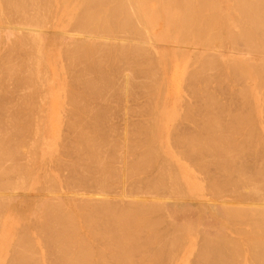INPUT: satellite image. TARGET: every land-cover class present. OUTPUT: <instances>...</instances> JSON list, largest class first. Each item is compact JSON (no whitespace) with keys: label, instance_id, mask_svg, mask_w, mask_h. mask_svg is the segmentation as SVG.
I'll list each match as a JSON object with an SVG mask.
<instances>
[{"label":"rangeland","instance_id":"1","mask_svg":"<svg viewBox=\"0 0 264 264\" xmlns=\"http://www.w3.org/2000/svg\"><path fill=\"white\" fill-rule=\"evenodd\" d=\"M8 1V0H7ZM6 0H5V2H7ZM73 0H67L66 1V3H67V5L71 8V7H73L72 5L74 4V2L75 1H77V2H75V9H73L74 10V12H75V10H76V12H75V14H74V17L77 15V18L75 17H73L72 16V20H74V22H76L77 20H79V21H77L78 22V24H85V25H88V26H90V27H92L93 25H94V23H95V26H93L92 28H90V30H91V33L90 34H92V32H93V34L92 35H97V34H94V31L92 30V29H94V27H96L95 28V30L96 31H99V33L100 34H98V35H102V36H104V35H109V37L111 38V39H115V41L114 40H110V38L109 39H107V41L106 40H104L103 42H105V44H103V42L102 41H99L100 43H101V47H100V45H99V42L98 41H96V42H98L97 44L99 45H97L96 46V42H93V43H88L87 44V42H86V44H83V43H85L84 41L83 42H76V43H74V42H72L71 44L74 46L73 48L72 47H70V46H68V47H61V46H63L65 43H63V45L62 44H60V45H58V46H53L52 48H51V50H50V53H47L48 51H45L46 53V55H47V57H48V59H47V57H46V55L44 54L43 55V53L40 51V48H38L37 50H36V46L34 47V45H35V43H31L30 44V42L28 43V45L29 46H25V44H20L19 42H14V44H16V45H14V46H16V48L18 47V45L20 44V45H22V49H24L25 50V52H24V50H22V49H20L19 50V47H18V51H17V49L15 48L14 49V47H12L13 45H11L12 44V42L11 43H8L9 42V40L7 39V37L6 38H2L1 40H0V42L2 43V47H1V50H0V53H1V55H0V62L1 61H3V62H1V65H0V132H1V134L2 135H0L1 137L3 136L4 138H1L0 140V143L2 144V142H3V144H2V148H1V151L3 152H0V153H2V156H0V164H2L4 167H3V169L6 167V169H4L3 170V172H5V170H7L8 172H11V174L13 175V170H17V171H19V172H21V176L23 177L22 178V180H25V185H26V187H24V190H18V192H17V195H14V196H10V197H13L14 199H15V201L17 202H23V203H25V202H33L34 201V198H30V197H27V192H28V190H29V187L27 186L28 184H29V181H31L32 182V180L33 179H31L30 180V178L28 179V177H34L35 176V174H36V177H37V179L39 180H37L36 182V184H40V186L41 187H43L42 185H43V183H44V189H45V191H43V192H45V194L47 193V195H45V194H43V196H42V198H45L46 197V199H47V201L48 200H50V203H52L51 205L49 204V210L48 209H46V210H44L43 212H41L39 209L37 210V208H38V206L37 207H35L36 206V204H32L31 205V207L25 212V213H22L21 214V216L17 219V222L16 223H14V225H16V227L15 226H13V228H12V222L10 223V224H12V225H10L8 222V220L6 221V214H3V215H1V216H4V217H1L0 218V226H1V224H2V222H4V226H3V224H2V226L3 227H5V228H3L4 230H5V232H3V233H1L2 232V230H0V240H3L2 242H0V244L2 245L1 247H0V256H1V252L4 250V248H5V250H4V253L9 249V251H7V256H5V254H2V261H0L1 263L2 262H4L3 264H5V261H6V264L7 263H9V261H8V259H14V257L16 256V254H18L16 257H15V259L14 260H11L10 261V263L11 264H21V261H22V264H35V262H37L38 264H56V262H57V264H59L58 263V260H60L61 258V260L59 261L61 264L63 263V264H71L70 262H72V259H73V262L75 261L77 264H87V262L89 261V263L88 264H91V261L93 260V264H100V263H102V264H107L108 262H106V263H103V260L104 261H109V258L111 259V257H113V259H111V261H113V262H117V264H118V262H119V264H131V262H134V264H141V262L143 263V262H146L147 261V257H146V255H148V259H149V261L148 262H146L145 264H148L149 262V264H160L161 262H162V264H171L172 262V264H174V263H176V262H179V264H184L185 262H186V259L185 258H187V263L186 264H190V262L191 263H193L194 262V264H196L197 262V264H205V261L207 262L206 264H208L209 262H211L210 264H212L213 262H212V258H213V260H215V262L213 263V264H215V263H219V264H226V262H228L227 264H237V262H238V264L240 263V264H242L244 261H246L245 259L247 258V261H246V264L247 263H249V261H250V264H251V262H252V264H259V263H261V260H262V263L264 264V257L263 258H261L260 256H264V252H263V247H264V239H261V238H264V235H262V234H264V228H261V227H263L264 226V221H263V219H264V214H260L259 215V213H258V210L257 209H255V206L256 205H259V204H255L256 202L257 203H260L261 202V204L259 205V206H256V207H258L259 208V210L261 209L262 210V208H261V206L262 207H264V201L263 200H261V199H264L263 198V196H264V191H263V189H264V185H263V183L264 182H262V181H264V176L262 177V171H264V149H263V147H264V135L262 134V136H260L261 134H259V137L260 138H263V139H260L258 136H256V134H257V132H259V130L256 132V129H260V133L261 132H263L264 133V125L262 124V123H264V118H261V114L263 115L262 117H264V110H262V108L264 109V104H262V105H258L259 104V102H260V104L261 103H264V90L263 91H260V90H262V89H264V82H263V84H262V80L264 81V76H263V73H264V70H262V69H264V37L263 38H261L263 35H264V26H263V20H261V19H263L264 17H263V15H264V11H263V13L261 12V10H263L264 8H263V5H264V0H260L259 1V3H258V0H254V1H257V2H255V4H253L254 3V1L252 0L251 2H249V0H247L248 2H246V0H245V2H244V0H243V2H244V4H241V6H239L240 5V3H242V0H233L234 1V3H233V1L231 2V1H229V0H226L225 1V3H224V0L222 1V0H220L218 3H219V6L222 8V9H220L221 10V12H220V10H219V12H220V17H219V15H216V14H219V12H218V3L216 2V0H211V2H209V0L207 1V0H205V1H203V0H186V2H187V4H185V0H180L179 2H178V0H172V4H173V6H172V4H171V0H163L162 2H161V0H160V2H159V0H124L125 2H123L124 4H125V6L123 5V7L121 8V6H122V1L123 0H113V1H108V0H105L104 1V3L105 2H107V3H105V5H103V0L100 2L99 0H85L86 2H85V5L84 4H82V6L84 5V7L86 6L88 9H91L92 11H93V13H92V11H91V14H93V15H91L90 14V11H89V14L87 13L86 14V12H85V10L87 9L86 7V9L84 10V7H82V6H79V4H81V2L80 1H83V0H74V2H72ZM90 1H92L93 3H91ZM95 1V2H94ZM100 3H99V2ZM114 1H115V4H117V2L120 4L121 3V5L119 6H117V7H115V4H114ZM128 1H129V3H128ZM136 1V2H135ZM141 1H142V4H140L141 3ZM155 1V2H154ZM178 2V4H177V2ZM184 1V2H183ZM193 1H195V3H197L196 5L194 4V2ZM197 1V2H196ZM202 1V2H201ZM213 1H215V2H213ZM237 1H239V2H237ZM3 0H1V2H0V7L1 8H3L1 5H3L5 2H3ZM9 3H6V7L4 6V8H3V10L5 9V8H8V7H10V9L8 10V9H6V10H4V11H6V13L7 14H9L10 13V11H11V13L9 14V15H12L13 13H12V11L14 10V8L12 7L13 5H14V7L16 6L15 5V3H17L18 2V0H16V2H15V0H12V5L10 4V2H11V0L10 1H8ZM15 2V3H14ZM71 2H72V5L70 6L69 5V3L71 4ZM87 2H88V6H87ZM111 4H110V3ZM150 2V3H149ZM158 2V4H154V3H157ZM164 2H166V3H164ZM191 4H190V3ZM200 2V3H199ZM204 2V3H203ZM206 2L208 3V4H206ZM263 2V3H262ZM14 3V4H13ZM79 3V4H78ZM91 3V4H90ZM131 3H133V4H131ZM176 5H175V4ZM185 5H184V4ZM209 3H211V4H215V6H213L214 8L216 7V5H217V8H215V9H213V7H212V5L210 4V6H208L209 5ZM231 3H232V7H231ZM236 3V5H234ZM239 3V5L237 6V4ZM245 3L247 4V6L245 7ZM250 3V4H249ZM252 3V4H251ZM95 4V5H94ZM98 4H99V7H98ZM108 4V5H107ZM129 4L131 5V6H129ZM135 4V6H133ZM136 4H137V7H136ZM147 4V5H146ZM148 4H150V6L148 5ZM193 4L195 5V7H193ZM199 4V5H198ZM200 4H202L203 6H201ZM257 4V5H256ZM261 4V6H259ZM263 4V5H262ZM8 5V6H7ZM77 5V6H76ZM92 5V6H91ZM102 5H103V7H106V9H103L102 10ZM107 5V6H106ZM112 5V6H111ZM128 5V6H127ZM141 5V6H140ZM143 5H144V9H143ZM153 5V6H152ZM157 5V6H156ZM161 5H163L164 6V8L161 6ZM181 5V6H180ZM198 5V8H196V6ZM208 7H207V6ZM229 5H230V7H229ZM244 5V6H243ZM255 5V6H254ZM95 6V7H94ZM108 6L110 7L109 9H108ZM114 6V7H113ZM132 6L133 7H136V9H132ZM145 6H146V8H148V9H146L145 8ZM167 8H166V7ZM192 6V7H191ZM227 6L230 8V9H228L227 8ZM234 6V7H233ZM243 6V8H241ZM253 6V7H252ZM258 6H259V8H258ZM79 7H80V9L81 10H79ZM119 7V8H118ZM124 7H125V10H124ZM126 7H129V9L128 8H126ZM130 7H131V11H130ZM154 7H155V9H154ZM160 7H161V9H160ZM171 7V8H170ZM185 8L184 10L183 9H181V8ZM202 7H204V8H202ZM209 7H212L211 9H209ZM240 7V8H239ZM255 7H257V8H255ZM0 8V12L1 13H5V12H2L3 10ZM77 8V9H76ZM93 8H95V9H93ZM97 8H99V9H97ZM113 8V9H112ZM114 8H115V11H117L116 13H115V11H114ZM117 8V9H116ZM150 8H151V10H150ZM163 8V9H162ZM169 8V10H167ZM179 8L181 9V10H179ZM206 8V9H205ZM224 8H225V10H224ZM234 10H233V9ZM248 8H250V9H248ZM253 10H252V9ZM262 8V9H261ZM11 9H13V10H11ZM107 9H108V11H107ZM127 9L129 10V12L130 13H128L127 12ZM145 9H146V12H145ZM157 9V10H156ZM165 9L168 11V13H167V11H165ZM174 9V10H173ZM188 11H187V10ZM199 10V12H198V10ZM212 11L211 13H210V11ZM216 9H217V12H215L216 11ZM244 9H246L245 11H243ZM258 9V10H257ZM2 10V11H1ZM7 10H8V12H7ZM84 10V11H83ZM99 10V11H98ZM100 10H102V12H100ZM104 10H106V12L104 11ZM114 11V12H112V11ZM119 10V11H118ZM121 10H122V13H120L121 12ZM140 10V11H139ZM148 10V11H147ZM154 10V11H153ZM175 10H177V12H174ZM192 12H191V11ZM200 10H202L203 11V14H200V13H202V11L200 12ZM213 10H214V12H213ZM235 10H239V11H241L242 13L240 14V12L238 11V13L236 14L235 13ZM249 10H251V11H249ZM254 10H256V11H254ZM15 11V10H14ZM13 11V12H14ZM80 11V12H79ZM81 11H83V12H81ZM96 11H98L97 13H96ZM124 11V12H123ZM134 11V15H133V12ZM136 11V12H135ZM142 11V12H141ZM144 11V12H143ZM162 11H164V13H167L166 14V16H167V18H165L166 16L162 13ZM172 11V12H171ZM182 14V15H185L184 17L181 15V14H179V12ZM183 11V12H182ZM194 11V12H193ZM205 11V12H204ZM229 11V15L227 14V12ZM231 11H233L234 12V14H236L235 16H234V14H232V12ZM247 11V12H246ZM249 11V12H248ZM259 11V12H258ZM103 12H105V13H103ZM139 12V13H138ZM171 14H170V13ZM189 12V13H188ZM209 12V13H208ZM224 12H226V14H224L223 15V17L225 16V15H227L228 17V19H226V16H225V18H224V21H225V25H224V21L223 20H218V18L220 19H223L221 16H222V14L221 13H224ZM256 12H258L257 14H258V16L260 17L261 15L260 14H263L261 17H263V18H258L259 19V21H261V24L259 23V21H257V15H256ZM5 13V14H6ZM66 12H63L62 14H65ZM68 13V12H67ZM66 13V14H67ZM76 13H78V14H76ZM82 15H81V14ZM101 15H100V14ZM108 13V15H106ZM111 13V14H110ZM114 13V15H112ZM118 13H120V15H122L123 17H125L126 18V20H125V18L124 19H122L123 17L122 16H120ZM123 13H126L127 15L125 16V14L123 15ZM142 13V14H141ZM147 14L148 15V13H149V17L147 16V15H144V14ZM184 13V14H183ZM194 13H195V15H194ZM207 14V16L209 15V17H210V19H208L207 18V16L205 15V14ZM212 13H214V14H212ZM246 13H248V15L246 14ZM250 13H255L254 15L253 14H250ZM260 13V14H259ZM58 14H61V13H58ZM79 14H80V16H79ZM83 14H85L84 16H83ZM95 14V15H94ZM116 14V15H115ZM140 14V15H139ZM179 14V15H178ZM196 14H198V15H200V16H198V15H196ZM87 15V17H85ZM96 15H97V17H96ZM100 15V16H99ZM106 17H105V16ZM117 15H119L118 17H117ZM131 15H133V16H131ZM135 15H137V16H135ZM163 15V16H162ZM169 15V16H168ZM172 15H174L173 17H171ZM191 15V16H190ZM194 15V16H193ZM202 15H204L203 17L204 18H202ZM213 17H212V16ZM217 17H216V16ZM239 15H240V17L241 18H237V17H239ZM59 16V15H58ZM63 16V17H62ZM83 16V17H82ZM88 16H90V17H88ZM91 16H93V17H95L94 19H93V17H91ZM105 17V18H107V20H105V18H102V17ZM108 16V17H107ZM113 16H114V20H112L113 19ZM131 16V18H128V17H130ZM152 16V17H151ZM179 16V17H178ZM192 16H193V18H192ZM205 16H206V18H205ZM250 16V18H252V16H253V20L252 19H248V17ZM60 17H62V21H66V19L67 18H65L66 16L65 15H61ZM79 17V18H78ZM135 17L137 18V19H135ZM139 17H140V19H139ZM154 17V18H153ZM163 17V18H162ZM175 17H177V18H184V19H182L181 18V21L179 20V19H176ZM187 17L190 19H187ZM191 17V18H190ZM196 17H197V19H196ZM229 17L231 18V19H229ZM243 17V18H242ZM59 18V17H58ZM63 18H65V19H63ZM74 18V19H73ZM82 18H83V20H82ZM97 18V19H96ZM99 18V19H98ZM101 18H102V20H104L103 21V23L105 24V22H106V25L104 26V24L103 23H101L102 22V20H101ZM134 18V19H133ZM144 18V19H143ZM170 18V19H169ZM174 18V19H173ZM211 18L213 19V21H215L214 23H216V25L218 24V26H217V29L219 28V23H221V22H223L222 24H223V26L224 27H222V25L220 24V27H222V28H220V32H221V35L223 34V38L220 36V32H219V30H218V33L216 32V30H215V28H216V26H215V24L213 23V21L211 20ZM234 18V19H233ZM236 18V19H235ZM70 18L67 20V21H69V22H66V23H63V22H60V25H61V23H63L61 26L60 25H58L59 27L58 28H62V26H63V28H65V24L66 25H68L67 23H69V24H71V26H72V24L73 25H75V24H77V22L76 23H74L72 20H71ZM90 19H92V20H90ZM117 19V20H116ZM130 19H131V21H130ZM147 19H149V21H146ZM166 19V20H165ZM173 19V20H172ZM176 19V20H175ZM199 19H201L202 20V22H201V20H199ZM205 19H207V20H205ZM243 19H244V21H248L247 23L246 22H243ZM59 20H60V18H59ZM71 20V21H70ZM86 20V21H85ZM99 20V21H98ZM124 20V21H123ZM133 20H135V21H133ZM165 22H164V21ZM168 20H170V22L168 21ZM183 20H184V22H183ZM193 20V21H192ZM226 20H229V22L227 21L226 22ZM231 20H234V24H233V26H231V28H230V25L228 26V24L230 23L231 25H232V23H233V21H231ZM242 20V21H241ZM255 20V21H254ZM80 21H83V23L82 22H80ZM85 21V22H84ZM89 21H91V22H89ZM99 22L100 23V25L97 23V22ZM119 21V22H118ZM121 21H122V23H121ZM137 21V22H136ZM139 21V22H138ZM175 23H174V22ZM178 21V22H177ZM186 21H188V22H186ZM204 21H206V22H204ZM207 21H209V23L207 22ZM217 21H219V23L217 22ZM236 21V22H235ZM237 21H238V23H237ZM252 21H254V22H252ZM73 22V23H72ZM126 22V23H125ZM130 22V23H129ZM132 22H133V24L134 23H136V24H134V26H135V28H132ZM148 22V23H147ZM167 22V23H166ZM182 22V23H181ZM190 22V23H189ZM212 22V23H211ZM253 24H252V23ZM257 22V23H256ZM112 23H114V24H118V25H121V26H116V25H112ZM137 23H140V24H137ZM142 23V24H141ZM165 23V24H164ZM177 23L179 24H182V26H180V24L177 26ZM184 23V24H183ZM185 23H186V25H187V27H189V26H191V27H189V28H187L186 27V25H185ZM189 23V24H188ZM200 23V24H199ZM211 23V24H210ZM243 23V24H242ZM245 23V24H244ZM250 24V25H247V24ZM96 24H98V25H96ZM103 26H102V25ZM128 24V25H127ZM131 24V25H130ZM145 24V25H144ZM174 24V25H173ZM201 24L202 25H205V24H207V26L205 25V26H202L203 27V29H202V27H201ZM209 24V25H208ZM236 24V25H235ZM257 24H260L259 26H261L262 25V27L260 28V27H258V25L256 26ZM161 25V26H160ZM169 25V26H168ZM238 25V26H237ZM241 27H240V26ZM245 25V26H244ZM69 27H71L70 25H68ZM68 26H66V28H69ZM98 26H100V30L98 29L99 27ZM108 26L110 27L109 29H108ZM111 26H112V29H111ZM128 26V27H127ZM138 26V27H137ZM177 26V27H176ZM183 27V29L181 28V30H180V27ZM197 26H199L200 28H198ZM210 26V27H209ZM211 26H214V27H212L211 28ZM228 26V28H226ZM237 26V27H236ZM250 26H252V27H250ZM56 27V29H55V33H57V34H59L61 31H60V29H59V31H58V28H57V26H55ZM55 27H53V28H49V30L51 31L52 30V32H53V29L55 28ZM73 28H74V26H72ZM98 27V28H97ZM103 27H105V30H103L104 28ZM114 27H116L115 29H118L117 30V34H115V32H116V30L115 29H113ZM120 27V28H119ZM131 27V29H133V30H131V29H129ZM208 27H209V30L211 29V33H210V31L208 30ZM243 27H245L244 29H242ZM246 27H250V28H246ZM253 27H258V28H260V29H258V28H255V30L256 31H253ZM65 28V29H66ZM102 28V29H101ZM128 28V29H127ZM175 28V29H174ZM185 28V29H184ZM197 28V29H196ZM207 28V29H206ZM231 29V30H227V29ZM237 29L238 31H236V29L234 30V33L232 34V32H233V29ZM241 28V29H240ZM140 31H139V30ZM156 29V30H155ZM191 29V30H190ZM192 29H195V33L196 34H198V36H199V29H202V31L200 30V32L201 33H203V31H204V29H206L205 30V33H208V37H209V39H210V41H208L209 39L207 38V36H206V34L204 35V34H201L200 36V38L195 34H193V31L194 30H192ZM225 29V30H224ZM248 29V31H247V33L245 32L246 30ZM262 29V30H261ZM102 30V31H101ZM110 31L111 32V34H113V35H115V37L113 36V35H111L110 34V32L108 31V33H106L105 31ZM115 30V31H114ZM120 30H121V32H120ZM135 30H137V33H136V31ZM179 30H180V32H179ZM213 30H215V31H213ZM243 30V31H242ZM251 30V31H250ZM259 30H260V32H259ZM102 33H101V32ZM114 31V32H113ZM135 31V33L136 34H134L133 32ZM169 31V32H168ZM182 31H184V32H182ZM185 31L187 32V34H184L185 33ZM208 31V32H207ZM213 31V32H212ZM232 31V32H231ZM235 31H236V33H235ZM253 31V33L251 34V32ZM261 31L263 32L262 34H260L261 33ZM130 32V33H133V34H130V35H136L137 37H135L136 39H139V38H141V37H143V38H141L139 41L140 42H143V43H139V41L137 42H135L134 43V47H135V45H137L136 46V49L133 47V49H132V47L131 46H133V44L132 45H129V47H128V55H129V58H131V59H129L127 56H126V54L127 53H125L126 51H125V49H127V48H125V46L127 47V43H125V42H128V40L126 39V38H123V37H127L128 35V33ZM225 32H226V34H225ZM249 32V33H248ZM255 32V33H254ZM259 33V35L257 34V33ZM103 33H106V34H103ZM118 33H119V35H118ZM123 33H126V34H123ZM178 33V34H177ZM209 33H210V35H209ZM214 33H216V34H219V36L217 35L216 36V34H215V36H214ZM241 35H240V34ZM121 34V35H120ZM138 34H141L140 36L138 35ZM176 34H177V36H176ZM211 34H213V36L215 37V38H213L212 37V35ZM231 34V36H229ZM236 34V35H235ZM239 34V35H238ZM246 34H249V35H247L248 37H250V39L247 41V37L245 36ZM254 34H255V36H254ZM111 35V36H110ZM126 35V36H125ZM182 35H184V36H182ZM240 36V37H237V39H236V36ZM261 35V36H260ZM118 36V38H120V39H116V37ZM176 38H175V37ZM180 36V37H179ZM235 36V37H234ZM241 36H242V39H241ZM247 38L246 40H244V38L245 37ZM258 36H260V38L258 37ZM190 37H191V40H190ZM193 37V38H192ZM244 37V38H243ZM252 37H254V39H252ZM259 38V41H258V38ZM13 38V37H12ZM145 38V39H144ZM165 38V39H164ZM167 38V39H166ZM180 40H179V39ZM182 38V39H181ZM187 40H186V39ZM204 38V39H203ZM205 38H207V39H205ZM216 38H220V39H218V41H222V42H220L219 43V45H218V41H216L217 43H215V45H214V43H213V45H214V47H216L217 45V47L216 48H214L215 49V51L217 52V53H215V51H214V49H213V51H214V53H212V47H211V49H209V47H210V45H212V42H215V41H213V39H216ZM223 40H222V39ZM230 38V39H229ZM256 38V39H255ZM4 39V40H3ZM123 39V40H122ZM125 39V40H124ZM158 39H159V41H158ZM162 39V40H161ZM164 39V40H163ZM197 39V40H196ZM228 39V40H227ZM233 39V40H232ZM235 39V40H234ZM239 39V40H238ZM252 39V43H251V40ZM263 41H262V40ZM117 40V41H116ZM122 40V41H121ZM145 40V41H144ZM156 40V41H155ZM162 42H161V41ZM167 40V43L165 42ZM178 40V41H177ZM212 40V41H211ZM217 40V39H216ZM232 40V41H231ZM238 40V41H237ZM108 41L110 42L111 41V43H110V45H112L111 47H110V45H108ZM118 42L119 41V43H117V44H120L121 42L122 43H124L125 44V46L123 45V50L121 51L120 49H122V46H119L120 48L119 49H115V46H116V48H118V46L114 43V42ZM148 41V42H147ZM151 41V42H150ZM164 41V42H163ZM175 41H176V43H175ZM184 41V42H183ZM190 41H192V42H196L195 44L196 45H194L192 42H190ZM199 41H202L201 43L199 42ZM225 41V43H224V48L227 46V41H228V51H229V48L231 49V45L233 44V47H232V49H233V52H232V49H231V53L229 52L228 53V51L226 50V49H224L223 48V46H222V43ZM237 42V44L236 43H234V42ZM240 41H241V43H243L244 41H245V43L246 42H248V43H244V44H241L240 43ZM243 41V42H242ZM261 41V42H260ZM4 42V43H3ZM150 42V43H149ZM153 42V43H152ZM156 42H158V43H156ZM210 42V43H209ZM257 42H260V44H263V45H259V43H257ZM74 43V44H73ZM114 43V44H113ZM145 43V45L143 46V44ZM151 44V46L149 45V44ZM203 43H206V44H203ZM209 43V44H208ZM230 43H231V45H230ZM240 43V45H238ZM255 43H257V44H255ZM34 44V45H33ZM66 44H67V42H66ZM69 45H71L70 43H68ZM75 44H77V46L75 45ZM85 45V46H87V47H85V46H83V47H85L86 49L89 47V46H91L92 48L93 47H95L94 49L95 50H93V49H91V51L92 52H90L89 50H90V47L88 48V50L86 51V49L84 48V50L86 51L85 53L83 52V48L81 49V46L80 45ZM90 44V45H89ZM167 44H170V45H167ZM193 44V45H192ZM199 46H198V45ZM203 44V45H202ZM250 45L251 47L252 46H254V45H256V47L254 48V47H247L248 45ZM251 44H253V45H251ZM7 45H11L10 46V48H11V50H9V49H6V46ZM23 45H24V47L27 49H25L24 47H23ZM71 45V46H72ZM79 45V46H78ZM106 47H105V46ZM115 45V46H114ZM149 45V46H148ZM209 45V46H208ZM237 47H236V46ZM245 45H247V46H245ZM65 46H67V45H65ZM173 47L172 48V50H170V54H169V51H167V50H169V48H167L166 49V47ZM207 46V47H206ZM245 48H248V49H244V47ZM258 46V47H257ZM7 47H9V46H7ZM61 47V48H60ZM76 47V48H75ZM78 47H80V48H78ZM96 47H99V48H96ZM131 47V48H130ZM152 49H151V48ZM164 47V48H163ZM179 49H178V48ZM197 47H199V48H197ZM203 47V48H202ZM241 47H243V49L244 50H242V48ZM63 48V49H62ZM66 48H69L68 50H69V52H67L68 50L66 49ZM112 48L114 49V50H112ZM140 50H139V49ZM148 48V49H147ZM155 48V49H154ZM204 48H206V50L204 49ZM207 48L209 49V50H207ZM223 48V49H222ZM252 50H251V49ZM5 49V50H4ZM30 49H32L31 51H30ZM75 49V50H74ZM76 49H77V51H76ZM79 49V50H78ZM97 49H99L97 52L98 53H100V54H97L96 52L94 53V51H96ZM105 49V50H104ZM108 49V50H107ZM158 49V50H157ZM161 49H163L162 51H159V50H161ZM165 49V50H164ZM175 49V50H174ZM218 49H220V50H218ZM236 49V50H235ZM257 49V51L259 52H257L258 54H260V56L259 55H257L256 54V52H255V50ZM262 49V50H261ZM8 50V51H7ZM64 50H66V53L67 54H63L64 52H62V51H64ZM81 50V51H80ZM117 50V51H116ZM132 50V51H131ZM137 51L136 52V54H135V52H133V51ZM141 50H144V51H141ZM151 50H153V52L151 51ZM157 50V52L159 53V58H161V59H166V61H165V63H164V61L162 60V63H164V64H162V65H165V68L164 67H160L159 66V69H158V65H161V60L159 61L158 59H157V56H158V53H156L155 51ZM194 50V51H193ZM211 50V51H210ZM222 50H223V52H222ZM225 50V51H224ZM250 51L249 53H251V51H252V53H251V57L248 59V57H249V54H246V53H244L246 56H244V55H241V54H243V53H238V52H246V51ZM5 51L7 52V53H5ZM11 51V52H10ZM12 51H14L15 53H17V55H14L13 53H12ZM17 51V52H16ZM21 51V52H20ZM36 51H39V52H41V53H39V52H36ZM54 51H56V52H58V55L57 54H55V52ZM100 51V52H99ZM107 51H108V54H106L107 53ZM111 51V53H109ZM112 51H114L116 54H117V52H119L118 53V55L117 56H119V58L116 56V54L114 53V52H112ZM123 52V53H121V52ZM140 51H141V53H143L142 55H141V53H140ZM148 51V52H147ZM150 51H151V56L149 55V53H150ZM167 51V52H166ZM174 52V53H172V52ZM209 51V52H208ZM220 51H221V53H220ZM236 51H237V53H236ZM263 53H262V52ZM23 52V53H22ZM30 52V53H29ZM36 54H35V53ZM88 52V53H87ZM91 54H90V53ZM105 54H104V53ZM145 52L147 53V54H145ZM165 52L166 53H168V57H170L171 56V60L167 57V55L165 56ZM201 52H203V53H206L205 55L203 54V53H201ZM226 52L228 53V55L226 54ZM234 52H235V57H232V55L234 56ZM255 52V53H254ZM13 55H12V54ZM21 53V54H20ZM29 53V54H28ZM33 53V54H32ZM51 53L53 54V56L55 57H53L52 55H51ZM79 53H82V55L81 54H79ZM87 53V55L85 56V54ZM104 55H108V56H104ZM161 53V54H160ZM163 53H164V55H163ZM188 53H190V54H188ZM219 53V54H218ZM6 54H7V56H6ZM9 54V55H8ZM18 54H20L21 56H24L23 58H21V56L20 55H18ZM34 54H35V57L37 58V56H38V58L39 59H37L38 61H39V64H38V61L35 63L34 62V60H36L35 59V57L33 58V56H34ZM38 54V55H37ZM42 54V55H41ZM49 54H50V56H49ZM79 54V55H78ZM83 54H84V56H83ZM89 54L93 57H91V56H89ZM130 54H132L131 56H130ZM135 54V55H134ZM139 54V55H138ZM145 54V55H144ZM156 56H155V55ZM173 54V55H172ZM174 54H175V56H174ZM201 54H203V55H201ZM210 54H212V56H210ZM215 54V55H214ZM221 54V55H220ZM231 56H230V55ZM3 55H4V57H5V59H3ZM27 55H28V57H27ZM29 55H31V57L29 56ZM39 55H40V57H39ZM100 55H102V56H100ZM114 55H115V57H114ZM147 55V56H146ZM153 55V56H152ZM189 55V56H188ZM206 55H208V56H206ZM217 55V56H216ZM227 55V56H226ZM238 55H240V57L241 56H244V57H241V59L243 60L242 62H241V66H240V64H239V62L240 61H236L237 59L238 60H241V59H239L238 57ZM262 55H263V57H262ZM11 56H16V57H14L13 59H12V57ZM43 56H45V58H43ZM97 58H96V57ZM98 56H100V57H98ZM125 56V57H124ZM142 56H144V57H142ZM147 58H146V57ZM149 56H150V61H149ZM163 56V57H162ZM166 58H165V57ZM172 56L174 57V58H172ZM223 56V57H222ZM228 56H230V57H232V58H234V59H232V58H230V57H228ZM238 56V57H237ZM259 56V58H256V57H258ZM7 57H8V59H7ZM10 57H11V60H10ZM26 57H27V59H28V62H30V63H28L27 61L26 62H24L23 63V61H25V60H27L26 59ZM31 59H34V60H31ZM113 57H114V59H113ZM135 57V58H134ZM139 57V58H138ZM154 57V58H153ZM179 57V58H178ZM184 57V58H183ZM186 57H188L187 58V60L185 61V59H186ZM204 57V59L202 60V58ZM209 57H210V59H209ZM225 57H227V58H225ZM245 57H246V59H245ZM20 58V59H19ZM84 58V59H83ZM87 58V59H86ZM100 58V59H99ZM116 58H117V60H116ZM128 58V59H127ZM137 58V59H136ZM144 58V59H143ZM147 60H146V59ZM155 58H156V64H155ZM167 58H168V60H167ZM191 58H193V59H191ZM206 58H208V59H206ZM213 58V59H212ZM222 58V59H221ZM229 58V59H228ZM244 58V59H243ZM2 59V60H1ZM21 59H23V61L21 60ZM30 59V60H29ZM45 59L47 60V62L45 61ZM91 59H92V61H91ZM136 59V60H135ZM141 59H143V60H145V61H143V60H141ZM153 59V60H152ZM173 59V60H172ZM178 59V60H177ZM216 59V60H215ZM224 59V60H223ZM230 59H232V61H230ZM252 59V60H251ZM256 59V60H255ZM259 59V60H258ZM260 59H262V60H260ZM6 60H8L7 62H9V63H6ZM13 60V61H12ZM21 60V61H20ZM42 60V61H41ZM51 60H53V61H51ZM96 60V62L94 63V61ZM133 60V61H132ZM134 60H135V62H134ZM140 60H141V62L145 65V66H142L143 64L140 62ZM152 60V61H151ZM189 60V61H188ZM198 60V61H197ZM202 60V61H201ZM208 60H210V61H208ZM220 60V63L218 62V61ZM222 60V61H221ZM228 60V61H227ZM236 61V62H234V64H236L237 62V64L236 65H234L233 63H231L230 64V62H233V61ZM251 60V61H250ZM12 63H11V62ZM17 62V63H14V62ZM51 61V62H50ZM101 61V62H100ZM128 62V65H129V63H130V67L131 66H135V68H130L128 65H126L127 64V62ZM132 61V62H131ZM136 61H138L139 62V64L137 63L136 64ZM157 61H158V63H157ZM172 61H173V63H172ZM179 61H181L179 64L177 63V62ZM182 61H184V62H182ZM200 61V62H199ZM206 61V62H205ZM211 61H213V62H215V63H213V62H211ZM225 61V62H224ZM246 61V62H245ZM256 61H259V62H257V63H259L260 65H257L256 66ZM261 61V62H260ZM20 62V63H19ZM22 62V63H21ZM34 63L35 65H38L39 66V69L43 72L44 71V74H42V72H39V69L38 68H36V67H38V66H35L34 64H32V63ZM40 62H41V65H40ZM149 62H151V63H154V65L152 64L151 65V63L150 64H147V63H149ZM166 62H168L167 64H166ZM194 62V63H193ZM197 62V63H196ZM207 62H208V64H207ZM209 62H211V63H209ZM221 62H223V65H222V63ZM227 62V63H226ZM243 62H245V63H243ZM253 62L254 63H256V64H253ZM14 63V65L15 64H17L16 66H18V67H16V66H13V65H10V64H13ZM48 63V64H47ZM135 63V65H131V64H134ZM141 63V64H140ZM172 63V64H171ZM175 63V64H174ZM177 63V64H176ZM182 63V64H181ZM191 63V64H190ZM193 63V64H192ZM199 63V64H198ZM202 63V64H201ZM204 63V64H203ZM243 63V64H242ZM7 64V65H6ZM8 64H9V66H8ZM19 64V65H18ZM27 64V65H26ZM49 64H51V65H49ZM86 64V65H85ZM97 64H98V67H97ZM147 64V65H146ZM158 64V65H157ZM170 64V65H169ZM174 64V65H173ZM182 66H181V65ZM184 64V65H183ZM185 64H186V66H185ZM188 64V65H187ZM224 64H225V66H224ZM226 64L228 65V67H226ZM230 64V65H229ZM239 64V65H238ZM26 65V66H25ZM46 65H47V68H45L47 71H45L44 70V67H46ZM61 66L62 68L61 69H59L60 67L59 66ZM139 67L140 66V68H137V66ZM155 65H157V67H155ZM161 65V66H162ZM166 65H168V66H166ZM173 66V68H171L172 66ZM179 65V66H178ZM191 65V66H190ZM196 65V66H195ZM209 65V66H208ZM222 65V66H221ZM234 65V66H233ZM242 65H243V67H242ZM249 65L250 66H252V68H250L249 69ZM262 65V67H259V66H261ZM7 66V67H6ZM32 66L33 67H35L34 69L32 68ZM43 68H42V67ZM53 66H54V68H53ZM56 66V67H55ZM58 66V67H57ZM149 66H151L150 68H149ZM154 66V67H153ZM219 66V67H218ZM231 66V67H230ZM240 66V68H238ZM245 66H248L246 69H245ZM2 67H3V69H2ZM6 67V68H5ZM16 67V69H18V68H21L22 67V69H21V71H23V74H22V72L20 71V69H18V71H20V72H18L16 69H14ZM82 67V68H81ZM96 67V68H95ZM146 67V68H145ZM168 67V69H166ZM174 67H176V69H174ZM180 67V68H179ZM185 67V68H184ZM187 67V68H186ZM195 67H198V68H196L195 69ZM204 67V68H203ZM206 67H207V69H206ZM215 67V68H214ZM224 67V68H223ZM226 67V68H225ZM233 67V68H232ZM253 67H255V68H253ZM27 69V71H25V69ZM53 68V69H52ZM59 69V70H57V69ZM81 68V69H80ZM128 68H130L131 70H128ZM154 68V69H153ZM155 68H157V69H155ZM183 68V69H182ZM217 68V69H216ZM237 68V69H236ZM257 68H259V69H257ZM6 69V70H5ZM14 69V70H13ZM38 69V72L36 73V71L34 72V70H37ZM50 69V70H49ZM63 69V70H62ZM79 69V70H78ZM134 69V70H133ZM135 69H137V70H135ZM145 69H148L147 71L145 70ZM152 69V70H151ZM162 69V70H161ZM166 69V73H165V71L163 72V73H161L160 72V74L158 73H156V72H159V71H163V70H165ZM173 69H174V71H173ZM195 71H194V70ZM200 69V70H199ZM203 69V70H202ZM205 69V70H204ZM209 69H210V71H209ZM212 69V70H211ZM241 69H243V70H241ZM245 69V70H244ZM247 69H248V71H247ZM253 69V70H252ZM8 70H10L9 72H8ZM17 71V73H16V71ZM31 72H30V71ZM61 70V72H58V71H60ZM76 70H78V71H76ZM139 70H140V72H139ZM144 70V71H143ZM154 70V71H153ZM183 70H185V71H183ZM187 70V71H186ZM220 70H221V72H220ZM222 70H224V71H222ZM235 70V71H234ZM250 70V71H249ZM257 70V71H256ZM260 70V71H259ZM15 71V72H14ZM29 71V73H27ZM33 71V72H32ZM63 71H64V73H63ZM75 71H76V73H75ZM142 71H143V73L144 74H142ZM168 71V72H167ZM172 71V72H171ZM189 71H191V72H189ZM214 71V72H213ZM227 71L229 72V73H227ZM237 71V72H236ZM241 71V72H240ZM243 71V72H242ZM251 72V73H249L248 75H246V72ZM2 72H5V75H4V73L2 74ZM13 72V73H12ZM24 72H26V73H24ZM49 72V74H47ZM51 72V73H50ZM52 72H54V74L52 73ZM149 73V74H147V73ZM150 72L152 73V75H154V74H156V78L155 77H152V75L150 74ZM197 74H196V73ZM204 72V73H203ZM210 73V75H208L209 73ZM213 72V73H212ZM218 72V73H217ZM238 72H239V74H238ZM256 72V73H255ZM259 72V73H258ZM261 72H263V73H261ZM9 73V74H8ZM21 75H20V74ZM31 73V75H28V74H30ZM56 73V74H55ZM57 73H59V74H57ZM60 73H63V74H61L60 75ZM74 73H75V78H74ZM85 73V74H84ZM86 73H88L89 75H87ZM132 73V74H131ZM165 73V74H164ZM181 73V74H180ZM203 73V74H202ZM216 73V74H215ZM224 73V74H223ZM225 73H226V76H225ZM236 73H237V75H236ZM241 73V74H240ZM252 73H254V75L256 74V76H254V77H258L257 79H259V81L258 80H256V78H254L253 76V80L249 77L248 78V76L250 75H252ZM10 74H11V76H10ZM14 74H18L17 76L16 75H14ZM41 74V75H40ZM83 74H84V77H83ZM146 74V75H145ZM162 74H164L163 76H164V78H163V76H162ZM192 74H194V75H192ZM200 74V75H199ZM204 74H207V75H204ZM221 74V75H220ZM7 75H8V77H7ZM23 75V76H22ZM26 76V79H25V76ZM38 75H40L39 77H38ZM45 75V76H44ZM47 75V76H46ZM50 75V76H49ZM54 76V77H52V76ZM81 75V76H80ZM141 75H143V76H141ZM151 75V76H150ZM184 76V77H182V76ZM190 77H189V76ZM206 76V77H203V76ZM227 75L229 76V77H227ZM232 75V77H230ZM243 75H244V77H243ZM20 76H22V78H20ZM27 76H28V78H27ZM32 77V79H30V77ZM36 78H35V77ZM49 76V77H48ZM57 76H59V77H57ZM88 76V77H87ZM89 76H90V78H89ZM145 76H146V78H145ZM151 78V80H150V78ZM158 76H160V77H162L161 79H160V77H158ZM171 76V77H170ZM194 76V77H193ZM201 76V77H200ZM214 76V77H213ZM222 76H225V77H222ZM236 76V77H235ZM13 77V78H12ZM15 77V78H14ZM46 78V80H47V78H49L47 81H48V84L50 83L51 84V82L53 83V85L51 84L49 87V89H51V90H49L48 89V86H47V81L44 79V78ZM51 77V78H50ZM60 77H62V78H60ZM79 77H81L80 79H79ZM148 77V78H147ZM176 79H174V78ZM197 77V78H196ZM248 78V80H246L247 78ZM19 80V78H20V80H21V82L24 80V81H26V83H30L29 85H30V87H28V84H24V83H21L20 82V80L18 81L17 79ZM39 78V79H38ZM52 78H53V80H52ZM54 78H55V80H54ZM60 78V79H59ZM74 78V79H73ZM77 78L81 81H79V80H77ZM88 78V79H87ZM93 79V81H92V79ZM94 78H96V81H95V79ZM99 80H98V79ZM102 78V79H101ZM104 78V79H103ZM145 78V80H143ZM166 78H167V82L168 83H165L166 82ZM194 78V79H193ZM200 78V79H199ZM202 78H203V80H202ZM244 78V79H243ZM262 80H261V79ZM2 79H4V80H2ZM7 79V80H6ZM11 79V80H10ZM23 79V80H22ZM30 79V80H29ZM37 79L38 80H41L42 79V84L43 85H41L39 82L40 81H37ZM101 79V80H100ZM158 79H160L161 80V82H163V81H165V82H163V83H161L160 81H158ZM164 79V80H163ZM170 79V80H169ZM196 79V80H195ZM210 79L212 80V81H210ZM223 79V80H222ZM252 81H251V80ZM256 80V82H255V84H252L255 80ZM1 80H2V82H1ZM13 80V81H12ZM29 80V81H28ZM43 80H45L46 82L44 83V81ZM74 80V81H73ZM84 80V81H83ZM90 80V81H89ZM105 80V81H104ZM147 80V81H146ZM150 80V81H149ZM157 81V83H159L160 82V84L161 85H158L157 83H156V81ZM163 80V81H162ZM169 80V81H168ZM179 80V83L177 82ZM192 80V81H191ZM198 80V81H197ZM199 80H200V82H199ZM242 80H243V82H242ZM245 80L246 81H248V82H246L245 83ZM261 80V81H260ZM10 81L12 82V83H10ZM15 81H17V82H15ZM31 81H34V82H31ZM79 81V82H78ZM86 81H88L87 83H84V82H86ZM102 81V82H101ZM144 81H145V83H144ZM151 81H154V84L151 82ZM173 81V84L171 83ZM181 81V82H180ZM184 81V82H183ZM191 81V82H190ZM204 81V82H203ZM206 81V82H205ZM221 81V82H220ZM226 81H228V82H226ZM3 82H4V84H3ZM15 82V83H14ZM20 84H19V83ZM61 82V83H60ZM78 82V83H77ZM146 82H147V86H145V84H146ZM175 82V83H174ZM196 82V83H195ZM224 82V83H223ZM226 82V83H225ZM236 82V83H235ZM240 82H242V83H240ZM252 82V83H251ZM7 83V84H6ZM35 83H37V84H35ZM64 83V84H63ZM83 83V84H82ZM152 83V85L153 86H150V84ZM156 83V84H155ZM177 83H178V85H177ZM184 83V84H183ZM192 83V84H191ZM220 85H219V84ZM231 85H230V84ZM235 83V84H234ZM259 83H260V85L262 86H260L259 85ZM6 84V86H4ZM35 86H34V85ZM55 84V85H54ZM56 84H57V86H56ZM66 84V85H65ZM83 86H82V85ZM85 84H87V85H85ZM92 84V85H91ZM94 84H95V86H94ZM98 84V85H97ZM186 84V85H185ZM190 84V85H189ZM195 84H196V86H195ZM238 84V85H237ZM244 84V85H243ZM2 85V86H1ZM20 85L22 86V87H20ZM24 85V86H23ZM32 85H33V87H32ZM58 85H59V87H58ZM64 87H63V86ZM86 87H85V86ZM89 85V87H87ZM90 85L91 86H93V87H90ZM100 85V86H99ZM102 85V86H101ZM154 85L155 86H158L159 88H160V90H159V88L158 87H156V88H158V91H155L156 90V88H154ZM165 85V86H164ZM170 85V86H169ZM184 85V86H183ZM241 85H243L242 86V88L240 87ZM15 87V88H13L14 90H15V92H14V90H12V88L11 87ZM38 86V87H37ZM41 86V87H40ZM43 86H45V87H43ZM55 88H54V87ZM96 86H98V87H96ZM130 88H129V87ZM142 86H143V88H142ZM145 86V87H144ZM150 86V87H149ZM200 86V87H199ZM249 86V87H248ZM255 86H256V88H258V86H259V89L260 90H258L257 89V92H262V94L261 93H257V92H255ZM26 87V88H25ZM28 87V88H27ZM32 87V88H31ZM147 87V88H146ZM169 87V88H168ZM186 87V88H185ZM188 87V88H187ZM195 89H194V88ZM199 89H198V88ZM209 87V88H208ZM212 87V88H211ZM214 87H215V89H214ZM217 87V88H216ZM220 87H222V89L220 88ZM237 87H239V89L237 88ZM7 88V89H6ZM18 88V89H17ZM43 88V89H42ZM54 88V89H53ZM61 88H63V89H61ZM96 88V89H95ZM146 90H145V89ZM149 88V89H148ZM152 88V89H151ZM154 88V89H153ZM166 88V89H165ZM191 88V89H190ZM224 88V89H223ZM226 88V89H225ZM240 88H241V90H240ZM245 88H247L246 89V91L247 92H249V93H247L246 91H244V90H242V89H245ZM32 89H33V91L35 92V93H37V94H34V92L32 91ZM38 91H37V90ZM56 89V90H55ZM143 89V90H142ZM193 89V90H192ZM197 89V90H196ZM217 89V90H216ZM228 89V90H227ZM254 89V90H253ZM10 90H12V91H10ZM17 90V91H16ZM20 90H22V91H20ZM36 90V91H35ZM43 90H46V91H43ZM87 90V91H86ZM88 90H89V92H88ZM132 90V91H131ZM148 90H150V91H148ZM167 92H166V91ZM188 92H187V91ZM209 90V91H208ZM210 90H213V91H210ZM215 90V91H214ZM226 92H225V91ZM239 90V91H238ZM9 91V92H8ZM24 91V92H23ZM27 93H29V94H27ZM96 91V92H95ZM146 91H148V93L146 92ZM160 91V94L162 93V95H163V97H162V95L160 96V94L158 93ZM162 91H164V93H165V96H164V94H163V92ZM170 91V92H169ZM191 92V94H189L190 92ZM196 91V92H195ZM230 91H231V93H230ZM241 91V92H240ZM242 91H243V93H242ZM5 92V93H4ZM11 92V93H10ZM14 92V93H13ZM91 92V93H90ZM96 94H95V93ZM99 92V93H98ZM144 92H146L145 93V95L143 94ZM150 92V93H149ZM153 92H154V94H153ZM156 92H157V94H158V98H160V97H162V98H160V99H158L156 96L157 95H155L156 94ZM207 92V93H206ZM209 92V93H208ZM216 92H218V93H216ZM239 92V93H238ZM244 92L246 93L245 95H243L244 94ZM9 93V94H8ZM20 93V94H19ZM23 93V94H22ZM24 93H25V95L27 96H25L24 95ZM30 93H31V97H33L34 99H30ZM41 93V94H40ZM52 93V94H51ZM58 93V94H57ZM88 93H90V94H87ZM167 93V94H166ZM214 93V95H210V94H213ZM228 93V94H227ZM240 93H241V95H240ZM18 94V95H17ZM32 94H34V95H32ZM46 94V95H45ZM60 94V95H59ZM61 94H62V96H61ZM172 94V95H171ZM188 94V95H187ZM199 96V98H198V96ZM217 96H216V95ZM220 94V95H219ZM249 94V97L250 98H248L247 97V95ZM20 95V96H19ZM24 95V96H23ZM41 95H43V97L41 96ZM51 95V96H50ZM56 95V96H55ZM145 97H144V96ZM153 95V96H152ZM170 95V96H169ZM178 95H180V96H178ZM187 95V96H186ZM194 95V96H193ZM205 95V96H204ZM223 97H222V96ZM238 95H240V96H238ZM255 95V96H254ZM256 95H258V96H256ZM23 98H22V97ZM59 96V97H58ZM95 96V97H94ZM173 98H172V97ZM178 96V97H177ZM183 96V97H182ZM191 96V97H190ZM201 96V97H200ZM226 98H225V97ZM230 96H232V97H230ZM238 96V97H237ZM244 96H246V97H244ZM3 97V98H2ZM21 97V99H23V101L22 100H20L19 101V98ZM39 97V98H38ZM49 97V98H48ZM50 97H51V99H50ZM83 97H85V98H83ZM144 97V98H143ZM210 97V98H209ZM213 97V98H212ZM220 97H221V99H220ZM243 97V98H242ZM257 97V98H256ZM27 99V101H26V99ZM37 98V99H36ZM41 98V99H40ZM45 99V100H43V99ZM151 98V99H150ZM153 98V99H152ZM156 98H157V100H156ZM164 98V99H163ZM192 98V99H191ZM204 98H205V100H204ZM207 98V99H206ZM234 98V99H233ZM236 98H237V101H236ZM16 99H17V102H16ZM30 99V100H29ZM39 99H40V101H39ZM48 99H49V101H50V103L48 104ZM60 99V100H59ZM71 99H72V101H71ZM88 99V100H87ZM90 99V100H89ZM92 99V100H91ZM99 99H101V100H99ZM150 99V100H149ZM163 99V100H162ZM177 99V100H176ZM186 101H185V100ZM196 99V100H195ZM203 101H202V100ZM214 99V104L211 102V100H213ZM225 99V100H224ZM233 100V102H232V100ZM248 100L249 102L246 104V103H243V101L242 100ZM15 100V101H14ZM24 100H25V102H24ZM31 101V102H29V101ZM32 100H38V105H36L37 104V101H36V103H35V101L34 102H32ZM42 100V101H41ZM61 100L63 101V103L61 102ZM84 100V101H83ZM152 100V101H151ZM154 100H155V102H154ZM164 100H165V102H164ZM174 100V101H173ZM179 100V101H178ZM250 100H252L251 102H250ZM4 101V102H3ZM21 101L22 102H24V103H21ZM46 101V102H45ZM53 101V102H52ZM70 101L73 103V104H70ZM87 101V102H86ZM98 101V102H97ZM145 101H147V102H145ZM160 101V102H159ZM163 103H168V104H166V106H165V104H162V102ZM169 101V102H168ZM177 101V102H176ZM240 101V102H239ZM263 101V102H262ZM26 102H29V103H26ZM43 102H44V104L45 103H47V104H45V106H44V104H43ZM52 102V103H51ZM152 102V103H151ZM176 102V103H175ZM181 102V103H180ZM183 102V103H182ZM201 102V103H200ZM210 102V103H209ZM227 102V103H226ZM232 102V103H231ZM236 102V103H235ZM245 102V101H244ZM247 102V101H246ZM253 102V103H252ZM20 105H19V104ZM86 103V105H84ZM90 103V104H89ZM146 103V104H145ZM157 103V104H156ZM160 103V104H159ZM189 103V104H188ZM196 103V104H195ZM208 103V104H207ZM222 103L225 105V106H223L222 105ZM228 103H229V107H228ZM250 103V104H249ZM251 103H252V105H251ZM256 103H257V105H256ZM2 104V105H1ZM17 104L19 105V106H21L22 104V106L21 107H17ZM25 104V105H24ZM35 104V105H34ZM53 104V105H52ZM65 104V105H64ZM82 104H83V106H82ZM153 104V105H152ZM156 104V105H155ZM172 104V105H171ZM176 105V107H177V105H179V107H174L173 108V106H175ZM182 104V105H181ZM206 104V105H205ZM236 104H238V106L236 105ZM30 106L31 108H29L28 106ZM42 105H43V107H42ZM50 105V106H49ZM81 105V106H80ZM154 105H155V108H156V110L158 111V117H161V114H162V117H163V115L165 114V115H167V113H168V111H169V113H170V116H171V113L173 112V113H175V116L173 115V113H172V116H174V117H170V116H168L169 117V120H170V118H171V120L169 121L168 120V117L166 118L165 116V118L163 117V120H162V122H161V119L162 118H159L158 119V123L159 124H161V125H159V126H162V127H160V128H164V129H160V128H158V129H160L161 130V132L163 131L164 132V130L165 131H167V134H166V132H159L160 130H157V129H155L154 128V132H155V134L156 135H154L153 133L154 132H152V129H153V127H159L157 124L155 125V124H153L152 122H153V120L155 121L154 123H157V114H156V110L155 109H153L154 108ZM159 105H161V106H159ZM162 105H164V107L162 106ZM203 107H202V106ZM207 105H208V107H207ZM214 105V107H212ZM215 105H217V106H215ZM221 107H220V106ZM240 105H241V108H239L240 107ZM243 105V106H242ZM1 106H3V107H1ZM14 106V107H13ZM40 106V109L38 108ZM52 106V108H50ZM55 108H54V107ZM62 106V107H61ZM88 106V107H87ZM94 106H96V107H94ZM168 106H169V108H168ZM197 107L196 109H194L195 107ZM206 106V107H205ZM257 106H260L259 108L257 107ZM26 107H28V109H26ZM37 107V108H36ZM41 107H42V109H41ZM45 107V108H44ZM49 107V108H48ZM93 107V108H92ZM158 107H159V109H158ZM160 107H162L161 108V110L162 111H164L165 113L163 114L162 113V111H159L160 110ZM182 107V108H181ZM189 107V108H188ZM191 107V108H190ZM212 107V108H211ZM219 107V108H218ZM224 107V108H223ZM228 107V108H227ZM233 107V108H232ZM237 107V108H236ZM244 107H246V108H244ZM250 107V108H249ZM20 108V110H18ZM92 108V109H91ZM164 108V109H163ZM167 108V109H166ZM209 108V109H208ZM217 108V109H216ZM248 108V109H247ZM261 108V111L260 110H258V109H260ZM168 109H170V110H168ZM171 109H173L172 110V112H171ZM185 109V110H184ZM187 109L189 110V111H187ZM215 109V110H214ZM245 109V110H244ZM165 110H167V111H165ZM195 111V112H193L192 113V111ZM208 110V111H207ZM241 110V112L244 114H242L243 116H245L246 117V115H248L247 117H250V115L249 114H253V115H251L252 117H253V119L252 120H254V121H252L251 119L250 120H248L247 119V117H246V119H245V117L244 118H242V115H237L235 112H239ZM244 110V111H243ZM246 110H250L251 111V113H250V111L248 112V111H246ZM253 110V111H252ZM155 111V112H154ZM175 111V112H174ZM184 111L186 112L187 111V113H184ZM213 111V112H212ZM248 112V114L246 113V112ZM154 112V113H153ZM161 112V113H160ZM211 112V114H209ZM241 112H239L238 114H241ZM253 112V113H252ZM263 112V113H262ZM90 113V114H89ZM168 113V114H169ZM214 113H219V115L217 116L216 114H214ZM229 113H233V114H236V115H234V117H233V114H232V117L230 116V114ZM151 114L152 115H154V119L151 117ZM194 114H195V117H194ZM197 114V115H196ZM215 116H214V115ZM220 114H222V117H221V115ZM229 114V115H228ZM246 114V115H245ZM28 115H30V116H28ZM89 115V116H88ZM150 115V116H149ZM182 115V116H181ZM187 115V116H186ZM192 115V116H191ZM206 115V116H205ZM208 115L210 116V115H213L214 116V118L216 119V117H217V119L215 120V119H213L212 120V117L213 116H210V118L208 117ZM26 116H28L29 118H30V120H29V118L28 117H26ZM202 116V117H201ZM203 116H205V118L203 117ZM236 116H237V118H236ZM240 116H241V118H240ZM10 117V118H9ZM16 117V118H15ZM89 117V118H88ZM149 117V118H148ZM155 117H156V119H155ZM189 117H191V119H189ZM193 117V118H192ZM208 117V118H207ZM252 117H250V118H252ZM175 118V119H174ZM188 118V119H187ZM235 118V119H234ZM238 118H240V119H242V120H240V119H238ZM256 120H255V119ZM263 120L262 122H261V119ZM206 119L208 120V122L210 121L211 122V124H210V122H209V124H207V121H206ZM236 121H234V120ZM13 120V121H12ZM29 120V121H28ZM150 120V121H149ZM167 120V122H165ZM212 120V121H211ZM233 120V121H232ZM243 120H244V122L246 123V122H248L247 124H249V125H247V124H245L244 122H243ZM248 120V121H247ZM161 123H160V122ZM237 121H239L238 122V126H240L239 127V129H238V126L236 125L237 124ZM242 121V123L243 124H245V126H243V131H241V134H239L240 133V130H242V124H240V122ZM251 121H252V123H251ZM37 123V125H38V127H35V126H33V125H35L36 123ZM214 122V123H213ZM217 122H219V124L217 123ZM151 123V124H150ZM165 123H167L166 125H165ZM212 123H213V125H212ZM234 123H236L235 124V126H236V129H237V131H234L233 129V127L232 126H234ZM251 123V124H250ZM256 124H257V127H256ZM152 125H154L153 127H150V126H152ZM208 127H207V126ZM215 125V126H214ZM220 125L221 126H223V128L222 127H220ZM225 125H229L228 127H226V128H228V129H226L224 126ZM232 125V126H231ZM247 125V126H246ZM262 125H263V127H262ZM220 127V128H218V127ZM231 126V127H230ZM234 126V127H235ZM249 126H250V128H249ZM254 126H255V128H254ZM30 127H32V128H30ZM211 127H213V128H211ZM215 127V128H214ZM249 129H251V131H248V128ZM31 129V130H29V129ZM36 130H35V129ZM150 128H151V130H150ZM241 128V129H240ZM254 128V129H253ZM29 130V131H25V130ZM38 129V130H37ZM147 129H148V132H150V134H152V135H150L148 132H147ZM227 130V131H225V130ZM245 129V130H244ZM247 129V130H246ZM13 130H15V132L13 131ZM32 130H34L35 131V133H34V131H32ZM146 130V131H145ZM214 132H213V131ZM230 130V132L233 130L234 132H233V134H234V136H231L232 137V139L233 140H231V138L229 139V140H227L226 138L228 137L229 138V136L232 134V132H231V134L228 132ZM239 130V131H238ZM253 130V131H252ZM3 131V132H2ZM5 131H7L6 133H5ZM11 131V132H10ZM22 132V133H20V132ZM32 131V135L30 134V132ZM36 131H38V132H36ZM143 131V132H142ZM158 131V132H157ZM211 131V132H210ZM246 131V133H247V131H248V133L247 134H249V133H251L252 132V134H250V135H252L251 136V138H253L254 137V135H253V133H255V137H256V139L257 140H255V138L254 139H252L251 141H250V139L248 140L247 138V140H245V137H247V135H245L246 133H244ZM13 132V133H12ZM26 132H29L28 134H26L25 135V133ZM142 132V133H141ZM146 132V133H145ZM217 132H219V133H217ZM228 132V133H227ZM244 134H243V133ZM12 133V134H11ZM16 133H17V135H16ZM138 133H141V134H143L144 135V133H145V135H144V137H146V138H148L149 136V139L151 138V141L150 140H147V139H144V137H143V140H142V137L141 136H143V135H139ZM161 134L162 136L159 138V136H158V134ZM173 133L175 134V135H173ZM209 133H212V134H214V135H211L210 134V137L208 136L209 135ZM216 133V134H215ZM227 133V134H226ZM239 134V137H240V135H242L241 137L242 138H244V139H240V138H238L237 137V135H235V134ZM9 134V136H7ZM33 134H35V135H33ZM82 134H85V135H82ZM87 134V135H86ZM138 134V135H137ZM159 134V135H160ZM163 134H164V138L167 140L168 138V141H166L165 139L163 140L162 139V137H163ZM169 134V135H168ZM181 134V136H179V135ZM228 134H229V136H228ZM232 134V135H233ZM14 137H13V136ZM16 135V136H15ZM21 135V136H20ZM31 135V136H30ZM147 135H148V137H147ZM166 135H168V136H166ZM177 135H178V137H181V141L180 140H178V137H177ZM191 136V138H192V141H193V145H192V141L190 140L191 138H187V137H190ZM5 136L8 138H10V137H13L14 139H15V141H14V139L13 138H10V139H7V143H6V138H5ZM23 136V137H22ZM32 137L33 136V138H34V136H35V138L33 139L32 138V141L31 142H34V140H36L37 141V143L36 144H34L35 145V148H33V151L35 152H28V146H26V147H22V145L24 146L25 144H28V142H30V140H27V139H29V138H27V137ZM83 136V138L84 137H87V139L86 138H84V140L83 139H80V140H82V142L79 140V137L81 138ZM137 137V139H138V136H140L139 137V139H138V142H136L137 141V139H136V137ZM186 138H185V137ZM207 136V138H211V142H212V144H211V142L207 139V141L209 142V144L211 145H209L208 143H206L205 142V140L206 139H202V137L203 138H205ZM211 136H213V137H211ZM221 136H223V137H221ZM245 136V137H244ZM16 137H17V139H16ZM22 137V138H21ZM26 138V143H25V138ZM131 137H133V138H131ZM156 137H158V139L156 138ZM166 137H168V138H166ZM177 137V139L175 140V138ZM250 137V136H249ZM23 139V141L22 140H20V139ZM153 138H156V139H153ZM183 138H185V139H183ZM198 138H201V139H198ZM42 139V140H41ZM128 139H130V140H128ZM152 139H153V141H152ZM160 139H161V141H160ZM183 139V140H182ZM189 140V141H187V140ZM198 139V140H197ZM214 141H213V140ZM5 140V141H4ZM8 140H10V141H8ZM19 140V141H18ZM78 140H79V142H78ZM99 140V141H98ZM102 142H101V141ZM135 140V141H134ZM139 140H141V141H139ZM156 140V141H155ZM158 140V141H157ZM165 142L166 141V143H160V142H163V141ZM196 140V141H195ZM199 140L200 141H203L204 140V144H202L201 142H199ZM224 140H226V142L224 141ZM260 140V141H259ZM18 141V142H17ZM83 141H86V143L84 142V144H83ZM87 141H91V142H89V144H88V142ZM133 142V144H132V146H130L131 144H129V143H127V142H130V143H132ZM150 142L149 143V146L151 147V145L153 146V147H151V148H156L155 150L156 151H154V149H151V148H148V144L147 145H145L147 142ZM182 141H186L185 143H182ZM194 141H195V145H194ZM215 141L217 142V143H215ZM222 141L224 142V143H222ZM243 141H246V142H243ZM252 141H258V142H252ZM263 142V144H262V142ZM4 142H5V144H4ZM10 142V143H9ZM13 142V143H12ZM19 142H22V144L20 145V143ZM39 142V143H38ZM78 142V143H77ZM99 142V143H98ZM141 142H143V143H141ZM145 142V143H144ZM152 142V143H151ZM155 142H156V146H155ZM157 142H159L160 144H162L161 145V147L160 148H158L159 146H160V144H159V146H158V144H157ZM167 142H169L168 144H167ZM179 142H180V144H179ZM189 142H191V144H188ZM199 142V143H198ZM219 142H221V143H219ZM251 142V143H250ZM260 142V143H259ZM14 143H16V144H14ZM198 143V144H197ZM213 143L215 144V148H219V150H220V152H219V150L218 149H215L214 148V145H213ZM255 143H256V145H255ZM258 143V144H257ZM9 144V145H8ZM13 144V145H12ZM79 144H81L82 146H79ZM87 144V145H86ZM127 144H129V146L131 147H128V145ZM151 144V145H150ZM200 144H202L201 145V148H202V150H201V148L200 149H198L199 147H200ZM208 144V145H207ZM216 144H218L217 145V147H216ZM261 144V145H260ZM6 145V146H5ZM9 147H8V146ZM10 145H12V147L10 146ZM14 145H17V146H15L14 147ZM133 145L136 147H133ZM163 145H165L164 147L166 148V145H167V147L170 145L171 146V149L170 150H173L172 152L168 149H166L168 152L170 151L171 153H168L166 150H165V148L163 149ZM180 145V146H179ZM187 145H188V147H187ZM192 145V146H191ZM196 145H198V147L196 146ZM205 145V147H206V149L207 150H205V148L203 149V146ZM220 145V146H219ZM221 145H223V146H221ZM262 145H263V147H262ZM96 146V147H95ZM146 146V148H144ZM182 146H183V148H182ZM191 146V149L189 148ZM197 148H196V147ZM11 147V148H10ZM13 147H14V149H13ZM18 147H20V148H18ZM23 148V150H24V152H25V156L24 157H29L30 159L28 160V158H25L26 159V162H28L27 164H25L26 162H23V160H24V158L22 159V156L20 155V149H22ZM181 147V148H180ZM194 147V148H193ZM261 147V148H260ZM5 148H6V150H5ZM9 148V149H8ZM139 148H140V150H139ZM143 148L144 149H149V155L147 156V151L146 150H144V156L146 157H149V156H151V158H148V159H146L145 157H141V156H143V154H142V150H143ZM158 148V149H157ZM189 148V149H188ZM4 149V150H3ZM10 149H11V151H10ZM19 149V150H18ZM151 149V150H150ZM160 149L162 150H164V152L162 153V151H160ZM186 149H188V150H186ZM193 149H196V151L195 150H193ZM223 149H224V151H223ZM225 149H226V151H225ZM228 149H229V151H230V153H229V151H228ZM259 149V150H258ZM261 149V150H260ZM8 150V152H10V153H8L9 155H7L6 154V151ZM17 150V152H15ZM40 150H44L45 151V154L44 155H40ZM139 150V151H138ZM183 150H186V151H183ZM190 150V151H189ZM192 150V151H191ZM201 150L202 152H199V151ZM209 150V151H208ZM30 151V150H29ZM152 151V152H151ZM227 151H228V153H227ZM263 151V152H262ZM98 152L100 153V154H102L103 153V155H98ZM137 152H140L142 155L141 156H139L138 157V155H140L139 153H137ZM156 152H161L162 153V157H163V159L162 160H166L165 162L167 163V161L169 162V164H172V165H170V166H172V168L171 167H168V168H170V169H165V168H163V169H165V171H171L172 169L174 170L173 172H176V174L174 173V174H172L174 177L176 176L177 177V179H178V177H179V181L180 180H184V178L186 177V175L188 176L189 175V178L190 179H188L187 177L185 178V183H184V185H188L187 183H189L190 185H191V183H193L194 182V184H192V186H198V188H194V187H192L191 189H189V190H191V192H189V194H187L188 192H186V191H189V190H186V188H184V189H182L181 190V188H182V186H183V184H182V181L181 182H178V180L176 179L175 180V178L172 176V178H174V179H172L171 178V180H170V178H169V176L171 175V173H173L172 171L169 173V174H167L168 172H166V173H164V172H162L163 170H162V165H164V164H166L165 162L164 163H162L163 161L161 160V159H159V158H162L161 157V155H160V153L158 154V153H156ZM177 153V154H179V156L176 154V157L178 156V157H180V158H176V160H178L179 159V162L178 161H176L175 160V157L173 158V156H175L174 155V153ZM193 152V153H192ZM195 152V153H194ZM198 152L200 153L199 154V157H198ZM205 152H208V153H206V154H204ZM5 153V155H7V158H8V156L10 157L11 156V160H14L13 162L14 163H17V165H22V163H24L25 165L24 166H21V168L20 167H18V169L20 168L21 169V171L20 170H18L17 168L16 169H12L13 167H11V166H9V164L12 162L9 158L7 159L6 158V162H9V164H7L4 160V163H6L5 165H4V163H3V161H2V159H4V154ZM12 153H13V156L14 157H12ZM14 153H16V154H14ZM151 153H153L152 155H151ZM154 153H156L157 154V156H156V154H154ZM164 153H168L167 154V157H171V155H172V157H171V159H168L167 157H166V159H165V157L164 156H166ZM191 153H192V155H191ZM201 153H202V155H201ZM210 153V154H209ZM96 154V155H95ZM138 154V155H137ZM169 154H171V155H169ZM187 154V155H186ZM195 154H197L196 156H197V158H195L194 157V155ZM92 155V156H91ZM100 157H98V156ZM160 155V157H158ZM169 155V156H168ZM190 155V156H189ZM201 155V156H200ZM86 156V157H85ZM96 156V158H94ZM103 156V157H102ZM153 156H154V158H153ZM3 157V158H2ZM6 157V156H5ZM18 157H20V158H18ZM83 157V158H82ZM93 157V158H92ZM138 157V158H137ZM157 157H158V159H157ZM200 157H202V158H200ZM207 157V158H206ZM208 157H209V159H208ZM88 158V159H87ZM100 160H102L101 158H103V160H105V158H106V160H105V162H103V160L101 161L102 163H104V164H102L101 162H99L98 164H95V163H97L98 161H100ZM152 158L154 159V160H152ZM199 158V159H198ZM203 158H205V159H203ZM80 159H81V161H80ZM83 159V160H82ZM87 159V160H86ZM89 159H90V161H92L93 163H91L90 161H89ZM91 159H93V160H91ZM96 159V160H95ZM137 159H139V160H137ZM140 159H142V160H144L143 162H141L140 161ZM173 159L175 160V161H173ZM181 159V160H180ZM238 159V160H237ZM10 160V161H9ZM17 160H21L22 161V163H20L19 164V162L20 161H18V162H16ZM28 160V161H27ZM95 160V161H94ZM146 160V161H145ZM150 161V163L151 164H149V162L148 161ZM152 160V161H151ZM156 160V161H155ZM158 160V161H157ZM159 160H160V164L158 163L159 162ZM237 162H236V161ZM25 161V160H24ZM83 161H85L84 163H83ZM208 161V162H207ZM238 161L239 162H243V163H245L246 164V166L247 167H244L245 165L243 164L242 165V163L240 164V163H238ZM12 162V163H13ZM87 162V163H86ZM95 162V163H94ZM144 163V164H142L141 165V163ZM152 162H155V164L156 165H154L155 167H157V164H158V167L157 168H155L154 166H152ZM174 162H175V164H177V166L178 167H182V169L184 168V167H186L189 171H187L186 172V168H185V172L186 173H188V174H186L185 173V175H184V173H183V170L182 169H180V168H178L179 170H177V168H176V166H175V164H174ZM177 162V163H176ZM12 163L10 164V165H12ZM14 163H13V165H14ZM140 163V164H139ZM147 163V165H145ZM187 163V164H186ZM238 163V165H237V168L239 169V170H237V168H236V166H234V164H237ZM254 163H255V165H259L260 167H256L255 165H254ZM102 165V166H100V165ZM106 164V165H105ZM138 164V165H137ZM179 164V165H178ZM247 164H249V165H247ZM250 164H251V167H250ZM252 164L254 165V167L252 166ZM262 164V165H261ZM12 165V166H13ZM26 165H27V167H26ZM97 165V167H95ZM137 165V166H136ZM139 165H140V167L142 166V168H144L143 170L140 168V170L141 171H139L138 169H139ZM160 165V166H159ZM187 165H189V167L190 168H188V166ZM242 166V168H240L241 166ZM99 166V167H98ZM104 166V167H103ZM134 166V167H133ZM135 166L136 167H138V168H136L135 169ZM143 166H145V167H147V168H149V169H147V168H145V167H143ZM8 167H9V169H8ZM10 167H11V171H10ZM24 167H26V168H24ZM94 167V168H93ZM101 167V168H100ZM106 167V168H105ZM152 167H154L153 168V170L154 169H156L155 171H151V169H152ZM161 168V171H160V168ZM176 169H175V168ZM243 167H244V171H243ZM248 167H250L249 169H251L252 167L254 168V169H257V170H250V172H252L253 171V173H249V169H248ZM22 168H23V170H22ZM29 168H31V169H28ZM82 168V169H81ZM96 168V169H95ZM98 168V169H97ZM103 168H104V170H103ZM109 168V170H107V174H110V175H107L106 173H105V170L106 169H108ZM151 168V169H150ZM159 168V169H158ZM225 168L226 169H228L229 170V172H228V170H226L225 171ZM248 169V170H246L245 171V169ZM258 168H260L259 169V171H260V173H258L259 171H258ZM25 169V170H24ZM26 169H27V172H26ZM92 169V170H91ZM95 169V170H94ZM102 169V172H104L105 174H106V176L105 175H101V174H104V173H102L100 170ZM146 169L148 170L147 172H146ZM236 169V171H234V170ZM32 170V171H31ZM92 172H90V171ZM99 172H98V171ZM192 170H193V172H194V174H195V176H196V178H195V176H193L194 174H192L191 172H192ZM221 170H223V171H221ZM232 170L234 171V172H236L235 173V175H234V172H232ZM7 171H6V176H5V174H3V173H1L0 175V179H1V177H2V175H4L5 177H8V176H11V174H9V173H7ZM98 173H97V172ZM110 171V172H109ZM144 171V172H143ZM179 171H182V173L181 172H179ZM220 171H221V173H220ZM231 171V172H230ZM239 171H241V175L242 176H240V174H238V172ZM22 172L24 173V175L22 174ZM25 172H26V175H25ZM29 172H31L30 174H32L31 176H30V174H29ZM77 172V173H76ZM79 172H81V173H79ZM111 172H113L112 173V175H111ZM145 172H146V175H145ZM151 172V173H150ZM156 172V174H154L155 175V177H156V175L159 173V175H157V177L158 176H160L159 178H154V175L152 174V173H155ZM178 172V173H177ZM217 172H219L220 174V176L218 175V174H216ZM225 172H226V175H225ZM227 172H228V174H227ZM244 174H243V173ZM246 172H248L247 174H246ZM18 173V172H17ZM34 173V174H33ZM89 173V174H88ZM99 175H101V177H100V175L98 176L97 174ZM143 174V176H142V174ZM182 174L183 176H184V178L183 179H181L183 176L182 175H180V174ZM233 173V174H232ZM255 173V174H254ZM257 173V174H256ZM80 174H82V175H80ZM93 174V175H92ZM95 174V175H94ZM140 174H141V178L139 177L140 176ZM166 174V175H165ZM178 174H179V176H178ZM229 174H232L231 176L229 175ZM248 175V176H246V175ZM251 174H252V176H251ZM264 174V173H263ZM38 175H40L39 177H38ZM152 176V178L153 179H155V180H153L154 181V183L153 182H151L152 181V178H151V176ZM161 175H165V176H163V178H162V176ZM191 175V176H190ZM214 175H216L215 177H217V178H215L214 177ZM223 177H222V176ZM225 175V176H224ZM244 175V176H243ZM250 175V176H249ZM258 175V176H257ZM4 176L2 177V180L3 179H6V178H4ZM93 178H92V177ZM99 177V179L97 178L96 180H93L92 181V183L95 181V182H97L96 184H94L93 183V185H92V183H91V185H92V187H94V186H96V187H94V189L93 188H91L90 186H88L87 188H86V184L85 183H87L88 185H90L89 183L91 182V180L92 179H95V177ZM103 176H105V177H109L108 179L106 178L105 179V177H103ZM111 176V177H110ZM114 176H115V178H114ZM192 176H193V178H192ZM228 176V177H227ZM234 176H235V178H234ZM238 176V177H237ZM254 176H256V178L258 179H262L261 180V184L260 185H258L257 183V180H256V178L254 177ZM24 177H27V178H25L24 179ZM36 177L34 178L35 180H36ZM40 177H42L41 179H40ZM113 177V179H111ZM149 177V180H146L147 178ZM171 177V176H170ZM222 177V178H221ZM234 178L235 179V181H234V179H230V178ZM246 177V178H245ZM251 177V178H250ZM103 178H104V183H103ZM143 178H146V179H143ZM151 178V179H150ZM198 178V179H197ZM224 178H226L225 180H224ZM240 178V179H239ZM253 178V179H252ZM44 179V180H43ZM162 181L163 183H161L160 181ZM162 179V180H161ZM191 179H193V180H191ZM215 181H214V180ZM220 179V180H219ZM223 181H222V180ZM243 179L245 180H249V182L247 181L246 182V180L243 182ZM258 179V180H259ZM29 180V181H28ZM45 180H46V182H45ZM100 180H101V183H100ZM106 180V181H105ZM107 180H110L112 183L110 184L111 185V187H110V185L108 184V181ZM142 180V181H141ZM147 182V183H144V184H146L147 186H145V185H141V182H142V184H143V182H145V181ZM156 180H158V182L156 181ZM169 182H168V181ZM173 180V181H172ZM188 180H191L192 182L190 183V181H188ZM195 180V181H194ZM218 180L220 181V182H218ZM252 180V181H251ZM254 180V181H253ZM1 181V180H0ZM27 181H28V184H26L27 183ZM40 181L42 182V184L40 183ZM44 181V182H43ZM115 182V184H114V182ZM155 181H156V186H157V184H158V187H154L155 186ZM188 181V182H187ZM214 181V183H212ZM229 182V183H227V182ZM232 181L234 182V183H232ZM241 183H240V182ZM23 182V181H22ZM106 182V183H105ZM165 182H168L170 185H167L168 183H165ZM174 182V183H173ZM176 182H178V183H176ZM196 182V183H195ZM225 182V184H223ZM231 182V183H230ZM251 182H253L252 183V185H251ZM254 182H255V185H254ZM260 182V181H259ZM49 185L48 187H47V185ZM100 183V184H99ZM150 183V184H149ZM152 183L154 184V186L152 185ZM172 183V184H171ZM218 185H217V184ZM235 183H237V184H235ZM239 183H240V185H239ZM249 183V187H248V184ZM36 184H35V187H40L39 185H37L36 186ZM50 184H53V185H51L50 186ZM70 184V185H69ZM97 184H99V185H97ZM104 184H105V186L107 187V189H105L106 187L104 186ZM118 184V185H117ZM136 184V186H134V185ZM138 184L141 186V188H140V186H138ZM160 184V185H159ZM164 184H166L168 187V189L167 188H164V187H166V185H164ZM174 184H176V186H174ZM179 185V187H178V185ZM180 184L182 185V186H180ZM198 184V185H197ZM212 184V185H211ZM229 184V186H227ZM241 184H242V187L244 188L245 187V189H246V187H248V191H246V190H243L242 189V187H241ZM244 184V185H243ZM245 184H246V186H245ZM69 185V186H68ZM71 185H72V187H71ZM86 185V186H85ZM101 185H103V189L104 190H106L105 192L104 191H102V189H98V187H100ZM113 185V186H112ZM116 185V186H115ZM120 185V186H119ZM190 185H189V187H190ZM214 185V186H213ZM239 185V186H238ZM257 185L258 186H263V188H261V190L257 187ZM59 190H55L56 188ZM119 186V187H118ZM135 187L134 189L132 188V187ZM146 187V188H143V190L145 189H149L148 187H150V189H149V191L148 190H144L143 192H146V194L145 193H143L141 190H142V187ZM151 186L154 188V189H151ZM160 186H161V190H162V192H164V191H166V192H164V194L159 190L160 189ZM163 186V187H162ZM169 186H171V187H169ZM212 186V187H211ZM224 186V187H223ZM227 186V187H226ZM230 186H232V187H235V186H237V187H235L236 188V190H235V188H232V187H230ZM250 186H251V188L254 186V188H255V190H254V188H250ZM256 186V187H255ZM49 187H51V188H49ZM55 188V189H52V188ZM70 189H69V188ZM86 189H85V188ZM90 187V188H89ZM105 187V188H104ZM115 187H116V189H115ZM174 187V188H173ZM181 187V188H180ZM183 187H185V186H183ZM215 187V188H214ZM217 187H219V188H217ZM230 187V188H229ZM239 187V188H238ZM241 187V188H240ZM33 188V187H32ZM47 188H49L48 190H47ZM96 188V189H95ZM102 188V187H101ZM113 188V189H112ZM130 188V189H129ZM141 190H140V189ZM158 188V189H157ZM171 188V189H170ZM177 188H178V190H177ZM195 190H194V189ZM200 188V189H199ZM224 188V189H223ZM225 188H226V190H225ZM228 188V189H227ZM258 188V189H257ZM51 189H52V191H51ZM68 189H69V191H68ZM72 189V190H71ZM84 189V190H83ZM109 189H111L112 191H110ZM118 190V191H113V190ZM121 189H123V190H121ZM129 189V190H128ZM132 189V190H131ZM156 189V190H155ZM164 189V190H163ZM188 189V188H187ZM198 189V190H197ZM218 189V190H217ZM230 189H232V190H230ZM51 191V193H49L50 191ZM73 190H75V191H77V192H79V194H81V192L83 193V194H81V195H79L77 192H75V191H73ZM86 190V191H85ZM88 190H90L91 191V193H89L90 191H88ZM99 190H101L100 191V193L98 194V192L97 191H99ZM135 190H137L138 191V193H137V191H134ZM151 190H155V192L154 193H156V191L158 190V191H160V193L157 191V193H159V194H156V196H155V194L153 193V191H152V193H148V192H151ZM171 191L172 192V195L170 194H167V192L168 191ZM174 190H175V193H174V195L176 196H174L173 195V192H174ZM179 190H180V192H179ZM186 190V191H185ZM199 192H197V191ZM210 190H212V191H210ZM215 190V191H214ZM228 190H229V192H230V194H231V199L230 198H228V195L230 196V194H229V192H228ZM239 190V191H238ZM254 190V191H253ZM56 193H55V192ZM57 191L58 192H60V194H62L63 196H65V197H63L62 198V196H60V194L59 193H57ZM66 191V192H65ZM73 191V192H72ZM88 191V192H87ZM92 191H94L93 193L94 194H96V195H94L93 193H92ZM131 191V192H130ZM182 191V192H181ZM193 191V192H192ZM195 191V192H194ZM217 191H219V192H217ZM224 192V193H220V192ZM226 191V192H225ZM244 191V192H243ZM246 191V192H245ZM253 191V192H252ZM258 191H261L260 192V194L258 193V194H256ZM62 192H64V194L62 193ZM69 192V193H68ZM77 193V194H75V193ZM86 192V193H85ZM119 192V193H118ZM123 193L122 195H121V193ZM133 192L134 193H137V195L136 196H134V194H133ZM171 192H169V193H171ZM183 192L184 193H186V194H184V195H181V194H183ZM212 192V194H210ZM214 192V193H213ZM227 192H228V194H227ZM239 192V193H238ZM241 192H243V193H241ZM247 192H249L250 193V195L249 196H252L251 197V199L249 198V200H247V198L249 197L248 195H246L247 194ZM52 193H54V194H56V195H59V198L57 199L58 200V202H57V200H55V201H52L53 200V197H54V194H52ZM66 193V194H65ZM71 193V194H70ZM102 193H104L105 194V196H104V194H102ZM128 193V194H127ZM130 193H132V194H130ZM141 193V194H140ZM162 193V194H161ZM194 194V197H195V193H197L198 195H196V198H194L193 197V199H192V196L193 195H191V194ZM215 193H217L218 194V196L217 197H215L216 195H215ZM220 193V194H219ZM248 193V194H249ZM254 193V194H253ZM87 194V195H86ZM107 194V195H106ZM142 194H144L145 196H147V198L144 196V195H142ZM149 194L151 195V196H149ZM167 194V195H166ZM180 194V195H179ZM222 194V195H221ZM233 194H235L234 196H233ZM239 194L241 195L240 197H239ZM245 194V195H244ZM251 194H253V195H251ZM45 195V196H44ZM67 195V196H66ZM71 195H73V196H71ZM84 195V196H83ZM100 195V196H99ZM102 195V196H101ZM118 195V196H117ZM121 195V196H120ZM130 195H131V197H130ZM155 196V197H153V196ZM159 195V196H158ZM169 195V196H168ZM185 195H187V196H185ZM212 195V196H211ZM221 195V196H220ZM227 195V196H226ZM238 195V196H237ZM245 197H244V196ZM259 195V196H258ZM261 195V196H260ZM263 195V196H262ZM79 196H81V197H83V198H86V197H88V198H90L89 200H85V199H83V198H81V197H78ZM94 197V198H97V199H100V198H102L101 199V203H100V201H98V200H96L97 202H98V204L99 205H101V207H102V205H103V209H102V211H104L103 213L105 214V212L106 211H108L109 210V208H112V210L113 209H115V210H113L114 212L116 211H119L118 212V214L117 213H114L113 211H111V210H109L108 212L110 213V216H108L109 214L107 213V214H103L102 213V211L100 210L101 209V207H100V209L97 207V205H95V203H97L95 200H91V199H94V198H92V197ZM128 196V197H127ZM161 196L163 197V198H161ZM164 196H166L168 199H166V197L164 198ZM170 196H172V197H170ZM178 196V197H177ZM183 196L185 197L184 199L185 200H183ZM191 198H190V197ZM234 197V199H236V201L233 199V197ZM235 196H237V197H235ZM248 196V197H247ZM254 196V197H253ZM260 197V198H255V197ZM52 197V198H51ZM67 197V198H66ZM69 197H73V198H69ZM98 197H100V198H98ZM105 197L106 198H108V203H106L107 205H105V204H102V203H104V201H105ZM119 197V198H118ZM121 197V198H120ZM128 199H127V198ZM159 197V198H158ZM172 198V199H170V198ZM182 197V198H181ZM204 197V198H203ZM210 198V200H207V198ZM212 197V198H211ZM214 197V198H213ZM247 197V198H246ZM70 199V201H71V204H73L72 202H74L73 201V199L74 200H76L75 198H77L78 199V201H75L74 202V204L75 205H71L70 204V201H69V199L68 200H65V199ZM110 198H113V199H110ZM116 198H118V199H116ZM124 198V199H123ZM139 198H141L140 200H142V204H144V202H147V203H145V204H147V205H150V208H149V206H147V205H145L144 204V208L143 207H141L142 205H141V203L140 202H138V201H140L139 200ZM143 198H145V200H143ZM151 198H153V199H151ZM176 198V199H175ZM186 198L188 199V200H186ZM200 198V199H199ZM217 198V199H216ZM228 198V199H227ZM238 198V199H237ZM241 198V199H240ZM243 198V199H242ZM65 200V201H62V200ZM82 200V201H79V200ZM122 199V200H121ZM130 199H133V200H130ZM155 199H156V201H155ZM159 199H161V200H159ZM178 199V200H177ZM191 199V200H190ZM197 199H198V201H197ZM202 199H203V201H202ZM213 199H215V200H213ZM232 200L231 202H230V200ZM240 199V200H239ZM246 199V200H245ZM258 199V200H257ZM85 200V202H83ZM104 200V201H103ZM119 202V204L117 203V201ZM127 200H130L131 201V203L133 204V205H129V204H127V203H129V202H125L126 203V206H127V208H123L122 209V207L123 206H125V204L123 203L124 201H127ZM148 200H150V201H148ZM152 200V201H151ZM160 201L159 203H158V201ZM162 200H163V202H162ZM196 200V201H195ZM207 200V201H206ZM219 201V202H217V201ZM222 200L223 201H225L224 203L222 202ZM250 200H252L251 201V203L252 202H254V203H252V204H250ZM257 200V201H256ZM260 200V201H259ZM88 201V202H87ZM90 201H93V202H91V204H90ZM116 201V202H115ZM144 201V202H143ZM157 202V203H155V202ZM192 201V202H191ZM205 201V202H204ZM220 201H221V203H220ZM229 201V202H228ZM240 201V202H239ZM244 201H246V203H247V205H248V207H253L252 205L253 204H255L254 205V209L256 210V212L258 213V216L260 217V218H263L262 219V221H261V219H260V221L261 222H258L259 221V219L257 220V217L258 216H254L253 217V215H256V212H253V215L251 216H249V214H248V217L246 216L247 214L245 213V215H244V211L245 212H247V210H249L250 211V209H247V210H245L246 208H248L247 206H244V205H246V203L244 202ZM256 201V202H255ZM57 204H56V203ZM64 202L66 203V205L64 204ZM76 202H77V207H76ZM83 202V203H82ZM87 202V203H86ZM122 202V203H121ZM137 202H138V206H140L141 208H143V209H141L140 207H138V206H136L137 205ZM154 203L155 205V207L154 206H152V208H151V205H153L152 203ZM162 202V203H161ZM171 202V203H170ZM173 202H175V203H173ZM179 202V203H178ZM184 202V203H183ZM187 202V203H186ZM189 202V203H188ZM232 202H234V203H232ZM236 202H238L237 204H239V203H241L240 204V207H241V205L242 204H244V205H242V206H244V207H246V208H244V207H242V211L240 210L239 211V206L236 204ZM244 202V203H243ZM263 202V203H262ZM53 203H55V205L53 204ZM78 203H80V204H78ZM84 203H86V205L84 204ZM89 203V204H88ZM121 203V204H120ZM150 203V204H149ZM170 203V204H169ZM180 204L181 203V205H185L186 206V210L183 212L184 213V216H180L179 214H175V212H174V209H173V204ZM183 203V204H182ZM190 203H191V205H190ZM195 203H197V204H195ZM200 203H204V204H206V207H208L209 209H205V210H202V211H199L197 208H198V206H199V204ZM208 203V204H207ZM229 203H231V204H229ZM69 204V205H68ZM86 206H84V205ZM92 204H94V206H93V208H94V210H93V208H92ZM160 204V205H159ZM162 204V205H161ZM211 206H210V205ZM215 204V205H214ZM224 204H226V205H224ZM228 204H229V206H228ZM58 205V206H57ZM81 205V206H80ZM88 205V206H87ZM91 206V210L89 209V207ZM98 205V206H99ZM112 205H113V207H112ZM114 205H115V207H114ZM196 205V206H195ZM221 205V206H220ZM234 205H236L238 208H236V206H234ZM251 205V206H250ZM71 207V206H73L74 208H71V209H69V208H67L66 209V207ZM84 208H83V207ZM117 206V207H116ZM125 206V207H126ZM131 206H134L133 208L131 207ZM171 206V207H170ZM231 206V207H230ZM75 207H76V209H75ZM130 207H131V209H130ZM141 210H139L138 208ZM146 207H148V208H146ZM160 209H159V208ZM195 207V208H194ZM221 207L223 208V210L221 209ZM225 207H226V209L227 210H225V212H224V209H225ZM35 208V209H34ZM51 208H52V210H51ZM57 208H58V212H61V213H58L57 212ZM65 208V209H64ZM81 208V209H80ZM106 208H108V209H106ZM118 208H120V209H118ZM155 208H156V210H155ZM210 208H212V209H210ZM215 210H214V209ZM230 208V209H229ZM234 208L237 210H235L234 211ZM53 209H56L55 211H53ZM60 209H61V211H60ZM73 209V210H72ZM85 209V210H84ZM106 211H105V210ZM117 209V210H116ZM133 209V210H132ZM134 209H137L136 211H134ZM144 209H146L145 211H144ZM153 209V210H152ZM197 209V210H196ZM232 209V210H231ZM243 209H244V211H243ZM264 209V208H263ZM35 210V211H34ZM37 210V211H36ZM51 210V211H50ZM64 212H63V211ZM77 210V211H76ZM81 211V212H79V211ZM125 210V211H124ZM151 212H153V214H155V215H151V216H149L150 214L149 213H151ZM155 210V211H154ZM163 210V212H161ZM212 210V211H211ZM232 211V213H241L242 214V216H241V214H240V216L238 215V213L237 214H235V216H234V214H232V213H228V211ZM252 210H253V208H252ZM260 210V211H261ZM46 211V212H45ZM69 211V212H68ZM70 211H74V212H76V213H74V212H70ZM124 211V212H123ZM131 211V212H130ZM134 211V212H133ZM138 211H140V212H138ZM143 211V212H142ZM166 211V212H165ZM211 212V213H213V214H209L208 212ZM215 211H216V214H217V216L215 215ZM229 211V212H230ZM34 212V213H33ZM41 212V213H40ZM54 214H53V213ZM65 212H68V214L67 213H65ZM77 212H79L80 213V215L77 213ZM82 212H83V214H82ZM89 212V213H88ZM96 212V213H95ZM148 212V213H147ZM159 212H161V213H159ZM199 212H200V214H199ZM204 212H206V213H204ZM219 212V213H218ZM252 212V211H251ZM264 213V211H261V213ZM49 213V214H48ZM52 214V216H50L51 214ZM56 213L58 214V216H56ZM72 213V214H71ZM75 215H74V214ZM85 213V214H84ZM90 213H92L91 215H89ZM113 213V214H112ZM122 213H124L123 214V218L121 217V216H119L120 217V220L119 219H117L118 218V215L120 214V215H122ZM139 213V214H138ZM145 213H147V215H144ZM157 213V214H156ZM226 213H228L227 215H226ZM248 213V212H247ZM250 213V212H249ZM40 215L41 217H39V216H37V215ZM66 214V215H65ZM76 214H78L77 216H76ZM82 214V215H81ZM96 214V215H95ZM103 214V215H102ZM152 214V213H151ZM159 214V215H158ZM161 214V215H160ZM165 215V217L163 218V216ZM250 214H252V213H250ZM6 215V216H5ZM35 215L38 217H36L38 220H41V219H43L42 221H37V219L35 218ZM43 215L45 216V217H43ZM47 215V216H46ZM71 216L72 217V215H73V217L76 219V220H78V221H76L73 217V220H72V218L71 217H67V216ZM84 215H86L85 217H84ZM90 217L89 219H87L88 218V216ZM93 215H95V216H93ZM101 216V218H100V216ZM201 215V216H200ZM215 215V216H214ZM48 216H49V219H48ZM60 216H64L62 219H61V217ZM81 216H83V217H81ZM93 216V217H92ZM106 216V217H105ZM111 216L112 217H116V219H115V217L113 218V219H115V222H114V220L111 218ZM156 216V217H155ZM161 216V217H160ZM197 216V217H196ZM222 216V217H221ZM227 216V217H226ZM231 216V219L229 218ZM237 216V217H236ZM55 218V220H57L56 222H55V220L53 219V218ZM66 217V218H65ZM77 217V218H76ZM87 217V218H86ZM96 217H98V218H96ZM105 218V220H102V219H104ZM111 219H110V218ZM130 217H131V220H130ZM158 217V218H157ZM200 217H202V218H200ZM205 217V218H204ZM207 217H209V218H207ZM250 217H252L251 218V220L253 221V224H252V222H248V223H250V224H252L251 226H249V224L248 223H245L244 221H251V220H248V219H250ZM2 218H4V219H2ZM35 218V219H34ZM40 218V219H39ZM45 218H46V221H45ZM56 218H58V219H56ZM64 218L66 219V221H67V219L69 218H71L70 220H72V221H69L68 220V223L69 224H67V223H65V220H64ZM85 218H86V220H85ZM100 218V219H99ZM107 218V219H106ZM216 218V219H215ZM235 218V219H234ZM239 218V219H238ZM245 218H247L246 220H245ZM253 218H256V219H253ZM53 220V224L51 223L52 221L51 220ZM82 219V220H81ZM128 219V220H127ZM136 219V220H135ZM138 219V220H137ZM148 219H150V220H148ZM158 221H157V220ZM197 219V220H196ZM202 219V220H201ZM4 220V221H3ZM37 221V222H35V221ZM59 220H62V221H59ZM64 220V221H63ZM85 220V221H84ZM89 220V221H88ZM91 220V221H90ZM98 221V224H97V222L96 221ZM100 220V221H99ZM107 220H110V221H107ZM113 220V221H112ZM140 220V221H139ZM149 222H148V221ZM152 220H154V221H152ZM199 220V221H198ZM232 220H236V223H235V221H232ZM242 220H244V221H242ZM51 221V222H50ZM102 221V222H101ZM105 221V222H104ZM119 223H117V222ZM122 221V222H121ZM128 221H129V223H128ZM133 221H135V222H133ZM144 221H145V223H144ZM150 221H151V224H150ZM156 221V222H155ZM162 222V224H160L161 222ZM163 221H165V224H164V222ZM166 221H167V224H166ZM229 221H231L232 223H229ZM243 223H242V222ZM255 221V222H254ZM5 222H6V224H5ZM49 222V223H48ZM59 222H61V223H59ZM76 222H79V226H85L84 227V229H82L83 227L81 226V228H80V230H82V231H80L81 232V234H80V232H79V226H78V223H76ZM83 222L85 223L86 222V224L84 225L83 224ZM109 222H110V224H109ZM114 222V223H113ZM131 222H133L132 224H131ZM137 222V224H135ZM139 222V223H138ZM143 224H146V222H147V224H148V228H147V226H146V228L144 227V225H142V223ZM154 222V223H153ZM160 222V223H159ZM259 223V224H257L256 225V223ZM46 223H47V225H46ZM55 223L57 224V223H59V224H57L56 226H55ZM73 223H75V224H73ZM81 223V224H80ZM91 223V224H90ZM108 223V224H107ZM111 223H113L112 225H111ZM116 223V224H115ZM122 223V224H121ZM140 223H141V226L142 227H140ZM157 223H158V225H157ZM234 223V225H236V226H234V225H232ZM263 224V226H262V224ZM8 224V225H7ZM40 224H41V227H39L40 226ZM49 224H50V226H49ZM63 224H65V226H64V229H63V227H62V225ZM73 224V225H72ZM87 224H89L88 226H87ZM99 225L100 226V228L102 227V230L99 228V226L96 228V225ZM103 226H102V225ZM128 224V225H127ZM150 224V225H149ZM154 224V225H153ZM165 226H164V225ZM171 225V229H169L170 227H168V230H169V232H170V234H172V235H170L169 234V232H168V230H166L167 229V227L166 226H170ZM185 224V225H184ZM215 224H217V225H215ZM238 224V225H237ZM241 224V225H240ZM248 224V225H247ZM261 224V225H260ZM6 225V226H5ZM53 225H54V227H53ZM78 227H77V226ZM113 226L112 228H111V226ZM126 225V226H125ZM136 226V228L134 227V226ZM162 226V228H161V226ZM253 225H255L254 227H252ZM261 226V227H259V226ZM2 226L0 227V229L2 228ZM7 226H9V227H7ZM11 226V227H10ZM46 228V226H47V228L45 229L44 227ZM52 226V227H51ZM59 226H60V228H59ZM67 226V227H66ZM127 226H128V228H127ZM149 226H151V227H153L152 229L154 230H152L151 229V227H149ZM155 226H157V228L155 227ZM186 226L187 227H189V228H186ZM226 226V227H225ZM243 226V227H242ZM258 226V227H257ZM19 229H18V228ZM49 227L50 228H52V229H50L49 230ZM55 227H58V228H56V230H55ZM62 227V228H61ZM68 228V229H66V228ZM73 227V228H72ZM75 227H76V230H75ZM117 227H119V228H117ZM129 227H130V229H129ZM133 227H134V229H133ZM164 227H166V228H164ZM175 227H177L176 229H175ZM193 229H191V228ZM227 227H228V229H227ZM232 227V228H231ZM247 227H249V228H247ZM258 229H256V228ZM9 228V229H8ZM11 228H12V230H11ZM25 228V229H24ZM40 228V230L38 231V229ZM72 228V229H71ZM86 228V229H85ZM87 228H90V231H88L87 232ZM105 228V229H104ZM111 228V229H110ZM124 228V229H123ZM141 228V229H140ZM145 228V232H144V229ZM226 228V230H224ZM234 228H235V230H236V233H234L235 232V230H234ZM22 229V230H21ZM45 229V230H44ZM48 229V230H47ZM57 229H58V231L61 233V232H63L65 229V232H63V233H59V232H57ZM59 229H61V230H59ZM74 229V230H73ZM94 229V230H93ZM95 229H98L99 231H101V232H104L105 234H103L104 235V238H103V236H102V234H101V232L99 233V231H97V230H95ZM103 229L105 230V231H103ZM109 229L110 230H112L111 232L109 231ZM118 229V230H117ZM126 229V230H125ZM136 229H139L140 230V233H139V230H136ZM155 229H158V230H155ZM160 229V230H159ZM163 229V230H162ZM165 229V230H164ZM175 229V230H174ZM180 230L181 231V234L179 233L180 231H178V230ZM187 229V230H186ZM189 229H190V231H189ZM231 229H233V231L231 230ZM239 229V230H238ZM18 230H20L21 232H22V234H21V232H19ZM25 230V231H24ZM27 230V231H26ZM44 230V232L42 233V231ZM55 230V231H54ZM68 230V231H67ZM83 230H84V232H87V233H85V235H87V236H85L84 237V232H83ZM86 230V231H85ZM89 230V229H88ZM93 230V231H92ZM119 230H123V231H119ZM142 230V231H141ZM148 230H149V232H148ZM162 230V231H161ZM171 230V231H170ZM194 230H195V232H194ZM239 232H238V231ZM248 230V231H247ZM6 231H8L7 233H6ZM12 231V232H11ZM46 231V232H45ZM48 231H50L51 233H52V237L49 235V234H51L50 232L48 233ZM71 231V232H70ZM107 231H109V233H110V236H109V234L107 233ZM134 231H135V233H134ZM136 231L138 232V233H136ZM151 231V232H150ZM157 231H160L159 233L157 232ZM163 231H164V234H163ZM177 231H178V233H179V236H178V234L176 235V233H177ZM187 231H189V232H187ZM245 231V232H244ZM53 232H55V233H53ZM57 232V233H56ZM70 232V233H69ZM72 232H75V233H72ZM79 232V233H78ZM83 232V233H82ZM91 232H92V234H91ZM115 232V233H114ZM120 232V233H119ZM124 232H125V237H124ZM127 232H129V234H128V236H127ZM132 232V233H131ZM143 232V233H142ZM146 232H147V234H148V236H147V234H146ZM153 232V234H151ZM162 232V233H161ZM167 232V233H166ZM173 232H175V235L173 234ZM240 232H242L241 233V235L239 234ZM247 232V233H246ZM252 232V235L253 234H255V235H253V236H255L256 237V239H244L243 240V238H244V236H245V233H246V235H247V237L248 238H251L252 236L250 235V233ZM255 232V233H254ZM261 232V233H260ZM21 235H20V234ZM38 233H40L39 235H38ZM76 233H78L77 235H79L80 234V236L79 237H77L76 235H74V234H76ZM96 233V234H95ZM98 233V234H97ZM150 233V234H149ZM183 233V234H182ZM195 233V234H194ZM230 233V234H229ZM258 233H259V235H258ZM59 234V235H58ZM65 234V235H64ZM90 234V235H89ZM108 234V235H107ZM120 234V235H119ZM138 234V235H137ZM139 234H140V237H139ZM157 234L158 235H160V234H162L163 236H166V237H164L163 238V236L162 235H160L159 236V238H161V239H159L158 238V236H157ZM166 234V235H165ZM170 236H168V235ZM193 234V235H192ZM248 234L250 235V237L248 236ZM256 234L258 235V236H256ZM261 234V235H260ZM38 235V236H37ZM51 238H53L54 236L55 237H57V240H56V238L54 237V241H53V239H50V237ZM57 235V236H56ZM63 235V236H62ZM67 235H69L68 237H67ZM94 235V236H93ZM98 236V238H96L97 236ZM100 235V236H99ZM114 235V236H113ZM122 235V236H121ZM133 235V236H132ZM141 235H143V236H141ZM154 235H155V239L157 238V241L153 238L154 237ZM184 235V237L181 239V237ZM221 235H224V236H221ZM227 235V236H226ZM232 236V238L230 237V236ZM244 235V236H243ZM21 236H22V240H23V238H25L24 239V241L26 240L27 241V244L28 245H30V246H27V248L28 247H30V248H32V249H30V248H28V249H30L31 251L29 252V250H28V253H27V251L25 252V246H26V243H24V241L22 242V240L20 241V239L19 238H21ZM37 237V238H39V240L37 239V238H35V237ZM47 236H48V238H47ZM73 236V237H72ZM76 236V237H75ZM89 236H91V237H89ZM94 238H93V237ZM116 236V237H115ZM119 237V239H118V237ZM132 236V237H131ZM153 236V237H152ZM162 236V237H161ZM174 236H175V238H174ZM217 236H219L218 238H217ZM220 236H221V238H220ZM239 236H242V237H239ZM261 238H260V237ZM45 238V240H47V241H45L44 240V238ZM61 237H63V238H65L66 237V239H62L61 240V243L60 242H58V241H60V238ZM82 237H84V240L82 239ZM91 238L92 239V241H93V244L94 245H92V244H90V242L92 243V241H91V239H90V242H89V240H87V238ZM102 237V238H101ZM124 237V238H123ZM127 237V238H126ZM135 239H134V238ZM137 237H138V239L139 240H137ZM143 237V238H142ZM152 237V238H151ZM168 237V238H167ZM178 237H180V238H178ZM191 239L192 240V244H191V242H188L187 243V245H190L191 244V246L189 247V246H186V244H185V246H181V245H183V243H181L180 241L182 240V242H184V239ZM203 237H204V239H203ZM217 239H216V238ZM226 238V239H224V238ZM235 237V238H234ZM238 239H237V238ZM246 237V236H245ZM254 237V238H255ZM259 239H258V238ZM33 238H35V239H37L38 241H36L35 239H33ZM43 238V239H42ZM100 238L102 239V240H100ZM106 238V239H105ZM114 239V240H111L110 241V239ZM129 238H131V239H129ZM146 238H147V240H146ZM149 238H151V239H149ZM193 238V239H192ZM202 238V239H201ZM208 238V239H207ZM210 238V239H209ZM212 238H215V239H212ZM231 238V239H230ZM41 239V240H40ZM72 239V240H71ZM86 239V240H85ZM93 239H97V241H95L94 242V240ZM122 239H124L123 241H122ZM126 239H128V240H126ZM132 239H133V241H132ZM141 239H144V243H143V240L142 241H140ZM173 239V240H172ZM181 239V240H180ZM202 241H201V240ZM206 239V241H204ZM237 239V240H236ZM240 239V240H239ZM17 240H19V243L17 242ZM34 240V241H33ZM56 240V241H55ZM64 240H65V242H64ZM67 240H68V244H67ZM73 240H74V242H73ZM78 240V241H77ZM80 240H82V241H80ZM98 240H99V242H98ZM106 240V241H105ZM108 240V241H107ZM135 240V241H134ZM149 240V241H148ZM153 240L154 241H156L157 243H160V241H161V243L159 244V245H157V243L155 242V244L157 245L156 247H153V246H151V245H153L154 244V242H153ZM169 240V241H168ZM170 240H171V242H170ZM180 240V241H179ZM190 240V241H191ZM216 240H218V241H216ZM224 240V241H223ZM235 240H236V242H235ZM239 240V241H238ZM242 240V241H241ZM249 241V243H250V245L252 244V243H255L254 245H252V246H257V250H256V247H252V246H250L249 245V243H248V241ZM255 240V241H254ZM256 240H257V242H256ZM262 240V241H261ZM25 241V242H26ZM62 241H63V243H62ZM69 241H70V244H69ZM73 243H72V242ZM75 241H76V243L77 244H75ZM80 241V242H79ZM85 241H86V244H85ZM88 241V242H87ZM107 242L106 244H105V242ZM118 241V242H117ZM126 241V242H125ZM137 241V242H136ZM148 241V242H147ZM159 241V242H158ZM170 243L169 245H168V242ZM173 241H176V243H174ZM201 241V247H200V244H199V242ZM211 241V242H210ZM212 241L216 244V245H213V243H212ZM226 241H228L229 243H231V244H229L228 242H226ZM240 243H238V242ZM259 241L261 242L260 244H261V246H259L260 244H259ZM22 242V243H21ZM51 242H53V243H51ZM54 242H57L58 244H56V243H54ZM78 242H79V244H78ZM83 243V245H82V243ZM123 242H125L126 243V245H125V243H123ZM133 243L134 244V247H132L133 246V244L131 245V244H129L128 245V243ZM146 242V243H145ZM152 244H151V243ZM164 242H167V244L166 243H164ZM193 242H194V244H193ZM197 242V243H196ZM206 243V244H203V243ZM208 242H210L212 245H210L209 247L210 248H208V244H210V243H208ZM225 243L226 242V244H225V246H224V244L223 243ZM244 242H246L245 244H244ZM252 242V243H251ZM20 243L21 244H23L24 245V247L22 246V245H20ZM48 243H50V244H48ZM101 243H104L103 245L101 244ZM113 243V244H112ZM119 243V245H120V247H118L119 245H117L116 246V244H118ZM121 243V244H120ZM139 243V244H138ZM148 243V244H147ZM172 243V244H171ZM181 243V244H180ZM185 243H186V240H185ZM220 243H221V245H220ZM235 243H237V244H235ZM242 243V244H241ZM7 245L6 247H4V245ZM11 244H15V246H17V244H18V246L20 245V247H19V249L21 248H24V252H25V255H26V253H27V256H25L24 255V252H23V255H21V254H19V253H21V250H19L17 247H15L14 245H12L11 246ZM53 244V245H52ZM63 246H61V245ZM65 244H67V246L69 245V247H66V249H65ZM73 244H75V245H77L76 247H75V245H73ZM87 244H90V245H87ZM110 246H109V245ZM124 244V245H123ZM140 244H143V246H141ZM151 244V245H150ZM180 244V245H179ZM198 244V245H197ZM203 244V245H202ZM218 244V245H217ZM229 244V245H228ZM247 244V245H246ZM50 245V246H49ZM60 246V249L58 248V246ZM73 245V246H72ZM109 246V250H108V246ZM112 245H114V246H112ZM122 245H123V247H122ZM128 245V246H127ZM138 245V246H137ZM144 245H146V246H144ZM162 245H164V246H166V247H162ZM168 245V246H167ZM170 245H172V246H170ZM193 245H194V247H193ZM197 245V246H196ZM223 245V246H222ZM228 245V246H227ZM231 245V246H230ZM234 245H235V247L237 248L236 249V251H234L235 250V247H234ZM243 246V247H240V246ZM249 245V246H248ZM55 246L56 248H58V250H56V248H53V247ZM80 247L81 248V250L83 249H85L86 248V251L85 252H87L88 250L89 251H91V253L89 254V252L88 253H85V254H83L84 252H81V250H78V248L77 247ZM96 246H98V247H103V250L102 249H97L98 247H96ZM106 246V247H105ZM114 248L115 246H116V248L117 249H115L114 248V253H116L117 254V252H120V253H118V256H119V260L118 259H116V258H118V256L116 255V254H114L115 256H111V255H113V254H110V251H111V253H112V247ZM127 246V247H126ZM129 246H131V247H129ZM147 246H149V248L147 247ZM155 246V245H154ZM159 246V247H158ZM198 246L200 247V248H198ZM204 246V247H203ZM207 246V247H206ZM238 246L240 247V248H242L241 250L238 248ZM260 248H259V247ZM11 247H15V249L14 248H12L11 249ZM37 247H39V248H41V250H40V258H39V254L37 255V252H38V249H37ZM75 247V248H74ZM83 247V248H82ZM89 249H88V248ZM124 247H125V249H124ZM137 247H139L138 249H137ZM142 247V248H141ZM148 248V250H149V252H148V250L146 249V248ZM150 247L151 248H153V249H150ZM170 247V248H169ZM171 247H172V249H171ZM177 247V248H176ZM181 247V248H180ZM192 247L194 248L193 250H192ZM196 247V248H195ZM215 247H216V250H217V248H218V250L215 252ZM227 247H231L230 249H227ZM65 249V250H62V249ZM72 248V249H71ZM79 248V249H80ZM94 248V249H93ZM121 248V249H120ZM135 248V249H134ZM156 248V249H155ZM158 248V249H157ZM159 248H161V249H159ZM164 248V249H163ZM178 249V248H180V249H178L179 250V252H178V250H176V249ZM188 248V249H187ZM189 248H191V250H192V252H190V249ZM205 248V249H204ZM211 248H213L214 249V252L212 251V249ZM233 248V249H232ZM246 248L248 249V251L246 250ZM250 248V249H249ZM253 249V252H252V249ZM1 249H2V251H1ZM36 249V250H35ZM55 250V252H54V250ZM105 249H107V250H105ZM123 249V250H122ZM128 251H127V250ZM140 249H142V250H140ZM145 249V250H144ZM183 249H187V250H185L184 252H183ZM198 249V250H197ZM201 249V250H200ZM207 249V250H206ZM219 249H220V252H222V253H220L219 252ZM221 249H223V250H221ZM225 249H227V250H225ZM14 250H15V252H14ZM66 250H68V251H66ZM70 250V251H69ZM75 250V251H74ZM82 250V251H83ZM105 250V251H104ZM118 250V251H117ZM120 250V251H119ZM139 250V251H138ZM147 250V251H146ZM153 250V251H152ZM161 250H164V251H162L161 252ZM168 250V251H167ZM172 250V251H171ZM174 250H176V251H174ZM202 251L203 250V252H200V251ZM210 250V251H209ZM238 250L240 251V253L238 252ZM242 250H246L245 252L244 251H242ZM10 251H13V256H12V252H10ZM16 251H17V253H16ZM32 251L34 252V251H37L36 253L34 252V253H32ZM41 251H42V253H46V255L44 256V255H41ZM60 253V254H58V252ZM74 252V254H78L77 252H81L80 253V255H82V256H80L79 254V256H77V257H75V255L73 254V252ZM92 251H93V254H94V252H95V259H94V255L92 254ZM96 251H98V252H100V253H98V252H96ZM109 251V252H108ZM117 251V252H116ZM123 251H125L124 253H121V252H123ZM127 251V252H126ZM133 252V253H131V252ZM135 251V252H134ZM136 251H137V253H136ZM142 251H143V254H142ZM151 251V252H150ZM157 251V252H156ZM159 251V252H158ZM167 251V252H166ZM198 251V252H197ZM205 251H207V253H205ZM227 251L229 252V254H230V256H228L229 254L227 253ZM230 251H231V253L232 252H234L235 253V255H234V253H232L234 256L232 257L231 256V253H230ZM241 251L244 253H241ZM249 251H251V252H249ZM10 252V253H9ZM19 252V253H18ZM63 252H67L66 254H63ZM70 252H72V254H70ZM108 252V253H107ZM138 252L140 253L141 252V254H138ZM146 252V253H145ZM165 252V253H164ZM176 252V253H175ZM186 252V253H185ZM188 252V253H187ZM255 252V253H254ZM260 254H259V253ZM263 252V253H262ZM29 253H32L34 256L33 257H35V260H33L34 258L32 257V254L30 255ZM53 253V254H52ZM62 253V254H61ZM101 253H102V255H103V257H102V259H101ZM109 254L111 257H109L107 254ZM128 253H130V254H128ZM166 253H167V255H166ZM172 253H175L174 255H172L173 256V258H172V256H171V254ZM178 253V254H177ZM195 253H197L196 254V256H195ZM199 253V254H198ZM202 253V254H201ZM204 253V254H203ZM210 253H214V254H210ZM218 255H217V254ZM224 253V254H223ZM225 253H226V255L228 256H226L225 255ZM239 254V257L238 258H236L237 256L236 255H238ZM249 253H251V254H249ZM253 253V254H252ZM15 254V255H14ZM98 254H99V256H98ZM121 254V255H120ZM125 254V255H124ZM153 254H156V255H154L153 256ZM162 254L164 255L163 257H160V256H162ZM185 254V256H183V255ZM192 254H194V255H192ZM209 254V256H207ZM219 254H221V257H220V255ZM243 254V256H241ZM247 254V255H246ZM263 254V255H262ZM11 255V256H10ZM60 255V256H59ZM62 255V256H61ZM72 255V256H71ZM83 255H89L87 258L85 257V256H83ZM93 255V256H92ZM96 255H97V257H96ZM106 255V256H105ZM124 255V256H123ZM138 255V256H137ZM177 255V256H176ZM199 255V256H198ZM210 255H212L213 257L212 258H210L211 256ZM217 255V256H216ZM245 255V256H244ZM249 255H253L252 257L251 256H249ZM254 255L256 256V255H260L259 257L258 256H256L257 258H256V260H254L255 259V257H254ZM8 256H10V257H8ZM21 256V257H20ZM29 256L31 257V258H29ZM41 256H42V258L43 259H41ZM47 256V257H46ZM55 258H54V257ZM57 256H59V257H57ZM63 256H65V257H63ZM71 258H70V257ZM108 256V257H107ZM126 256H128L129 257V259H128V261L130 262H128L126 259H124L123 260V257L124 258H126ZM131 256H133V257H131ZM136 256H137V258H136ZM142 256V257H141ZM151 256V257H150ZM169 256V257H168ZM177 257V260L178 261H175L174 260V257ZM183 256V257H182ZM187 256V257H186ZM196 258H195V257ZM198 256V257H197ZM203 256V257H202ZM206 256V257H205ZM225 256V257H224ZM247 256V257H246ZM6 257H8V258H6ZM19 257V258H18ZM22 257H25V258H27L26 260L28 261V262H24V261H26V260H24V258H22ZM36 257H38L37 259H36ZM45 257L47 258L46 260H45ZM51 257V258H50ZM68 257V259L66 260V258ZM72 257H74V258H72ZM78 257H80L81 258V260L78 258ZM92 258V259H89V258ZM98 257H99V259L102 261V262H100L99 261V259H98ZM115 257V258H114ZM121 257V258H120ZM127 257V258H128ZM138 257H139V261L137 260L138 259ZM143 257H146V258H143ZM154 257H157V258H154ZM176 257H175V259H176ZM204 258L203 260H202V258ZM221 258V259H225L226 260V258H228V259H230V258H232L231 260H233V259H235L233 262L231 261V260H229V261H227L226 260V262H225V260L223 259V261L220 259L219 260V258ZM248 257L250 258V259H248ZM3 258L5 259V261H3ZM28 258H29V260H28ZM33 258V259H32ZM50 258V259H49ZM60 258V259H59ZM70 258V259H69ZM76 258V259H75ZM106 258H108V260H106ZM133 258V259H132ZM134 258H136L135 260H134ZM170 258V259H169ZM173 259V261H172V259ZM200 258H201V262H200ZM209 258V259H208ZM241 258V259H240ZM259 258V259H258ZM19 259H20V261H19ZM23 259V260H22ZM31 259H32V261H31ZM52 259V260H51ZM57 259V260H56ZM63 259H64V261L66 260V262H64L63 261ZM80 260V262L78 261V260ZM83 259H89V260H83ZM98 259V260H97ZM132 259V260H131ZM143 259V260H142ZM155 259V260H154ZM252 259V260H251ZM0 260H1V257H0ZM50 260V261H49ZM53 260H55V261H53ZM70 260V261H69ZM77 260V261H76ZM99 261V263L97 262V261ZM118 260V261H117ZM131 260V261H130ZM134 260V261H133ZM141 260V261H140ZM146 260V261H145ZM153 262H152V261ZM168 260H169V262H168ZM170 260H171V262H170ZM179 260H185V261H182L183 263H180L181 261H179ZM192 260V261H191ZM194 260H196V261H194ZM236 260H238V261H236ZM242 262H241V261ZM260 260V261H259ZM19 261V262H18ZM30 261H31V263H30ZM33 261H35V262H33ZM40 261V262H39ZM41 261H43V262H41ZM45 261V262H44ZM49 261V262H48ZM68 261H69V263H68ZM96 261V262H95ZM111 261H109V263L110 264H114V263H111ZM124 261V263H121V262H123ZM127 261V262H126ZM138 261V262H137ZM161 261V262H160ZM209 261V262H208ZM217 261V262H216ZM222 263H221V262ZM231 261V262H230ZM236 261V262H235ZM51 262V263H50ZM79 262V263H78ZM84 262V263H83ZM140 262V263H139ZM155 262H157V263H155ZM196 262V263H195ZM0 263V264H1ZM9 263V264H10ZM76 263H74V264H76ZM108 263V264H109ZM116 264V263H115ZM133 264V263H132ZM176 264H178V263H176ZM244 264H245V262H244Z\"/></svg>","mask_w":264,"mask_h":264},{"label":"bare ground","instance_id":"2","mask_svg":"<svg viewBox=\"0 0 264 264\" xmlns=\"http://www.w3.org/2000/svg\"><path fill=\"white\" fill-rule=\"evenodd\" d=\"M6 1H7V0H6ZM8 1H10V0H8ZM8 1L5 2V0H3V2H5V3H4L3 5H1V6L4 8V6L6 5V3H9ZM66 1H67V0H18V2L15 3V2H16V0H15L14 3H15L16 6H15V7H14V5L12 6V7L14 8V10H15V11H14L13 9H11V10L14 11V12L12 11V13H13L12 15H9V14L11 13V11H10V13L8 12V10L10 9V7H8L9 9H8V8H5V9H4V10L8 9L7 12H8L9 14H7L6 11H4L3 8L0 7V8L3 10V11H2V10H1V11L6 13V14H5V13L3 14V13L0 12V40H1L2 38H6V37H7V39L9 40L8 43H11V42H12L11 45H13L12 47H14V49L16 48V46H14V45H16V44H14V42H16V43H17V42H19V43L21 42L20 44L23 43V44H25V46H26V45L29 46V45H28L29 42H30V44H31V43H35V45H34V44H33V45H34V47L36 46V50H37L38 48H40V51H41V52L43 51L44 53H43V52H42V53H43V55H44V54L46 53L45 51H48L47 53H50V50H51V48H52L53 46H58V45H60V44L63 45V43H65V44H64L63 46H61V47H68V46H70V47L73 48L74 46L71 44L72 42L76 43V42H80V41L83 42V41H84L85 43H83V44H86V42H87V44H88V43L91 44V43L96 42V41H98V42H99V41H102V42H103L104 40L107 41V39L110 38L109 35H104V36H102V35H98V34H100V33H99V31H96V30H95L96 27H94V29H92V30L94 31V34H97V35H92L93 32H92V34H90V33H91L90 28H92L93 26H95V23H94V25H93L92 27H90V26L85 25V24H81V23L78 24L77 21H79V20H77V21H76L77 24H75V25L72 24V26H74V28H73V27L71 26V24H69V23H67V24L70 25L71 27H69L68 25L65 24V28H66V26H68L69 28H66V29L63 28L64 25L62 26V28H61V27L58 28V27H59L58 25H60V22H63V23L69 22V21H67V20H68L69 18L71 19L72 16L74 17V14H75V12H76V10H75V12H74L73 9H75V2H77V1L74 2V0H73V1H72V2H74L73 5H72V2H71V4L69 3L70 6H71V5L73 6V7H71V8L67 5ZM68 1H69V0H68ZM70 1H71V0H70ZM78 1H79V0H78ZM86 1H87V0H86ZM86 1H85V0L80 1L81 4L78 3L79 6H82V4L85 5V2H86ZM95 1H96V0H95ZM95 1H94V2H95ZM99 1L101 2L102 0H99ZM99 1H98V2H99ZM104 1H105V0H103V2H102L103 5H105V3H107V2L104 3ZM108 1H109V0H108ZM110 1H113V0H110ZM144 1H145V0H144ZM146 1H147V0H146ZM162 1H163V0H161V2H162ZM164 1H165V0H164ZM179 1H180V0H178V2H179ZM181 1H182V0H181ZM181 1H180V2H181ZM191 1H192V0H191ZM199 1H200V0H199ZM203 1H205V0H203ZM207 1H208V0H207ZM217 1L219 2L220 0H216V2H217ZM222 1H223V0H222ZM225 1H226V0H224V3H225ZM229 1H231V0H229ZM232 1H233V0H232ZM232 1H231V2H232ZM251 1H252V0H249V2H251ZM253 1H254V0H253ZM259 1H260V0H258V3H259ZM0 2H1V0H0ZM3 2H2V3H3ZM90 2L93 3L92 1H90ZM100 2H99V3H100ZM123 2H125V1L123 0L122 3H123ZM135 2H136V1H135ZM147 2H148V1H147ZM154 2H155V1H154ZM159 2H160V0H159ZM173 2H174V1H173ZM173 2H172V0H171V4H172ZM176 2H177V1H176ZM178 2H177V4H178ZM180 2H179V3H180ZM183 2H184V1H183ZM193 2H194L195 5L198 3L197 1H196L197 3H195V1H193ZM201 2H202V1H201ZM209 2H211V0H209ZM213 2H215V1H213ZM218 2H217V3H218ZM237 2H239V1H237ZM244 2H245V0H244ZM244 2H243V0H242V3H240V5H239V3H238L237 6H238V5L241 6V4H244ZM246 2H248V1L246 0ZM255 2H257V1H254L253 4H255ZM263 2H264V1H263ZM263 2H262V3H263ZM11 3H12V0H11L10 4H11ZM14 3H13V4H14ZM91 3H90V4H91ZM109 3H110V2H109ZM128 3H129V1H128ZM149 3H150V2H149ZM162 3H163V2H162ZM164 3H166V2H164ZM181 3H182V2H181ZM189 3H190V2H189ZM199 3H200V2H199ZM203 3H204V2H203ZM211 3H212V2H211ZM211 3H209L208 6H210ZM233 3H234V1H233ZM110 4H111V3H110ZM114 4H115V1H114ZM131 4H133V3H131ZM140 4H142V1H141ZM154 4H158V2H157V3H154ZM174 4H175V3H174ZM183 4H184V3H183ZM185 4H187L186 0H185ZM185 4H184V5H185ZM190 4H191V3H190ZM194 4H193V7H195ZM206 4H208V3L206 2ZM215 4H216V3H215ZM215 4H214V5L211 4L212 7L215 6ZM249 4H250V3H249ZM251 4H252V3H251ZM11 5H12V4H11ZM84 5H83L82 7H84ZM88 5H89V4H88V2H87V6H88ZM94 5H95V4H94ZM103 5H102V10H103V9H106V7H103ZM107 5H108V4H107ZM107 5H106V6H107ZM116 5H117V6H118V5L120 6L121 3L119 4V3L117 2V4H115V7H117ZM123 5L125 6V4L123 3L122 6H121V8L123 7ZM146 5H147V4H146ZM148 5L150 6V4H148ZM175 5H176V4H175ZM198 5H199V4H198ZM198 5L196 6V8H198ZM200 5L203 6L202 4H200ZM217 5H218V8H219V9H218V12H219V10L222 9V8L219 6V3H218ZM217 5H216L215 8H217ZM234 5H236V3H235ZM256 5H257V4H256ZM262 5H263V4H262ZM7 6H8V5H7ZM76 6H77V5H76ZM91 6H92V5H91ZM111 6H112V5H111ZM127 6H128V5H127ZM129 6H131V5L129 4ZM133 6H135V4H134ZM133 6H132V9H133V8L136 9L137 4H136V7H133ZM140 6H141V5H140ZM152 6H153V5H152ZM156 6H157V5H156ZM161 6L164 8L163 5H161ZM172 6H173V4H172ZM180 6H181V5H180ZM206 6H207V5H206ZM208 6H207V7H208ZM243 6H244V5H243ZM243 6H242L241 8H243ZM246 6H247V4L245 3V7H246ZM254 6H255V5H254ZM259 6H261V4H260ZM259 6H258V8H259ZM5 7H6V6H5ZM85 7H86V6H85ZM85 7H84V10L87 8V7H86V8H85ZM88 7H89V6H88ZM94 7H95V6H94ZM98 7H99V4H98ZM113 7H114V6H113ZM150 7H151V6H150ZM165 7H166V6H165ZM173 7H174V6H173ZM191 7H192V6H191ZM212 7H209V9H211ZM229 7H230V5H229ZM229 7L227 6L228 9H230ZM231 7H232V3H231ZM233 7H234V6H233ZM252 7H253V6H252ZM109 8H110V7L108 6V9H109ZM118 8H119V7H118ZM126 8L129 9V7H126ZM145 8H146V6H145ZM163 8H162V9H163ZM166 8H167V7H166ZM170 8H171V7H170ZM180 8H181V7H180ZM180 8H179V10L183 9V8H181V9H180ZM202 8H204V7H202ZM215 8L213 7V9H215ZM239 8H240V7H239ZM255 8H257V7H255ZM263 8H264V5H263ZM76 9H77V8H76ZM91 9H92V8H91ZM91 9H88V8H87V9L85 10V12L87 11L86 14H87V13L89 14V11H90ZM93 9H95V8H93ZM97 9H99V8H97ZM108 9H107V11H108ZM112 9H113V8H112ZM116 9H117V8H116ZM128 9H127V12L130 13ZM134 9H133V10H134ZM143 9H144V5H143ZM146 9H148V8H146ZM146 9H145V12H146ZM154 9H155V7H154ZM160 9H161V7H160ZM184 9H185V8H184ZM184 9H183V10H184ZM205 9H206V8H205ZM209 9H208V10H209ZM232 9H233V8H232ZM248 9H250V8H248ZM251 9H252V8H251ZM259 9H260V8H259ZM261 9H262V8H261ZM79 10H81L80 7H79ZM84 10H83V11H84ZM102 10H100V12H102ZM124 10H125V7H124ZM150 10H151V8H150ZM156 10H157V9H156ZM167 10H169V8H168ZM167 10L165 9V11H167ZM173 10H174V9H173ZM186 10H187V9H186ZM197 10H198V9H197ZM224 10H225V8H224ZM233 10H234V9H233ZM245 10H246V9H244L243 11H245ZM252 10H253V9H252ZM257 10H258V9H257ZM83 11H81V12H83ZM91 11H92V10H91ZM91 11H90V14H91ZM98 11H99V10H98ZM98 11H96V13H97ZM104 11L106 12V10H104ZM111 11H112V10H111ZM114 11H115V8H114ZM114 11H112V12H114ZM118 11H119V10H118ZM125 11H126V10H125ZM130 11H131V7H130ZM139 11H140V10H139ZM147 11H148V10H147ZM153 11H154V10H153ZM187 11H188V10H187ZM190 11H191V10H190ZM201 11H202V10H200V12H201ZM209 11H210V10H209ZM238 11H239V10H235V13H236V12L238 13ZM249 11H251V10H249ZM249 11H248V12H249ZM254 11H256V10H254ZM263 11H264V9L261 10L262 13H263ZM63 12H66V13L68 12V13H67V14H66V13H65V14H62ZM79 12H80V11H79ZM105 12H103V13H105ZM116 12H117V11H115V13H116ZM123 12H124V11H123ZM135 12H136V11H135ZM141 12H142V11H141ZM143 12H144V11H143ZM171 12H172V11H171ZM174 12H177V10H175ZM178 12H179V11H178ZM182 12H183V11H182ZM191 12H192V11H191ZM193 12H194V11H193ZM198 12H199V10H198ZM204 12H205V11H204ZM211 12H212V11H210V13H211ZM213 12H214V10H213ZM215 12H217V9H216ZM220 12H221V10H220ZM220 12H219V14H216V15H219V17H220ZM231 12H232V14H234L233 11H231ZM239 12H240V14L242 13L241 11H239ZM246 12H247V11H246ZM258 12H259V11H258ZM258 12H256V15H257V16H258V14H257ZM58 13H61V14H58ZM92 13H93V11H92ZM120 13H122V10H121ZM120 13H118V14L120 15ZM132 13H133V15L135 14L134 11H133ZM138 13H139V12H138ZM162 13L166 16V14L168 13V11H167V13H164V11H162ZM169 13H170V12H169ZM188 13H189V12H188ZM208 13H209V12H208ZM208 13H207V14H208ZM237 13H236V14H237ZM76 14H78V13H76ZM80 14H81V13H80ZM80 14H79V16H80ZM99 14H100V13H99ZM110 14H111V13H110ZM116 14H117V13H116ZM116 14H115V15H116ZM124 14H125V16L127 15L126 13H123V15H124ZM141 14H142V13H141ZM170 14H171V13H170ZM179 14H181V13L179 12ZM179 14H178V15H179ZM183 14H184V13H183ZM200 14H203V11H202V13H200ZM204 14H205V13H204ZM207 14H205V15L207 16ZM212 14H214V13H212ZM221 14H222L221 17H222L223 19H221V18L219 19V18H218V20H223V21H224L225 16H226V19H228V18H227V17H228L227 15H225V16L223 17V15L226 14V12L221 13ZM227 14L229 15V11L227 12ZM236 14H234V16H235ZM246 14L248 15V13H246ZM250 14H253V15H254L255 13H250ZM259 14H260V13H259ZM58 15H59V16H58ZM61 15H65V16H66L65 18H67V19H66L65 22L61 20L62 17H63V16L60 17ZM81 15H82V14H81ZM84 15H85V14H83V16H84ZM91 15H93V14H91ZM94 15H95V14H94ZM100 15H101V14H100ZM100 15H99V16H100ZM106 15H108V13H107ZM112 15H114V13H113ZM119 15H117V17H118ZM133 15H131V16H133ZM139 15H140V14H139ZM144 15H147V14L145 13ZM148 15H149V13H148ZM148 15H147V16H148ZM181 15H182V14H181ZM194 15H195V13H194ZM194 15H193V16H194ZM196 15H198V14H196ZM216 15H215V16H216ZM260 15L262 16L263 14H260ZM83 16H82V17H83ZM104 16H105V15H104ZM120 16H122V15H120ZM131 16L128 17V18H131ZM135 16H137V15H135ZM149 16H150V15H149ZM149 16H148V17H149ZM162 16H163V15H162ZM168 16H169V15H168ZM173 16H174V15H172L171 17H173ZM182 16L184 17L185 15H182ZM190 16H191V15H190ZM193 16H192V18H193ZM198 16H200V15H198ZM203 16H204V15H202V18H204ZM206 16H205V18H206ZM211 16H212V15H211ZM261 16H260V17H261ZM58 17L60 18V20H59ZM75 17L77 18V15H76ZM75 17H74V18H75ZM85 17H87V15H86ZM88 17H90V16H88ZM91 17H93V16H91ZM96 17H97V15H96ZM101 17H102V16H101ZM105 17H106V16H105ZM105 17H102V18H105ZM107 17H108V16H107ZM122 17H123V16H122ZM151 17H152V16H151ZM178 17H179V16H178ZM200 17H201V16H200ZM212 17H213V16H212ZM216 17H217V16H216ZM260 17H259V16L257 17V21H259L258 18H260ZM263 17H264V15H263ZM263 17H261V18H263ZM65 18H63V19H65ZM74 18H73V19H74ZM78 18H79V17H78ZM94 18H95V17H93V19H94ZM102 18H101V20H102ZM118 18H119V17H118ZM124 18H125V17H123L122 19H124ZM153 18H154V17H153ZM162 18H163V17H162ZM165 18H167V16H166ZM175 18H176V19H179V18H177V17H175ZM181 18H182V17H181ZM181 18L179 19L180 21H181ZM184 18H185V17H184ZM184 18H182V19H184ZM190 18H191V17H190ZM207 18L210 19L209 15L207 16ZM237 18H241L240 15H239V17H237ZM242 18H243V17H242ZM249 18H250V16L248 17V19H249ZM261 18H260V19H261ZM96 19H97V18H96ZM98 19H99V18H98ZM133 19H134V18H133ZM135 19H137V18L135 17ZM139 19H140V17H139ZM143 19H144V18H143ZM169 19H170V18H169ZM173 19H174V18H173ZM173 19H172V20H173ZM176 19H175V20H176ZM187 19H189V18L187 17ZM193 19H194V18H193ZM196 19H197V17H196ZM229 19H231V18L229 17ZM233 19H234V18H233ZM235 19H236V18H235ZM250 19L253 20V16H252V18H250ZM250 19H249V20H250ZM71 20H72V19H71ZM71 20H70V21H71ZM74 20H75V19H74ZM74 20H72V21L74 22ZM82 20H83V18H82ZM90 20H92V19H90ZM94 20H95V19H94ZM105 20H107V18H105ZM112 20H114V16H113V19H112ZM116 20H117V19H116ZM125 20H126V18H125ZM165 20H166V19H165ZM189 20H190V19H189ZM199 20H201V19H199ZM205 20H207V19H205ZM211 20L213 21L212 18H211ZM261 20H263V22H264V18L261 19ZM85 21H86V20H85ZM85 21H84V22H85ZM92 21H93V20H92ZM98 21H99V20H98ZM103 21H104V20H102L101 23H103ZM114 21H115V20H114ZM123 21H124V20H123ZM130 21H131V19H130ZM133 21H135V20H133ZM146 21H149V19H147ZM163 21H164V20H163ZM168 21L170 22V20H168ZM192 21H193V20H192ZM227 21L229 22V20H226V22H227ZM231 21H233L232 25L230 24L231 22L228 24V26L230 25V28H231V26H233V24H234V20H231ZM241 21H242V20H241ZM254 21H255V20H254ZM254 21H252V22H254ZM73 22H72V23H73ZM76 22H74V23H76ZM80 22L83 23V21H80ZM89 22H91V21H89ZM96 22H97V21H96ZM118 22H119V21H118ZM136 22H137V21H136ZM138 22H139V21H138ZM164 22H165V21H164ZM173 22H174V21H173ZM177 22H178V21H177ZM183 22H184V20H183ZM186 22H188V21H186ZM201 22H202V20H201ZM204 22H206V21H204ZM207 22L209 23V21H207ZM214 22H215V21H213V23H214ZM217 22L219 23V21H217ZM235 22H236V21H235ZM243 22H246V21H244V19H243ZM247 22H248V21H247ZM247 22H246V23H247ZM252 22H251V23H252ZM63 23H61V25H62ZM97 23L100 25L99 22H97ZM121 23H122V21H121ZM125 23H126V22H125ZM129 23H130V22H129ZM147 23H148V22H147ZM166 23H167V22H166ZM174 23H175V22H174ZM181 23H182V22H181ZM189 23H190V22H189ZM189 23H188V24H189ZM211 23H212V22H211ZM211 23H210V24H211ZM222 23H223V22L219 23V28H218V29H217L218 24L216 25V23H214L215 26H216L215 30L217 29V30H216L217 33H218V30H219V32L221 31L220 28L224 27ZM237 23H238V21H237ZM254 23H255V22H254ZM256 23H257V22H256ZM259 23L261 24V21H259ZM98 24H96V25H98ZM103 24H104V23H103ZM132 24H133V22H132ZM134 24H136V23H134ZM134 24L132 25V28H135ZM137 24H140V23H137ZM141 24H142V23H141ZM164 24H165V23H164ZM179 24H180V23H179ZM179 24L177 23V26H178ZM183 24H184V23H183ZM199 24H200V23H199ZM220 24L222 25V27H220ZM242 24H243V23H242ZM244 24H245V23H244ZM252 24H253V23H252ZM260 24H257V25H258V27L261 28L262 25L259 26ZM61 25H60V26H61ZM101 25H102V24H101ZM105 25H106V22H105L104 26H105ZM112 25H113V26H114V25L117 26L118 24H117V23H116V24L112 23ZM127 25H128V24H127ZM130 25H131V24H130ZM144 25H145V24H144ZM173 25H174V24H173ZM185 25H186V23H185ZM205 25L207 26V24H205ZM205 25H202V24H201V27H202V26H205ZM208 25H209V24H208ZM224 25H225V21H224ZM226 25H227V24H226ZM226 25H225V26H226ZM235 25H236V24H235ZM247 25H250V24L248 23ZM255 25H256V24H255ZM257 25H256V26H257ZM55 26H57L58 31H59V29H60L61 32H60L59 34L55 33V32H56V31H55V29H56ZM102 26H103V25H102ZM118 26H121V25H118ZM118 26H117V27H118ZM160 26H161V25H160ZM168 26H169V25H168ZM177 26H176V27H177ZM180 26H182V24H180ZM180 26H179V27H180ZM191 26H192V25H191ZM191 26H189V27H191ZM228 26H227L226 28H228ZM237 26H238V25H237ZM237 26H236V27H237ZM239 26H240V25H239ZM244 26H245V25H244ZM263 26H264V23H263ZM53 27H55V28L53 29V32H52V30L50 31L49 28H53ZM98 27H99V28H98ZM98 27H97V28L100 30V26H98ZM121 27H122V26H121ZM127 27H128V26H127ZM137 27H138V26H137ZM186 27H187V25H186ZM189 27H187V28H189ZM197 27L200 28L199 26H197ZM209 27H210V26H209ZM209 27H208V30H209ZM212 27H214V26H211V28H212ZM240 27H241V26H240ZM250 27H252V26H250ZM250 27H246V28H250ZM258 27H253V28H254L253 31H256L255 28H258ZM103 28H104L103 30H105V27H103ZM109 28H110V27L108 26V29H109ZM115 28H116V27H114L113 29H115ZM119 28H120V27H119ZM181 28L183 29V27H180V30H181ZM230 28L227 29V30H228V31L231 30ZM244 28H245V27H243L242 29H244ZM260 28H258V29H260ZM101 29H102V28H101ZM111 29H112V26H111ZM127 29H128V28H127ZM129 29H131V27H130ZM174 29H175V28H174ZM184 29H185V28H184ZM196 29H197V28H196ZM202 29H203V27H202ZM202 29H199V36H198V34L195 33V29H192V30H194V31H193V34H194V35L196 34L199 38L201 37V36H200L201 34H204V35L206 34L207 38L209 39V37H208V33H205V30H206L207 28L204 29L203 33H201L200 30L202 31ZM232 29H233V28H232ZM235 29H236V28H235ZM235 29H233V32L231 31L232 34L234 33V30H235ZM237 29H238V28H237ZM237 29H236V31H238ZM240 29H241V28H240ZM250 29H251V28H250ZM263 29H264V28H263ZM115 30H116L115 34H117V30H118V29H115ZM115 30H114V31H115ZM131 30H133V29H131ZM138 30H139V29H138ZM155 30H156V29H155ZM180 30H179V32H180ZM190 30H191V29H190ZM215 30H213V31H215ZM224 30H225V29H224ZM261 30H262V29H261ZM54 31H55V32H54ZM101 31H102V30H101ZM101 31H100V32H101ZM108 31H109V30H108ZM108 31L106 30L105 32L108 33ZM110 31H111V30H110ZM110 31H109V32H110ZM114 31H113V32H114ZM118 31H119V30H118ZM135 31H136V33H137V30H135ZM135 31L133 32L134 34H136ZM139 31H140V30H139ZM209 31H210V33H211V29H210ZM213 31H212V32H213ZM236 31H235V33H236ZM242 31H243V30H242ZM247 31H248V29H247L245 32L247 33ZM250 31H251V30H250ZM253 31L251 32V34L253 33ZM263 31H264V30H263ZM111 32H112V31H111ZM111 32H110V34H111ZM120 32H121V30H120ZM168 32H169V31H168ZM182 32H184V31H182ZM207 32H208V31H207ZM229 32H230V31H229ZM259 32H260V30H259ZM101 33H102V32H101ZM106 33H103V34H106ZM121 33H122V32H121ZM127 33H128V32H127ZM129 33H130V32H129ZM129 33L127 34V35H128L127 37H123V38H126V39L128 40V42H125V43H127V47L125 46L124 43L121 42L120 44H117V43H119V41H118V42H114L115 39H114V38L111 39L112 37L110 38L111 41L114 40L113 42H114L117 46H118V45H119V46H122V49H120L121 51L123 50V45H124L125 48H127V49H125V51L127 50L125 53L128 52V47H129V45H132V44H133V46H131L132 49H133V47H134V43H135L137 40L139 41L141 38H143V37H141V38H139V39H136V38H135V37H137L136 35H130V34H133V33H130V34H129ZM200 33H201V34H200ZM210 33H209V35H210ZM248 33H249V32H248ZM254 33H255V32H254ZM256 33H257V32H256ZM262 33H263V32L261 31L260 34H262ZM113 34H114V33H113ZM113 34H111V35H113ZM123 34H126V33H123ZM177 34H178V33H177ZM177 34H176V36H177ZM184 34H187V32L185 31ZM215 34H216V33H214V36H215ZM219 34H220L221 37L223 36V34L221 35V32H220ZM219 34H216V36H217V35L219 36ZM225 34H226V32H225ZM239 34H240V33H239ZM239 34H238V35H239ZM257 34L259 35V33H257ZM111 35H110V36H111ZM118 35H119V33H118ZM120 35H121V34H120ZM138 35L140 36L141 34H138ZM187 35H188V34H187ZM211 35H212L213 38H215V37L213 36V34H211ZM235 35H236V34H235ZM238 35L236 36V39H237V37H240V36H238ZM240 35H241V34H240ZM247 35H249V34H246V35H245L248 39H247L245 36H244L245 38H244V37H243V38H244V40L247 39V41H248V40L250 39L251 36L248 37ZM113 36L115 37V35H113ZM125 36H126V35H125ZM182 36H184V35H182ZM229 36H231V34H230ZM254 36H255V34H254ZM260 36H261V35H260ZM260 36H258V37L260 38ZM12 37H13V38H12ZM174 37H175V36H174ZM179 37H180V36H179ZM184 37H185V36H184ZM225 37H226V36H225ZM225 37H224V38H225ZM234 37H235V36H234ZM258 37H257V38H258ZM263 37H264V35H263L261 38H263ZM117 38H118V36L116 37V39H117ZM137 38H138V37H137ZM175 38H176V37H175ZM192 38H193V37H192ZM207 38H205V39H207ZM222 38H223V37H222ZM222 38H221V39H222ZM224 38H223V39H224ZM259 38H258V41H259ZM118 39H120V38H118ZM144 39H145V38H144ZM164 39H165V38H164ZM164 39H163V40H164ZM166 39H167V38H166ZM178 39H179V38H178ZM181 39H182V38H181ZM185 39H186V38H185ZM200 39H201V38H200ZM203 39H204V38H203ZM216 39H217V40H216ZM216 39H213V41H215V42H212V45H210V47H209V49H211V47H212V53H214V51H215L214 48H216V47L219 45V43L222 42V41H218V39H220V38H216ZM223 39H222V40H223ZM229 39H230V38H229ZM241 39H242V36H241ZM252 39H254V37H252ZM252 39L250 40L251 43H252ZM255 39H256V38H255ZM3 40H4V39H3ZM122 40H123V39H122ZM122 40H121V41H122ZM124 40H125V39H124ZM141 40H142V39H141ZM161 40H162V39H161ZM161 40H160V41H161ZM179 40H180V39H179ZM186 40H187V39H186ZM190 40H191V37H190ZM196 40H197V39H196ZM227 40H228V39H227ZM232 40H233V39H232ZM232 40H231V41H232ZM234 40H235V39H234ZM238 40H239V39H238ZM238 40H237V41H238ZM261 40H262V39H261ZM111 41H110V42L108 41V45H110ZM116 41H117V40H116ZM138 41H137V42H138ZM144 41H145V40H144ZM155 41H156V40H155ZM158 41H159V39H158ZM177 41H178V40H177ZM208 41H210V39H209ZM211 41H212V40H211ZM216 41H218V45H217L216 47H214L215 43H217ZM262 41H263V40H262ZM66 42H67V44H66ZM98 42H96V46L98 45V44H97ZM147 42H148V41H147ZM150 42H151V41H150ZM150 42H149V43H150ZM161 42H162V41H161ZM163 42H164V41H163ZM165 42L167 43V40H166ZM183 42H184V41H183ZM190 42H192V41H190ZM199 42L201 43L202 41H199ZM233 42H234V41H233ZM242 42H243V41H242ZM248 42H249V41H248ZM248 42H246V43H248ZM260 42H261V41H260ZM260 42H257V43H259V45H263V44H260ZM3 43H4V42H3ZM68 43H70L72 46L69 45ZM74 43H73V44H74ZM114 43H113V44H114ZM139 43H143V42H140V41H139ZM149 43H148V44H149ZM152 43H153V42H152ZM156 43H158V42H156ZM175 43H176V41H175ZM192 43H193L194 45H196V44H195L196 42H195V43L192 42ZM209 43H210V42H209ZM209 43H208V44H209ZM213 43H214V45H213ZM224 43H225V41L222 43L223 48H224V46H225ZM234 43L237 44V42H234ZM240 43H241V41H240ZM240 43H239L238 45H240ZM244 43H245V41H244L243 43H241V44H244ZM246 43H245V44H246ZM257 43H255V44H257ZM263 43H264V42H263ZM20 44L18 45V47L20 46V47H19V50L22 49V48H21L22 45H20ZM83 44L80 45V46H81V49L83 48V52H84V53L88 50L89 47H90V50H89L90 52H92L91 49L95 50V49H94L95 47L92 48L91 46H89V47L86 49L85 47H87V46H85V45H83ZM90 44H89V45H90ZM93 44H94V43H93ZM103 44H105V42H103ZM193 44H192V45H193ZM203 44H206V43H203ZM203 44H202V45H203ZM228 44H229V43H228V41H227V46H226L224 49H226V48L228 47ZM11 45H7V46H9V47L6 46V49L11 50V48H10ZM65 45H67V46H65ZM75 45L77 46V44H75ZM99 45H100V47H101V43H100V42H99ZM99 45H98V46H99ZM144 45H145V43L143 44V46H144ZM149 45L151 46V44H149ZM149 45H148V46H149ZM167 45H170V44H167ZM197 45H198V44H197ZM230 45H231V43H230ZM247 45H248V44H247ZM247 45H245V46H247ZM251 45H253V44H251ZM78 46H79V45H78ZM83 46H85V47H83ZM104 46H105V45H104ZM111 46H112V45H110V47H111ZM114 46H115V45H114ZM119 46H118V48H116V46H115V49H119V48H120ZM136 46H137V45H135V47H134L135 49H136ZM145 46H146V45H145ZM198 46H199V45H198ZM208 46H209V45H208ZM231 46L233 47V44H232ZM235 46H236V45H235ZM249 46H250V45H248L247 47H249ZM1 47H2V43L0 42V50H1ZM18 47L16 48L17 51H18ZM23 47H24V45H23ZM61 47H60V48H61ZM105 47H106V46H105ZM112 47H113V46H112ZM131 47H130V48H131ZM206 47H207V46H206ZM213 47H214V48H213ZM232 47H231V49H232ZM236 47H237V46H236ZM243 47H244V46H243ZM243 47H241L242 50H244V49H248V48H245V47H244V49H243ZM250 47H251V46H250ZM252 47L255 48L256 45H254V46H252ZM252 47H251V48H252ZM257 47H258V46H257ZM24 48H25V47H24ZM26 48H27V47H26ZM26 48H25V49H26ZM75 48H76V47H75ZM78 48H80V47H78ZM84 48L86 49V51L84 50ZM96 48H99V47H96ZM150 48H151V47H150ZM152 48H153V47H152ZM152 48H151V49H152ZM163 48H164V47H163ZM167 48H169V47L167 46L166 49H167ZM172 48H173V47H172ZM172 48L170 47L169 50H167V51H169V54H170V50H172ZM177 48H178V47H177ZM197 48H199V47H197ZM202 48H203V47H202ZM217 48H218V47H217ZM223 48H222V49H223ZM251 48H250V49H251ZM62 49H63V48H62ZM66 49L68 50L69 48H66ZM138 49H139V48H138ZM147 49H148V48H147ZM154 49H155V48H154ZM178 49H179V48H178ZM204 49L206 50V48H204ZM209 49L207 48V50H209ZM213 49H214V51H213ZM227 49H228V48H227ZM227 49H226V50H227ZM231 49L229 48V51L227 50L228 53L231 51ZM4 50H5V49H4ZM22 50H24V49H22ZM26 50H27V49H26ZM31 50H32V49H30V51H31ZM74 50H75V49H74ZM78 50H79V49H78ZM98 50H99V49H97L96 51H94V53L96 52L97 54H100L101 52L99 51L100 53H98V52H97ZM104 50H105V49H104ZM107 50H108V49H107ZM112 50H114V49L112 48ZM139 50H140V49H139ZM157 50H158V49H157ZM157 50L155 51L156 53H158L159 51H162L163 49L159 50L158 52H157ZM164 50H165V49H164ZM174 50H175V49H174ZM218 50H220V49H218ZM235 50H236V49H235ZM248 50H249V49H248ZM251 50H252V49H251ZM261 50H262V49H261ZM7 51H8V50H7ZM17 51H16V52H17ZM76 51H77V49H76ZM80 51H81V50H80ZM116 51H117V50H116ZM121 51H120V52H121ZM131 51H132V50H131ZM141 51H144V50H141ZM141 51H140V53H141ZM151 51L153 52V50H151ZM151 51H150L149 55L151 54ZM167 51H166V52H167ZM193 51H194V50H193ZM210 51H211V50H210ZM224 51H225V50H224ZM245 51H246V50H245ZM10 52H11V51H10ZM20 52H21V51H20ZM24 52H25V50H24ZM36 52H39V51H36ZM41 52H39V53H41ZM54 52H55V54L58 55V52H56V51H54ZM62 52H64L63 54H67V53H66V50H64V51H62ZM67 52H69V50H68ZM90 52H89V53H90ZM112 52H114V51H112ZM123 52H124V51H123ZM123 52H121V53H123ZM133 52H135V54H136L137 51L134 50ZM147 52H148V51H147ZM166 52H165V56L167 55V57H168L169 55H168V53H166ZM171 52H172V51H171ZM174 52H175V51H174ZM174 52H172V53H174ZM208 52H209V51H208ZM222 52H223V50H222ZM232 52H233V49H232ZM249 52H250V51H249ZM249 52H248V51H246V52H243V51H242V52H238V53H240V54L243 53V54H241V55H244V56H246L244 53L249 54V57H248V59H249V58L251 57V53H252V51H251V53H249ZM255 52H256L257 55L260 56V54H258L259 52L257 51V49L255 50ZM255 52H254V53H255ZM257 52H258V53H257ZM261 52H262V51H261ZM263 52H264V51H263ZM263 52H262V53H263ZM5 53H7V52L5 51ZM12 53H13L14 55H17V53H15L14 51H12ZM12 53H11V54H12ZM22 53H23V52H22ZM29 53H30V52H29ZM29 53H28V54H29ZM34 53H35V52H34ZM87 53H88V52H87ZM87 53L85 54V56L87 55ZM103 53H104V52H103ZM103 53H102V54H103ZM109 53H111V51H110ZM114 53H115V52H114ZM118 53H119V52H117V54L115 53L116 56L118 55ZM128 53H129V52H128ZM128 53L126 54V56L128 55ZM201 53H203V52H201ZM215 53H217V52L215 51ZM220 53H221V51H220ZM223 53H224V52H223ZM228 53L226 52L227 55H228ZM230 53H231V52H230ZM236 53H237V51H236ZM13 54H12V55H13ZM20 54H21V53H20ZM20 54H18V55H20ZM32 54H33V53H32ZM35 54H36V53H35ZM35 54H34L33 58L35 57ZM79 54L82 55V53H79ZM79 54H78V55H79ZM90 54H91V53H90ZM90 54H89V56H91ZM104 54H105V53H104ZM104 54H103V55H104ZM106 54H108V51H107ZM123 54H124V53H123ZM135 54H134V55H135ZM142 54H143V53H141V55H142ZM145 54H147V53L145 52ZM145 54H144V55H145ZM160 54H161V53H160ZM188 54H190V53H188ZM203 54L205 55L206 53H203ZM203 54H201V55H203ZM218 54H219V53H218ZM252 54H253V53H252ZM0 55H1V53H0ZM8 55H9V54H8ZM37 55H38V54H37ZM41 55H42V54H41ZM45 55H46V54H45ZM51 55L53 56L52 53H51ZM131 55H132V54H130V56H131ZM138 55H139V54H138ZM154 55H155V54H154ZM163 55H164V53H163ZM172 55H173V54H172ZM204 55H203V56H204ZM214 55H215V54H214ZM220 55H221V54H220ZM227 55H226V56H227ZM229 55H230V54H229ZM236 55H237V54H236ZM236 55H235V52H234V56L232 55V57H235ZM6 56H7V54H6ZM6 56H5V57H6ZM20 56H21V55H20ZM24 56H25V55H24ZM24 56H21V58H23ZM29 56L31 57V55H29ZM49 56H50V54H49ZM83 56H84V54H83ZM100 56H102V55H100ZM100 56H98V57H100ZM104 56H108V55H104ZM146 56H147V55H146ZM146 56H145V57H146ZM150 56H151V55H150ZM150 56H149V61H150V59H151ZM152 56H153V55H152ZM155 56H156V55H155ZM165 56H164V57H165ZM174 56H175V54H174ZM188 56H189V55H188ZM206 56H208V55H206ZM210 56H212V54H210ZM216 56H217V55H216ZM230 56H231V55H230ZM230 56H228V57H230ZM238 56H239V57H238ZM238 56H237V57H238L239 59H241V57H244V56H241V57H240V55H238ZM259 56L256 57V58H259ZM5 57H4V55H3V59H5ZM11 57H12V59H13V58L16 57V56H14V57L11 56ZM11 57H10V60H11ZM27 57H28V55H27ZM27 57H26V59H27ZM30 57H29V58H30ZM39 57H40V55H39ZM46 57H47V55H46ZM50 57H51V56H50ZM53 57H54V56H53ZM91 57H92V56H91ZM95 57H96V56H95ZM114 57H115V55H114ZM114 57H113V59H114ZM117 57L119 58V56H117ZM124 57H125V56H124ZM127 57L129 58V55H128ZM142 57H144V56H142ZM159 57H160V56H159V53H158L157 59H158ZM162 57H163V56H162ZM204 57H205V56H204ZM204 57L202 58V60L204 59ZM212 57H213V56H212ZM222 57H223V56H222ZM232 57H230V58H232ZM262 57H263V55H262ZM16 58H17V57H16ZM31 58H32V57H31ZM31 58H30V59H31ZM43 58H45V56H43ZM54 58H55V57H54ZM92 58H93V57H92ZM96 58H97V57H96ZM100 58H101V57H100ZM100 58H99V59H100ZM128 58H127V59H128ZM131 58H132V57H131ZM131 58H129V59H131ZM134 58H135V57H134ZM138 58H139V57H138ZM146 58H147V57H146ZM146 58H145V59H146ZM153 58H154V57H153ZM165 58H166V57H165ZM168 58L170 59L171 56L168 57ZM168 58H167V60H168ZM172 58H174V57L172 56ZM178 58H179V57H178ZM183 58H184V57H183ZM187 58H188V57H186L185 61L187 60ZM225 58H227V57H225ZM7 59H8V57H7ZM19 59H20V58H19ZM30 59H29V60H30ZM35 59H36V60H34V59H31V60H34V62H35V61L37 62V61H38L37 59H39L38 56H37V58L35 57ZM47 59H48V57H47ZM83 59H84V58H83ZM86 59H87V58H86ZM136 59H137V58H136ZM136 59H135V60H136ZM143 59H144V58H143ZM143 59H141V60H143ZM188 59H189V58H188ZM191 59H193V58H191ZM206 59H208V58H206ZM209 59H210V57H209ZM212 59H213V58H212ZM221 59H222V58H221ZM228 59H229V58H228ZM232 59H234V58H232ZM232 59H230V61H232ZM243 59H244V58H243ZM245 59H246V57H245ZM1 60H2V59H1ZM21 60L23 61V59H21ZM21 60H20V61H21ZM48 60H49V59H48ZM114 60H115V59H114ZM116 60H117V58H116ZM135 60H134V62H135ZM141 60H140V62H141ZM146 60H147V59H146ZM152 60H153V59H152ZM152 60H151V61H152ZM158 60H159V61L161 60V65L164 64L165 61H166V59L163 60V59H161V58H159ZM162 60L164 61V63H162ZM170 60H171V59H170ZM172 60H173V59H172ZM177 60H178V59H177ZM202 60H201V61H202ZM215 60H216V59H215ZM223 60H224V59H223ZM251 60H252V59H251ZM251 60H250V61H251ZM255 60H256V59H255ZM258 60H259V59H258ZM260 60H262V59H260ZM7 61H8V60H6V63H9V62H7ZM12 61H13V60H12ZM26 61L28 62V59L25 60V61H23V63L26 62ZM41 61H42V60H41ZM45 61L47 62L46 59H45ZM51 61H53V60H51ZM51 61H50V62H51ZM91 61H92V59H91ZM132 61H133V60H132ZM132 61H131V62H132ZM143 61H145V60H143ZM143 61H142V62H143ZM168 61H169V60H168ZM188 61H189V60H188ZM197 61H198V60H197ZM208 61H210V60H208ZM217 61H218V60H217ZM221 61H222V60H221ZM227 61H228V60H227ZM236 61H240L239 64H240V66H241V62H242L243 60H242V59H241V60H238V59H237ZM236 61L234 60L233 62H230V64H231V63L234 64V62H236ZM1 62H3V61H1ZM1 62H0V65H1ZM10 62H11V61H10ZM36 62H35V63H36ZM95 62H96V60L94 61V63H95ZM100 62H101V61H100ZM126 62H127V61H126ZM142 62H141V63H142ZM176 62H177V61H176ZM178 62H179V61H178ZM178 62H177V63H178ZM180 62H181V61H180ZM180 62H179V63H180ZM182 62H184V61H182ZM199 62H200V61H199ZM205 62H206V61H205ZM211 62H213V61H211ZM211 62H209V63H211ZM218 62L220 63V60H219ZM224 62H225V61H224ZM245 62H246V61H245ZM245 62H243V63H245ZM257 62H259V61H256V63H257ZM260 62H261V61H260ZM3 63H4V62H3ZM11 63H12V62H11ZM14 63H17V62L15 61ZM14 63H13V64H10V65L16 66L17 64L14 65ZM19 63H20V62H19ZM21 63H22V62H21ZM28 63H30V62H28ZM31 63H32V62H31ZM137 63L139 64L138 61H136V64H137ZM141 63H140V64H141ZM150 63H151V62H149V63H147V64H150ZM157 63H158V61H157ZM167 63H168V62H166V64H167ZM172 63H173V61H172ZM172 63H171V64H172ZM177 63H176V64H177ZM179 63H178V64H179ZM193 63H194V62H193ZM193 63H192V64H193ZM196 63H197V62H196ZM213 63H215V62H213ZM221 63H222V65H223V62H221ZM226 63H227V62H226ZM237 63H238V62H237ZM237 63H236V64H237ZM243 63H242V64H243ZM256 63L253 62V64H256ZM4 64H5V63H4ZM24 64H25V63H24ZM32 64H34V63H32ZM38 64H39V61H38ZM47 64H48V63H47ZM142 64H143V63H142ZM147 64H146V65H147ZM152 64L154 65V63H151V65H152ZM155 64H156V58H155ZM158 64H159V63H158ZM158 64H157V65H158ZM174 64H175V63H174ZM174 64H173V65H174ZM181 64H182V63H181ZM181 64H180V65H181ZM190 64H191V63H190ZM198 64H199V63H198ZM201 64H202V63H201ZM203 64H204V63H203ZM207 64H208V62H207ZM211 64H212V63H211ZM230 64H229V65H230ZM236 64H234V65H236ZM239 64H238V65H239ZM245 64H246V63H245ZM6 65H7V64H6ZM18 65H19V64H18ZM26 65H27V64H26ZM26 65H25V66H26ZM34 65H35V64H34ZM40 65H41V62H40ZM49 65H51V64H49ZM85 65H86V64H85ZM126 65H128V62H127ZM131 65H135V63H134V64H131ZM157 65H155V67H157ZM161 65H158V69H159V66L165 68V65H162V66H161ZM169 65H170V64H169ZM183 65H184V64H183ZM187 65H188V64H187ZM222 65H221V66H222ZM231 65H232V64H231ZM234 65H233V66H234ZM246 65H247V64H246ZM257 65H260V64L257 63L256 66H257ZM263 65H264V64H263ZM8 66H9V64H8ZM35 66H38V65H35ZM58 66H59V65H58ZM58 66H57V67H58ZM128 66L130 67V63H129ZM136 66H137V65H136ZM142 66H145V65L143 64ZM166 66H168V65H166ZM171 66H172V65H171ZM178 66H179V65H178ZM181 66H182V65H181ZM185 66H186V64H185ZM190 66H191V65H190ZM195 66H196V65H195ZM208 66H209V65H208ZM224 66H225V64H224ZM240 66H239L238 68H240ZM6 67H7V66H6ZM6 67H5V68H6ZM16 67H18V66H16ZM16 67H15L14 69H16ZM41 67H42V66H41ZM43 67H44V66H43ZM43 67H42V68H43ZM55 67H56V66H55ZM59 67H60L59 69L62 68L61 66H59ZM97 67H98V64H97ZM132 67H133V66H131L130 68H132ZM150 67H151V66H149V68H150ZM153 67H154V66H153ZM218 67H219V66H218ZM226 67H228L227 64H226ZM226 67H225V68H226ZM230 67H231V66H230ZM242 67H243V65H242ZM247 67H248V66H245V69H246ZM257 67H258V66H257ZM259 67H262V65L259 66ZM32 68L34 69L35 67L32 66ZM36 68L39 69V66L36 67ZM36 68H35V69H36ZM45 68H47V65H46V67H44V70L47 71ZM53 68H54V66H53ZM53 68H52V69H53ZM81 68H82V67H81ZM81 68H80V69H81ZM95 68H96V67H95ZM130 68H128V70H131ZM133 68H135V66H134ZM137 68H140V66H139V67L137 66ZM141 68H142V67H141ZM141 68H140V69H141ZM145 68H146V67H145ZM171 68H173V66H172ZM179 68H180V67H179ZM184 68H185V67H184ZM186 68H187V67H186ZM196 68H198V67H195V69H196ZM203 68H204V67H203ZM214 68H215V67H214ZM223 68H224V67H223ZM228 68H229V67H228ZM232 68H233V67H232ZM250 68H252V66L249 65V69H250ZM253 68H255V67H253ZM262 68H263V67H262ZM0 69H1V68H0ZM2 69H3V67H2ZM14 69H13V70H14ZM18 69H20V71H21L22 67H21V68H18ZM18 69H16V70L18 71ZM24 69H25V68H24ZM27 69H28V68H27ZM27 69H25V71H27ZM38 69H37V70H34V72L36 71V73H37V72H38ZM40 69H41V68H40ZM40 69H39V72H42ZM56 69H57V68H56ZM59 69H57V70H59ZM153 69H154V68H153ZM155 69H157V68H155ZM166 69H168V67H167ZM166 69L163 70V71L156 72V73H157V74H158V73L160 74V72L163 73L164 71H165V73H166ZM174 69H176V67H174ZM174 69H173V71H174ZM182 69H183V68H182ZM206 69H207V67H206ZM216 69H217V68H216ZM236 69H237V68H236ZM245 69H244V70H245ZM257 69H259V68H257ZM3 70H4V69H3ZM5 70H6V69H5ZM16 70H15V71H16ZM49 70H50V69H49ZM62 70H63V69H62ZM78 70H79V69H78ZM78 70H76V71H78ZM133 70H134V69H133ZM135 70H137V69H135ZM145 70L147 71L148 69H145ZM151 70H152V69H151ZM159 70H160V69H159ZM161 70H162V69H161ZM193 70H194V69H193ZM199 70H200V69H199ZM202 70H203V69H202ZM204 70H205V69H204ZM211 70H212V69H211ZM241 70H243V69H241ZM252 70H253V69H252ZM262 70H264V69H262ZM9 71H10V70H8V72H9ZM15 71H14V72H15ZM17 71H16V73H17ZM20 71H18V72H20ZM23 71H24V70H23ZM23 71H21L22 74H23ZM29 71H30V70H29ZM29 71H28L27 73H29ZM76 71H75V73H76ZM137 71H138V70H137ZM143 71H144V70H143ZM143 71H142V74H144ZM153 71H154V70H153ZM183 71H185V70H183ZM186 71H187V70H186ZM194 71H195V70H194ZM209 71H210V69H209ZM222 71H224V70H222ZM234 71H235V70H234ZM247 71H248V69H247ZM249 71H250V70H249ZM256 71H257V70H256ZM259 71H260V70H259ZM21 72H20V73H21ZM30 72H31V71H30ZM32 72H33V71H32ZM39 72H38V73H39ZM58 72H61V70L58 71ZM139 72H140V70H139ZM167 72H168V71H167ZM171 72H172V71H171ZM189 72H191V71H189ZM213 72H214V71H213ZM213 72H212V73H213ZM220 72H221V70H220ZM236 72H237V71H236ZM240 72H241V71H240ZM242 72H243V71H242ZM245 72H246V71H245ZM3 73H4V75H5V72H2V74H3ZM9 73H10V72H9ZM9 73H8V74H9ZM12 73H13V72H12ZM20 73H19V74H20ZM24 73H26V72H24ZM27 73H26V74H27ZM50 73H51V72H50ZM52 73L54 74V72H52ZM63 73H64V71H63ZM63 73H60V75L63 74ZM75 73H74V78L77 76V75L75 76ZM140 73H141V72H140ZM146 73H147V72H146ZM165 73H164V74H165ZM195 73H196V72H195ZM203 73H204V72H203ZM203 73H202V74H203ZM208 73H209V72H208ZM217 73H218V72H217ZM227 73H229V72L227 71ZM249 73H251V72H249ZM249 73L246 72V75H248ZM255 73H256V72H255ZM258 73H259V72H258ZM261 73H263V72H261ZM42 74H44V71L42 72ZM47 74H49V72H48ZM55 74H56V73H55ZM57 74H59V73H57ZM84 74H85V73H84ZM84 74H83V77H84ZM86 74L89 75L88 73H86ZM131 74H132V73H131ZM147 74H149V73H147ZM150 74L152 75L151 72H150ZM164 74H162V76H163ZM166 74H167V73H166ZM180 74H181V73H180ZM196 74H197V73H196ZM215 74H216V73H215ZM223 74H224V73H223ZM238 74H239V72H238ZM240 74H241V73H240ZM14 75L17 76L18 74H14ZM20 75H21V74H20ZM28 75H31V73L28 74ZM40 75H41V74H40ZM40 75H38V77H39ZM145 75H146V74H145ZM151 75H150V76H151ZM192 75H194V74H192ZM199 75H200V74H199ZM204 75H207V74H204ZM208 75H210V73H209ZM220 75H221V74H220ZM236 75H237V73H236ZM253 75H254V73H252L251 76L249 75L248 78H249V77L251 78ZM10 76H11V74H10ZM22 76H23V75H22ZM22 76H20V78H22ZM24 76H25V75H24ZM44 76H45V75H44ZM46 76H47V75H46ZM49 76H50V75H49ZM49 76H48V77H49ZM51 76H52V75H51ZM80 76H81V75H80ZM141 76H143V75H141ZM164 76H165V75H164ZM164 76H163V78H164ZM181 76H182V75H181ZM188 76H189V75H188ZM202 76H203V75H202ZM225 76H226V73H225ZM225 76H222V77H225ZM254 76H256V74H255ZM254 76H253V77H254ZM263 76H264V73H263ZM0 77H1V76H0ZM7 77H8V75H7ZM29 77H30V76H29ZM34 77H35V76H34ZM52 77H54V76H52ZM57 77H59V76H57ZM87 77H88V76H87ZM143 77H144V76H143ZM148 77H149V76H148ZM148 77H147V78H148ZM152 77H155V78H156V74L152 75ZM152 77H151V78H152ZM158 77H160V76H158ZM170 77H171V76H170ZM182 77H184V76H182ZM189 77H190V76H189ZM193 77H194V76H193ZM200 77H201V76H200ZM203 77H206V76H203ZM213 77H214V76H213ZM227 77H229V76L227 75ZM230 77H232V75H231ZM235 77H236V76H235ZM243 77H244V75H243ZM253 77L251 78L252 80H253ZM12 78H13V77H12ZM14 78H15V77H14ZM20 78H19V80H20ZM27 78H28V76H27ZM35 78H36V77H35ZM43 78H44V77H43ZM50 78H51V77H50ZM60 78H62V77H60ZM60 78H59V79H60ZM74 78H73V79H74ZM80 78H81V77H79V79H80ZM89 78H90V76H89ZM145 78H146V76H145ZM145 78H144L143 80H145ZM149 78H150V77H149ZM151 78H150V80H151ZM161 78H162V77H160V79H161ZM173 78H174V77H173ZM196 78H197V77H196ZM246 78H247V77H246ZM248 78H247L246 80H248ZM254 78H256V77H254ZM257 78H258V77H257ZM257 78H256V80L259 81V79H257ZM16 79H17V78H16ZM25 79H26V76H25ZM25 79H24V80H25ZM30 79H32V77H30ZM30 79H29V80H30ZM33 79H34V78H33ZM33 79H32V80H33ZM38 79H39V78H38ZM38 79H37V81H40L39 83H40L41 85H43V84H42V83H43V82H42V79H41V80H38ZM44 79L46 80V78H44ZM48 79H49V78H47V80H48ZM79 79L77 78V80H79ZM87 79H88V78H87ZM91 79H92V78H91ZM94 79H95V81H96V78H94ZM97 79H98V78H97ZM101 79H102V78H101ZM101 79H100V80H101ZM103 79H104V78H103ZM160 79H158V81L161 82ZM164 79H165V78H164ZM164 79H163V80H164ZM174 79H175V78H174ZM176 79H177V78H176ZM176 79H175V80H176ZM193 79H194V78H193ZM199 79H200V78H199ZM243 79H244V78H243ZM251 79H250V80H251ZM260 79H261V78H260ZM262 79H263V78H262ZM262 79H261V80H262ZM2 80H4V79H2ZM2 80H1V82H2ZM6 80H7V79H6ZM10 80H11V79H10ZM17 80H18V79H17ZM19 80H18V81H19ZM22 80H23V79H22ZM24 80H23L22 82H21V80H20V82L25 84L26 81H24ZM26 80H27V79H26ZM29 80H28V81H29ZM45 80H43L44 83L47 81V80H46V81H45ZM52 80H53V78H52ZM54 80H55V78H54ZM98 80H99V79H98ZM150 80H149V81H150ZM163 80H162V81H163ZM169 80H170V79H169ZM169 80H168V81H169ZM195 80H196V79H195ZM202 80H203V78H202ZM222 80H223V79H222ZM246 80H245V83L248 82V81H246ZM252 80H251V81H252ZM254 80H255V79H254ZM256 80H255L253 83H252V82H251V83H252V84H255ZM261 80H260V81H261ZM12 81H13V80H12ZM73 81H74V80H73ZM79 81H80V80H79ZM79 81H78V82H79ZM83 81H84V80H83ZM89 81H90V80H89ZM92 81H93V79H92ZM104 81H105V80H104ZM146 81H147V80H146ZM155 81H156V80H155ZM191 81H192V80H191ZM191 81H190V82H191ZM197 81H198V80H197ZM210 81H212V80L210 79ZM15 82H17V81H15ZM15 82H14V83H15ZM31 82H34V81H31ZM41 82H42V83H41ZM52 82H53V81H52ZM52 82H51V84L53 85ZM78 82H77V83H78ZM80 82H81V81H80ZM87 82H88V81H86V82H84V83H87ZM93 82H94V81H93ZM101 82H102V81H101ZM151 82L154 84V81H151ZM160 82L157 83V81H156V83H157L158 85H161ZM163 82H165V81H163ZM163 82H161V83H163ZM177 82L179 83V80H178ZM180 82H181V81H180ZM183 82H184V81H183ZM199 82H200V80H199ZM203 82H204V81H203ZM205 82H206V81H205ZM220 82H221V81H220ZM226 82H228V81H226ZM226 82H225V83H226ZM242 82H243V80H242ZM242 82H240V83H242ZM263 82H264V81L262 80V84H263ZM10 83H12V82L10 81ZM18 83H19V82H18ZM60 83H61V82H60ZM144 83H145V81H144ZM152 83L150 84V86H153ZM156 83H155V84H156ZM165 83H168V82H167V78H166V82H165ZM171 83L173 84V81H172ZM174 83H175V82H174ZM178 83H177V85H178ZM195 83H196V82H195ZM223 83H224V82H223ZM235 83H236V82H235ZM235 83H234V84H235ZM243 83H244V82H243ZM3 84H4V82H3ZM6 84H7V83H6ZM6 84H5L4 86H6ZM19 84H20V83H19ZM26 84H28V83H26ZM29 84H30V83H29ZM29 84H28V87H30ZM35 84H37V83H35ZM51 84H50V83L48 84V81H47L48 89L50 88L49 86H50ZM63 84H64V83H63ZM82 84H83V83H82ZM82 84H81V85H82ZM183 84H184V83H183ZM191 84H192V83H191ZM218 84H219V83H218ZM229 84H230V83H229ZM33 85H34V84H33ZM33 85H32V87H33ZM54 85H55V84H54ZM65 85H66V84H65ZM85 85H87V84H85ZM85 85H84V86H85ZM91 85H92V84H91ZM91 85H90V87H93V86H91ZM97 85H98V84H97ZM185 85H186V84H185ZM189 85H190V84H189ZM219 85H220V84H219ZM230 85H231V84H230ZM237 85H238V84H237ZM243 85H244V84H243ZM243 85H241V86L239 85V86L242 88ZM259 85H260V83H259ZM1 86H2V85H1ZM23 86H24V85H23ZM34 86H35V85H34ZM56 86H57V84H56ZM62 86H63V85H62ZM82 86H83V85H82ZM94 86H95V84H94ZM99 86H100V85H99ZM101 86H102V85H101ZM145 86H147V82H146ZM145 86H144V87H145ZM150 86H149V87H150ZM164 86H165V85H164ZM169 86H170V85H169ZM183 86H184V85H183ZM195 86H196V84H195ZM260 86H261V85H260ZM262 86H263V85H262ZM262 86H261V87H262ZM20 87H22V86L20 85ZM28 87H27V88H28ZM32 87H31V88H32ZM37 87H38V86H37ZM40 87H41V86H40ZM43 87H45V86H43ZM53 87H54V86H53ZM58 87H59V85H58ZM63 87H64V86H63ZM85 87H86V86H85ZM87 87H89V85H88ZM96 87H98V86H96ZM128 87H129V86H128ZM130 87H131V86H130ZM130 87H129V88H130ZM156 87H158V86H155V85H154V88H156ZM199 87H200V86H199ZM248 87H249V86H248ZM263 87H264V86H263ZM11 88H12V90H14L13 88H15V87L12 86ZM25 88H26V87H25ZM54 88H55V87H54ZM54 88H53V89H54ZM131 88H132V87H131ZM142 88H143V86H142ZM146 88H147V87H146ZM154 88H153V89H154ZM158 88H159V87H158ZM158 88H156L155 91H158ZM168 88H169V87H168ZM185 88H186V87H185ZM187 88H188V87H187ZM193 88H194V87H193ZM197 88H198V87H197ZM208 88H209V87H208ZM211 88H212V87H211ZM216 88H217V87H216ZM220 88L222 89V87H220ZM237 88L239 89V87H237ZM241 88H240V90H241ZM255 88H256V86H255ZM6 89H7V88H6ZM17 89H18V88H17ZM42 89H43V88H42ZM61 89H63V88H61ZM95 89H96V88H95ZM144 89H145V88H144ZM148 89H149V88H148ZM151 89H152V88H151ZM165 89H166V88H165ZM190 89H191V88H190ZM194 89H195V88H194ZM198 89H199V88H198ZM214 89H215V87H214ZM223 89H224V88H223ZM225 89H226V88H225ZM246 89H247V88L242 89V90L246 91ZM257 89L260 90L261 88L259 89V86H258V88L255 89V92H257ZM12 90H10V91H12ZM36 90H37V89H36ZM36 90H35V91H36ZM38 90H39V89H38ZM38 90H37V91H38ZM49 90H51V89H49ZM55 90H56V89H55ZM142 90H143V89H142ZM145 90H146V89H145ZM159 90H160V88H159ZM192 90H193V89H192ZM196 90H197V89H196ZM216 90H217V89H216ZM227 90H228V89H227ZM247 90H248V89H247ZM253 90H254V89H253ZM263 90H264V89H262V90H260V91H263ZM16 91H17V90H16ZM20 91H22V90H20ZM32 91H33V89H32ZM43 91H46V90H43ZM86 91H87V90H86ZM131 91H132V90H131ZM148 91H150V90H148ZM148 91H146V92L148 93ZM165 91H166V90H165ZM186 91H187V90H186ZM208 91H209V90H208ZM210 91H213V90H210ZM214 91H215V90H214ZM224 91H225V90H224ZM238 91H239V90H238ZM248 91H249V90H248ZM8 92H9V91H8ZM14 92H15V90H14ZM14 92H13V93H14ZM23 92H24V91H23ZM25 92H26V91H25ZM27 92H28V91H27ZM27 92H26V93H27ZM33 92H34V91H33ZM88 92H89V90H88ZM95 92H96V91H95ZM95 92H94V93H95ZM146 92H144L143 94L145 95ZM162 92H163V94H164V96H165L164 91H162ZM166 92H167V91H166ZM169 92H170V91H169ZM187 92H188V91H187ZM189 92H190V91H189ZM195 92H196V91H195ZM225 92H226V91H225ZM240 92H241V91H240ZM246 92H247V91H246ZM4 93H5V92H4ZM10 93H11V92H10ZM90 93H91V92H90ZM90 93H88V94H90ZM98 93H99V92H98ZM149 93H150V92H149ZM158 93L160 94V91H159ZM206 93H207V92H206ZM208 93H209V92H208ZM216 93H218V92H216ZM230 93H231V91H230ZM238 93H239V92H238ZM242 93H243V91H242ZM247 93H249V92H247ZM257 93H261V94H262V92H257ZM8 94H9V93H8ZM19 94H20V93H19ZM22 94H23V93H22ZM27 94H29V93H27ZM34 94H37V93L34 92ZM34 94H32V95H34ZM40 94H41V93H40ZM51 94H52V93H51ZM57 94H58V93H57ZM86 94H87V93H86ZM88 94H87V95H88ZM95 94H96V93H95ZM153 94H154V92H153ZM166 94H167V93H166ZM189 94H191V92H190ZM227 94H228V93H227ZM231 94H232V93H231ZM245 94H246V93L244 92L243 95H245ZM17 95H18V94H17ZM24 95H25V93H24ZM24 95H23V96H24ZM45 95H46V94H45ZM59 95H60V94H59ZM144 95H143V96H144ZM155 95H157V96H156L157 98L159 97L158 94H157V92H156ZM161 95H162V93L160 94V96H161ZM171 95H172V94H171ZM187 95H188V94H187ZM187 95H186V96H187ZM196 95H197V94H196ZM198 95H199V94H198ZM198 95H197V96H198ZM210 95H214V93H213V94H210ZM215 95H216V94H215ZM219 95H220V94H219ZM240 95H241V93H240ZM240 95H238V96H240ZM19 96H20V95H19ZM25 96H26V95H25ZM29 96H30V99H34L33 97H31V93H30ZM41 96L43 97V95H41ZM50 96H51V95H50ZM55 96H56V95H55ZM61 96H62V94H61ZM145 96H146V95H145ZM145 96H144V97H145ZM152 96H153V95H152ZM169 96H170V95H169ZM178 96H180V95H178ZM178 96H177V97H178ZM193 96H194V95H193ZM204 96H205V95H204ZM216 96H217V95H216ZM221 96H222V95H221ZM238 96H237V97H238ZM254 96H255V95H254ZM256 96H258V95H256ZM263 96H264V95H263ZM21 97H22V96H21ZM21 97L19 98V101H20V100L23 101V99H21ZM26 97H27V96H26ZM58 97H59V96H58ZM94 97H95V96H94ZM144 97H143V98H144ZM162 97H163V95H162ZM162 97H160V98H162ZM165 97H166V96H165ZM171 97H172V96H171ZM182 97H183V96H182ZM190 97H191V96H190ZM200 97H201V96H200ZM222 97H223V96H222ZM224 97H225V96H224ZM230 97H232V96H230ZM244 97H246V96H244ZM247 97L250 98V97H249V94L247 95ZM247 97H246V98H247ZM2 98H3V97H2ZM22 98H23V97H22ZM38 98H39V97H38ZM48 98H49V97H48ZM83 98H85V97H83ZM157 98H156V100H157ZM160 98H158V99H160ZM172 98H173V97H172ZM198 98H199V96H198ZM209 98H210V97H209ZM212 98H213V97H212ZM225 98H226V97H225ZM242 98H243V97H242ZM248 98H247V99H248ZM256 98H257V97H256ZM25 99H26V98H25ZM30 99H29V100H30ZM36 99H37V98H36ZM40 99H41V98H40ZM40 99H39V101H40ZM42 99H43V98H42ZM50 99H51V97H50ZM150 99H151V98H150ZM150 99H149V100H150ZM152 99H153V98H152ZM163 99H164V98H163ZM163 99H162V100H163ZM191 99H192V98H191ZM206 99H207V98H206ZM220 99H221V97H220ZM233 99H234V98H233ZM29 100H28V101H29ZM43 100H45V99H43ZM59 100H60V99H59ZM87 100H88V99H87ZM89 100H90V99H89ZM91 100H92V99H91ZM99 100H101V99H99ZM176 100H177V99H176ZM184 100H185V99H184ZM186 100H187V99H186ZM186 100H185V101H186ZM195 100H196V99H195ZM201 100H202V99H201ZM204 100H205V98H204ZM224 100H225V99H224ZM231 100H232V99H231ZM14 101H15V100H14ZM22 101H21V103H24V102H25V100H24V102H22ZM26 101H27V99H26ZM34 101H35V100H32V102H34ZM36 101H37V104H36V105H38L40 102L38 103V100H36ZM36 101H35V103H36ZM41 101H42V100H41ZM48 101H49V99H48ZM71 101H72V99H71ZM71 101H70V104H73ZM83 101H84V100H83ZM151 101H152V100H151ZM173 101H174V100H173ZM178 101H179V100H178ZM202 101H203V100H202ZM212 101L214 102V99L211 100V102H212ZM236 101H237V98H236ZM242 101H243V103H246V104L249 102V101L246 100V99H245V100H242ZM244 101H245V102H244ZM246 101H247V102H246ZM251 101H252V100H250V102H251ZM263 101H264V100H263ZM263 101H262V102H263ZM0 102H1V101H0ZM3 102H4V101H3ZM16 102H17V99H16ZM29 102H31V101H29ZM29 102H26V103H29ZM45 102H46V101H45ZM52 102H53V101H52ZM52 102H51V103H52ZM61 102L63 103L62 100H61ZM86 102H87V101H86ZM97 102H98V101H97ZM145 102H147V101H145ZM154 102H155V100H154ZM159 102H160V101H159ZM161 102H162V101H161ZM164 102H165V100H164ZM168 102H169V101H168ZM176 102H177V101H176ZM176 102H175V103H176ZM213 102H212V103H213ZM232 102H233V100H232ZM232 102H231V103H232ZM239 102H240V101H239ZM49 103H50V101L48 102V104H49ZM147 103H148V102H147ZM151 103H152V102H151ZM180 103H181V102H180ZM182 103H183V102H182ZM200 103H201V102H200ZM209 103H210V102H209ZM226 103H227V102H226ZM235 103H236V102H235ZM252 103H253V102H252ZM252 103H251V105H252ZM18 104H19V103H18ZM18 104H17V107L20 105V104H19V105H18ZM43 104H44V102H43ZM45 104H47V103H45ZM45 104H44V106H45ZM89 104H90V103H89ZM145 104H146V103H145ZM148 104H149V103H148ZM156 104H157V103H156ZM156 104H155V105H156ZM159 104H160V103H159ZM162 104H165V106H166V104H168V103H163V102H162ZM188 104H189V103H188ZM195 104H196V103H195ZM207 104H208V103H207ZM213 104H214V103H213ZM224 104H225V103H224ZM224 104L222 103L223 106H225ZM249 104H250V103H249ZM262 104H264V103H261V104H260V102H259L258 105H262ZM1 105H2V104H1ZM22 105H23V104H22ZM22 105H21V106H22ZM24 105H25V104H24ZM34 105H35V104H34ZM52 105H53V104H52ZM64 105H65V104H64ZM84 105H86V103H85ZM152 105H153V104H152ZM155 105H154V108H153V109L156 110ZM168 105H169V104H168ZM171 105H172V104H171ZM174 105H175V104H174ZM179 105H180V104H179ZM179 105H177V107H179ZM181 105H182V104H181ZM205 105H206V104H205ZM222 105H221V106H222ZM236 105L238 106V104H236ZM247 105H248V104H247ZM256 105H257V103H256ZM21 106H19V107H21ZM27 106H28V105H27ZM49 106H50V105H49ZM80 106H81V105H80ZM82 106H83V104H82ZM159 106H161V105H159ZM162 106L164 107V105H162ZM201 106H202V105H201ZM215 106H217V105H215ZM219 106H220V105H219ZM221 106H220V107H221ZM229 106H230V105H229V103H228V107H229ZM242 106H243V105H242ZM252 106H253V105H252ZM1 107H3V106H1ZM13 107H14V106H13ZM28 107L31 108L30 106H28ZM28 107H26V109H28ZM42 107H43V105H42ZM42 107H41V109H42ZM45 107H46V106H45ZM45 107H44V108H45ZM53 107H54V106H53ZM61 107H62V106H61ZM87 107H88V106H87ZM94 107H96V106H94ZM174 107H176V105L173 106V108H174ZM177 107H176V108H177ZM194 107H195V106H194ZM197 107H198V106H197ZM197 107H195L194 109H196ZM202 107H203V106H202ZM205 107H206V106H205ZM207 107H208V105H207ZM212 107H214V105H213ZM212 107H211V108H212ZM228 107H227V108H228ZM257 107L259 108L260 106H257ZM36 108H37V107H36ZM38 108L40 109V106H39ZM48 108H49V107H48ZM50 108H52V106H51ZM54 108H55V107H54ZM92 108H93V107H92ZM92 108H91V109H92ZM161 108H162V107H160V110H159V111H162ZM164 108H165V107H164ZM164 108H163V109H164ZM168 108H169V106H168ZM181 108H182V107H181ZM188 108H189V107H188ZM190 108H191V107H190ZM218 108H219V107H218ZM223 108H224V107H223ZM232 108H233V107H232ZM236 108H237V107H236ZM239 108H241V105H240ZM244 108H246V107H244ZM249 108H250V107H249ZM158 109H159V107H158ZM166 109H167V108H166ZM208 109H209V108H208ZM216 109H217V108H216ZM247 109H248V108H247ZM18 110H20V108H19ZM168 110H170V109H168ZM172 110H173V109H171V112H172ZM184 110H185V109H184ZM214 110H215V109H214ZM244 110H245V109H244ZM244 110H243V111H244ZM258 110L261 111V108L258 109ZM262 110H264V109L262 108ZM165 111H167V110H165ZM187 111H189V110L187 109ZM187 111H186V112L184 111V113H187ZM191 111H192V110H191ZM207 111H208V110H207ZM246 111H248V110H246ZM246 111H245V112H246ZM249 111H250V110H249ZM249 111H248V112H249ZM252 111H253V110H252ZM154 112H155V111H154ZM154 112H153V113H154ZM174 112H175V111H174ZM193 112H195V111H192V113H193ZM212 112H213V111H212ZM239 112H241V110H240ZM239 112H238V113H239ZM248 112H246V113L248 114ZM160 113H161V112H160ZM162 113L164 114L165 112L162 111ZM168 113H169V111H168ZM168 113H167V115L170 116V113H169V114H168ZM172 113H173V112H172ZM172 113H171V116H172ZM235 113H236L237 115H242V114H243L242 112H241V114H238L237 112H235ZM250 113H251V111H250ZM252 113H253V112H252ZM262 113H263V112H262ZM89 114H90V113H89ZM156 114H157V117L160 115V114L158 115V111H157V110H156ZM209 114H211V112H210ZM214 114H216V113H214ZM214 114H213V115H214ZM229 114H230V116L232 117V114H233V113H229ZM229 114H228V115H229ZM236 114H233V117H234V115H236ZM167 115L164 114L163 117L165 116V117L167 118V117H168ZM173 115L175 116V113H173ZM196 115H197V114H196ZM213 115H210V116H213ZM216 115L218 116L219 113H217ZM220 115H221V117H222V114H220ZM243 115H244V114H243ZM243 115H242V118L245 117V116H243ZM245 115H246V114H245ZM249 115H250V117H252L251 115H253V114H249ZM28 116H30V115H28ZM28 116H26V117H28ZM88 116H89V115H88ZM149 116H150V115H149ZM171 116H170V117H171ZM174 116H172V117H174ZM181 116H182V115H181ZM186 116H187V115H186ZM191 116H192V115H191ZM205 116H206V115H205ZM205 116H203V117L205 118ZM210 116L208 115L209 118H210ZM214 116H215V115H214ZM214 116L212 117V120L215 119ZM247 116H248V115H246V117H247ZM253 116H254V115H253ZM262 116H263V115L261 114V118H264V117H262ZM30 117H31V116H30ZM151 117L154 119V115L151 114ZM163 117H162V114H161V117H158L157 119H156V117H155V119L157 120V123H154V122H155L154 120H153L152 123L155 124V125L157 124L158 126L161 125V124L163 123V122H162ZM165 117H164V118H165ZM175 117H176V116H175ZM194 117H195V114H194ZM201 117H202V116H201ZM208 117H207V118H208ZM233 117H232V118H233ZM246 117H245V119H246ZM250 117H247V119L249 118L248 120H250V119L252 120L253 117H252V118H250ZM9 118H10V117H9ZM15 118H16V117H15ZM28 118H29V117H28ZM88 118H89V117H88ZM148 118H149V117H148ZM159 118H162V119H161V122H162V123L159 121L161 124L158 123V119H159ZM166 118H165V119H166ZM192 118H193V117H192ZM236 118H237V116H236ZM240 118H241V116H240ZM240 118H238V119H240ZM261 118H260V119H261ZM174 119H175V118H174ZM187 119H188V118H187ZM189 119H191V117H189ZM210 119H211V118H210ZM216 119H217V117H216ZM216 119H215V120H216ZM234 119H235V118H234ZM234 119H233V120H234ZM254 119H255V118H254ZM29 120H30V118H29ZM29 120H28V121H29ZM168 120H169V117H168ZM170 120H171V118H170ZM170 120H169V121H170ZM191 120H192V119H191ZM212 120H211V121H212ZM233 120H232V121H233ZM240 120H242V119H240ZM248 120H247V121H248ZM255 120H256V119H255ZM12 121H13V120H12ZM149 121H150V120H149ZM206 121H207V124H209L210 121L208 122L207 119H206ZM213 121H214V120H213ZM234 121H235V120H234ZM252 121H254V120H252ZM252 121H251V123H252ZM262 121H263V120L261 119V122H262ZM165 122H167V120H166ZM235 122H236V121H235ZM238 122H239V121H237V124L234 123V126H235V124L238 126ZM243 122H244V120H243ZM254 122H255V121H254ZM35 123H36V122H35ZM167 123H168V122H167ZM167 123H165V125H166ZM213 123H214V122H213ZM213 123H212V125H213ZM217 123L219 124V122H217ZM244 123H245V122H244ZM247 123H248V122H246L245 124H247ZM251 123H250V124H251ZM255 123H256V122H255ZM150 124H151V123H150ZM210 124H211V122H210ZM240 124H242V125H241V126H242V127H241L242 130H240V133H239V134H241V131H243V126H245V124H243L242 121L240 122ZM262 124L264 125V123H262ZM247 125H249V124H247ZM247 125H246V126H247ZM263 125H262V127H263ZM33 126L38 127L37 123H36L35 125H33ZM153 126H154V125H152V126H150V127H153ZM206 126H207V125H206ZM208 126H209V125H208ZM208 126H207V127H208ZM214 126H215V125H214ZM228 126H229V125H225L224 127L226 128V127H228ZM231 126H232V125H231ZM231 126H230V127H231ZM234 126H232V127L234 128L233 130H234V131H237L236 126H235V127H234ZM160 127H162V126H159V127H156V126H155V127H153L152 132H154V131H153L154 128L157 129V130H160V129L162 130V129H164V128H160ZM217 127H218V126H217ZM220 127L223 128V126H221V125H220ZM220 127H218V128H220ZM239 127H240V126H238V129H239ZM256 127H257V124H256ZM30 128H32V127H30ZM158 128H160V129H158ZM211 128H213V127H211ZM214 128H215V127H214ZM228 128H229V127H228ZM228 128H226V129H228ZM241 128H240V129H241ZM247 128H248V127H247ZM249 128H250V126H249ZM249 128H248V131H251V129H249ZM254 128H255V126H254ZM254 128H253V129H254ZM28 129H29V128H28ZM28 129L25 130V131H29V130H31V129H29V130H28ZM34 129H35V128H34ZM35 130H36V129H35ZM37 130H38V129H37ZM150 130H151V128H150ZM161 130H160L159 132H161ZM224 130H225V129H224ZM233 130L231 131L232 134H233V132H234ZM244 130H245V129H244ZM246 130H247V129H246ZM258 130H259V132H257ZM13 131L15 132V130H13ZM32 131H34V130H32ZM32 131L30 132V134L32 133ZM145 131H146V130H145ZM212 131H213V130H212ZM225 131H227V130H225ZM238 131H239V130H238ZM248 131H247V133H248ZM252 131H253V130H252ZM2 132H3V131H2ZM6 132H7V131H5V133H6ZM10 132H11V131H10ZM19 132H20V131H19ZM36 132H38V131H36ZM142 132H143V131H142ZM142 132H141V133H142ZM147 132H148V129H147ZM157 132H158V131H157ZM162 132H163V131H162ZM162 132H161V133H162ZM164 132H166V134H167V131L164 130ZM164 132H163V133H164ZM210 132H211V131H210ZM213 132H214V131H213ZM228 132L231 134L230 130H229ZM228 132H227V133H228ZM256 132H257L256 136H258V137H259V134H261L260 136H262V134L264 135L263 132L260 133V129H256ZM7 133H8V132H7ZM12 133H13V132H12ZM12 133H11V134H12ZM20 133H22V132H20ZM28 133H29V132H26L25 135L28 134ZM34 133H35V131H34ZM141 133H138V134L140 135ZM145 133H146V132H145ZM145 133H144V135H145ZM148 133L150 134V132H148ZM217 133H219V132H217ZM227 133H226V134H227ZM242 133H243V132H242ZM244 133H246V131H245ZM244 133H243V134H244ZM247 133L245 134V135H247V137L244 136V137H245V140H247V139L249 140V139H250V141H251V140L254 139V138H255V140H257L256 137H255V133H253V135H254L253 138H251L252 135H250V134H252V132L249 133V134H247ZM258 133H259V134H258ZM138 134H137V135H138ZM153 134L156 135L155 132H154ZM159 134H160V133H159ZM159 134H158V136H159V138H160L162 135H161V134L159 135ZM210 134H211V135H214V134H212V133H209V135H208L209 137H210ZM215 134H216V133H215ZM232 134H231L230 136H229V134H228L229 138L227 137L226 139L229 140V139L231 138V140H233L231 136H234V134H233V135H232ZM239 134L236 133L235 135H237V137L240 138L243 134L240 135V137H239ZM0 135H2L1 132H0ZM16 135H17V133H16ZM16 135H15V136H16ZM18 135H19V134H18ZM18 135H17V136H18ZM31 135H32V134H31ZM31 135H30V136H31ZM33 135H35V134H33ZM82 135H85V134H82ZM86 135H87V134H86ZM141 135H143V134H141ZM144 135L141 136V137H142V140H143ZM150 135H152V134H150ZM168 135H169V134H168ZM168 135H166V136H168ZM173 135H175V134L173 133ZM178 135H179V134H178ZM178 135H177V137H178ZM7 136H9V134H8ZM12 136H13V135H12ZM20 136H21V135H20ZM179 136H181V134H180ZM189 136H190V135H189ZM249 136H250V137H249ZM13 137H14V136H13ZM13 137H10V138H13ZM22 137H23V136H22ZM22 137H21V138H22ZM135 137H136V136H135ZM139 137H140V136H138V139H139ZM141 137H140V138H141ZM147 137H148V135H147ZM149 137H150V136H149ZM149 137H148V138L144 137V139H147V140H150V141H151V138L149 139ZM168 137H169V136H168ZM168 137H166V138H168ZM177 137L175 138V140L177 139ZM184 137H185V136H184ZM186 137H187V136H186ZM186 137H185V138H186ZM211 137H213V136H211ZM221 137H223V136H221ZM1 138H4V137H3V136H2V137L0 136V139H1ZM5 138H6V143H7V139H10V138H9V137L7 138L6 136H5ZM24 138H25V137H24ZM24 138H23V139H24ZM27 138H29V139H27V140H30V142H28V144H25L24 146L22 145V147L24 148V147L28 146V148H29V149H28V152H34V151H33V148H35V145H34V144H36L37 141L34 140V142H31L33 136H32V137H29V136H28ZM34 138H35V136H34ZM34 138H33V139H34ZM84 138L87 139V137H84ZM84 138H83V136H82L81 138L79 137V140H80V139H83V140H84ZM131 138H133V137H131ZM156 138L158 139V137H156ZM156 138H153V139H156ZM185 138H183V139H185ZM187 138L189 139V138H191V136H190V137H187ZM206 138H207V136H206L205 138L202 137V139H206ZM246 138H247V139H246ZM259 138H260V137H259ZM13 139H14V138H13ZM16 139H17V137H16ZM19 139H20V138H19ZM23 139H20V140L23 141ZM136 139H137V137H136ZM138 139H137L136 142H138ZM153 139H152V141H153ZM162 139H163V140L165 139V138H164V134H163ZM168 139H169V138H168ZM168 139H167V140L165 139V140L168 141ZM180 139H181V137H178V140H180ZM183 139H182V140H183ZM198 139H201V138H198ZM198 139H197V140H198ZM202 139H201V140H202ZM207 139H208L209 141L211 140V138H210V139L207 138ZM207 139L205 140V142L207 141ZM240 139H244V138L241 137ZM260 139H263V138H260ZM41 140H42V139H41ZM79 140H78V142H79ZM128 140H130V139H128ZM158 140H159V139H158ZM158 140H157V141H158ZM163 140H162V141H163ZM186 140H187V139H186ZM190 140L192 141V138H191ZM212 140H213V139H212ZM0 141H1V140H0ZM4 141H5V140H4ZM8 141H10V140H8ZM14 141H15V139H14ZM18 141H19V140H18ZM18 141H17V142H18ZM24 141H25V143H26V138H25ZM80 141L82 142V140H80ZM98 141H99V140H98ZM100 141H101V140H100ZM134 141H135V140H134ZM139 141H141V140H139ZM143 141H144V140H143ZM155 141H156V140H155ZM160 141H161V139H160ZM166 141H165V142L163 141V142H160V143H166ZM180 141H181V140H180ZM187 141H189V140H187ZM195 141H196V140H195ZM195 141H194V145H195ZM213 141H214V140H213ZM224 141L226 142V140H224ZM259 141H260V140H259ZM78 142H77V143H78ZM84 142L86 143V141H83V144H84ZM87 142H88V144H89V142H91V141H87ZM101 142H102V141H101ZM131 142H132V141H131ZM146 142H147V141H146ZM185 142H186V141H185ZM185 142L182 141V143H185ZM199 142H201V143L203 142L202 144H204V140H203V141H200V140H199ZM199 142H198V143H199ZM210 142H211V141H210ZM243 142H246V141H243ZM252 142H258V141H252ZM261 142H262V141H261ZM263 142H264V141H263ZM263 142H262V144H263ZM9 143H10V142H9ZM12 143H13V142H12ZM19 143H20V145L22 144V142H19ZM38 143H39V142H38ZM79 143H80V142H79ZM98 143H99V142H98ZM127 143L131 144L130 146H132V144H133V142H132V143L127 142ZM141 143H143V142H141ZM144 143H145V142H144ZM149 143H150V142H147L145 145L148 144V148L153 147L151 144H150V145H151V147H150V146H149ZM151 143H152V142H151ZM158 143H159V142H157V144H158ZM160 143H159V144H160ZM168 143H169V142H167V144H168ZM187 143H188V142H187ZM198 143H197V144H198ZM206 143L209 144L208 141H207ZM215 143H217V142L215 141ZM219 143H221V142H219ZM222 143H224V142L222 141ZM250 143H251V142H250ZM259 143H260V142H259ZM2 144H3V142H2ZM2 144L0 143V147H1V148L3 147ZM4 144H5V142H4ZM14 144H16V143H14ZM129 144H127L128 147H130ZM159 144H158V146H159ZM179 144H180V142H179ZM188 144H191V142H189ZM202 144H200V147H199L198 149L201 148V145H202ZM208 144H207V145H208ZM211 144H212V142H211ZM257 144H258V143H257ZM8 145H9V144H8ZM8 145H7V146H8ZM12 145H13V144H12ZM12 145H10V146L12 147ZM86 145H87V144H86ZM161 145H162V144H160V146H159L158 148H160ZM180 145H181V144H180ZM180 145H179V146H180ZM192 145H193V141H192ZM192 145H191V146H192ZM209 145H210V144H209ZM213 145H214V148H215V144H214V143H213ZM217 145H218V144H216V147H217ZM255 145H256V143H255ZM260 145H261V144H260ZM5 146H6V145H5ZM15 146H17V145H14V147H15ZM79 146H82V145L79 144ZM155 146H156V142H155ZM164 146H165V145H163V149L165 148ZM191 146L189 147L190 149H191ZM196 146L198 147V145H196ZM196 146H195V147H196ZM210 146H211V145H210ZM219 146H220V145H219ZM221 146H223V145H221ZM8 147H9V146H8ZM11 147H10V148H11ZM14 147H13V149H14ZM22 147H21V148H22ZM95 147H96V146H95ZM133 147H135V146L133 145ZM187 147H188V145H187ZM197 147H196V148H197ZM262 147H263V145H262ZM1 148H0V152H2V151H1ZM18 148H20V147H18ZM23 148L20 149V152H19V153H20V155L22 156V159L24 158V160H25V161L23 160V162H26V159H25V158H28V160H29L30 158H29V157H24V156H25V152H24ZM130 148H131V147H130ZM135 148H136V147H135ZM144 148H146V146H145ZM144 148H143V150H142L141 152H142V154H143V153H144V150H146V151H147V156H148V155H149V154H148V153H149V149H148V148H147V149H144ZM158 148H157V149H158ZM167 148H168V149H169V148L171 149V146L169 145V146L167 147V145H166L165 150H166ZM180 148H181V147H180ZM182 148H183V146H182ZM189 148H188V149H189ZM193 148H194V147H193ZM204 148H205V150H207L206 147H205V145L203 146V149H204ZM260 148H261V147H260ZM8 149H9V148H8ZM151 149H154V151H156V150H155V149H156L155 147H154V148H151ZM151 149H150V150H151ZM163 149H162V150L160 149V151H162V153L164 152ZM168 149H167V150H168ZM170 149H169V150H170ZM183 149H184V148H183ZM188 149H186V150H188ZM215 149H218V150H219V148H215ZM263 149H264V147H263ZM3 150H4V149H3ZM5 150H6V148H5ZM14 150H15V149H14ZM18 150H19V149H18ZM29 150H30V151H29ZM139 150H140V148H139ZM139 150H138V151H139ZM167 150H166V151H167ZM186 150H183V151H186ZM193 150L196 151V149H193ZM201 150H202V148H201ZM201 150H200V151L198 150V151H199V152H202ZM258 150H259V149H258ZM260 150H261V149H260ZM10 151H11V149H10ZM170 151L172 152L173 150H170ZM170 151H169V152L167 151V152H168V153H171ZM189 151H190V150H189ZM191 151H192V150H191ZM208 151H209V150H208ZM223 151H224V149H223ZM225 151H226V149H225ZM228 151H229V149H228ZM228 151H227V153H228ZM263 151H264V150H263ZM263 151H262V152H263ZM7 152H8V150L6 151V154L9 155L8 153H10V152H8V153H7ZM15 152H17V150H16ZM151 152H152V151H151ZM199 152H198V157H199V154H200ZM219 152H220V150H219ZM2 153H3V152H2ZM2 153H0V156H2ZM17 153H18V152H17ZM34 153H35V152H34ZM39 153H40V155H44V154H45V151H44V150H40ZM137 153L140 154V155L137 154L138 157L142 155L140 152H137ZM156 153H158V152H156ZM156 153H154V154H156ZM159 153H160V155H161V157H162V156H163L162 153H161V152H159ZM159 153H158V154H159ZM168 153H167V154H168ZM177 153H178V152H177ZM177 153L175 152V153H174L175 156H173V158L175 157V160H176V158H180V157H178L180 153H179V154H177ZM192 153H193V152H192ZM192 153H191V155H192ZM194 153H195V152H194ZM202 153H203V152H202ZM202 153H201V155H202ZM206 153H208V152H205L204 154H206ZM220 153H221V152H220ZM229 153H230V151H229ZM14 154H16V153H14ZM99 154H100V153L98 152V155H99ZM152 154H153V153H151V155H152ZM164 154L166 155V156H164L165 159H166L167 154H166V153H164ZM176 154L178 155L177 157H176ZM204 154H203V155H204ZM209 154H210V153H209ZM3 155H4V159H2V161H3V160L5 161L6 158H7V155H5V153H4ZM16 155H17V154H16ZM95 155H96V154H95ZM98 155H97V156H98ZM100 155H103V153L100 154ZM160 155H159L158 157H160ZM169 155H171V154H169ZM169 155H168V156H169ZM186 155H187V154H186ZM196 155H197V154H195L194 157H195ZM201 155H200V156H201ZM203 155H202V156H203ZM5 156H6V157H5ZM14 156H15V155H14ZM14 156H13V153H12V157H14ZM91 156H92V155H91ZM147 156H146V157H147ZM156 156H157V154H156ZM189 156H190V155H189ZM85 157H86V156H85ZM98 157H99V156H98ZM102 157H103V156H102ZM138 157H137V158H138ZM141 157H142V158L145 157L144 154H143V156H141ZM146 157H145V158H146ZM158 157H157V159H158ZM171 157H172V155H171ZM171 157H170V158L167 157V158H168V159H171ZM2 158H3V157H2ZM8 158L10 159L11 156H10V157L8 156ZM8 158H7V159H8ZM18 158H20V157H18ZM82 158H83V157H82ZM92 158H93V157H92ZM94 158H96V156H95ZM99 158H100V157H99ZM99 158H98V159H99ZM139 158H140V157H139ZM148 158H151V156L147 157L146 159H148ZM153 158H154V156H153ZM153 158H152V160H154ZM195 158H197V156H196ZM200 158H202V157H200ZM206 158H207V157H206ZM0 159H1V158H0ZM20 159H21V158H20ZM22 159H21V160H22ZM87 159H88V158H87ZM87 159H86V160H87ZM101 159L103 160V158H101ZM159 159L162 160L163 157H162V158H159ZM198 159H199V158H198ZM203 159H205V158H203ZM208 159H209V157H208ZM10 160H11V159H10ZM10 160H9V161H10ZM21 160H17L16 162L20 161V162H19V164H20V163H22ZM28 160H27V161H28ZM82 160H83V159H82ZM91 160H93V159H91ZM95 160H96V159H95ZM95 160H94V161H95ZM99 160H100V159H99ZM102 160L98 161L97 163H95V162H94V163H95V164H98V163L101 162ZM105 160H106V158H105ZM105 160H103V162H105ZM137 160H139V159H137ZM152 160H151V161H152ZM166 160H167V159H166ZM166 160H165V161H166ZM175 160L173 159V161H175ZM180 160H181V159H180ZM237 160H238V159H237ZM4 161H3V163H4ZM11 161L13 162L14 160H11ZM80 161H81V159H80ZM89 161H90V159H89ZM140 161L143 162L144 160L140 159ZM145 161H146V160H145ZM147 161H148V160H147ZM155 161H156V160H155ZM157 161H158V160H157ZM162 161H163L162 163L165 162L164 160H162ZM176 161L179 162V159L176 160ZM235 161H236V160H235ZM5 162H6V161H5ZM12 162H11V163H12ZM14 162H15V161H14ZM14 162H13V163H14ZM84 162H85V161H83V163H84ZM90 162L93 163L92 161H90ZM141 162H140V163H141ZM148 162H149V164H151L150 161H148ZM207 162H208V161H207ZM236 162H237V161H236ZM6 163L9 164V162H6ZM6 163H4V165H5ZM11 163H10V164H11ZM13 163H12V165H13ZM27 163H28V162H26L25 164H27ZM86 163H87V162H86ZM101 163H102V162H101ZM140 163H139V164H140ZM144 163H145V162H144ZM144 163H141V165L144 164ZM152 163H153L152 166L156 165L155 162H152ZM158 163L160 164V160H159ZM165 163H166V162H165ZM176 163H177V162H176ZM179 163H180V162H179ZM238 163H240V164L242 163V165H243V164L245 165L244 167H247L246 164L243 163V162H239V161H238ZM238 163H237V164H234V166H236V168H237ZM7 164H6V165H7ZM10 164H9V166L13 167L12 169H16V168L18 169V167L21 168V166H24V165H25L24 163H22V165H17V163H14L13 166L10 165ZM102 164H104V163H102ZM174 164H175V162H174ZM186 164H187V163H186ZM99 165H100V164H99ZM105 165H106V164H105ZM137 165H138V164H137ZM137 165H136V166H137ZM145 165H147V163H146ZM160 165H161V164H160ZM160 165H159V166H160ZM170 165H172V164H169L168 161H167L166 164L162 165V166H163V167H162V170H163L162 172H164V173L168 172L167 174H169L171 171L173 172V171H174L173 169H172L171 171H168V170L165 171V169H170V168H168V167H171V168H172V166H170ZM178 165H179V164H178ZM247 165H249V164H247ZM254 165H255V163H254ZM254 165L252 164L253 167H254ZM261 165H262V164H261ZM100 166H102V165H100ZM136 166H135V169L138 168V167H136ZM175 166H176L177 170H179L178 168H180V167H178L177 164H175ZM187 166H188V168H190L189 165H187ZM240 166H241V165H240ZM255 166H256V167H257V166L260 167L259 165H255ZM3 167H4V166H3L2 164H0V174L3 173V174H5V176H6V175H7V174H6V171H7V170H5V172H3V170L6 169V167H5L4 169H3ZM11 167H10V171H11ZM26 167H27V165H26ZM26 167H24V168H26ZM95 167H97V165H96ZM98 167H99V166H98ZM103 167H104V166H103ZM133 167H134V166H133ZM143 167H145V166H143ZM154 167H155V166H154ZM154 167H152V169L150 168L152 172L156 170V169L153 170ZM157 167H158V164H157ZM157 167H155V168H157ZM244 167H243V171H244ZM250 167H251V164H250ZM250 167H248V169H249ZM253 167H252L251 169H249V173H253V171L250 172V170H254V171L257 170V169H254L255 167H254V168H253ZM20 168H19L18 170L21 171ZM93 168H94V167H93ZM100 168H101V167H100ZM105 168H106V167H105ZM140 168H141L142 170L144 169V168H142V166L140 167V165H139V169H138L139 171H141ZM145 168H147V167H145ZM159 168H160V167H159ZM159 168H158V169H159ZM163 168H165V169H163ZM174 168H175V167H174ZM176 168H175V169H176ZM185 168H186V167H184L183 169H182V167L180 168V169L183 170L184 175H185V173H186L187 171H189V170L186 168V172H185ZM238 168H239V167H238ZM238 168H237V170H239ZM240 168H242V166H241ZM260 168H261V167H260ZM260 168H258V171H259ZM8 169H9V167H8ZM27 169H28V168H27ZM27 169H26V172H27ZM29 169H31V168H29ZM29 169H28V170H29ZM81 169H82V168H81ZM95 169H96V168H95ZM95 169H94V170H95ZM97 169H98V168H97ZM147 169H149V168H147ZM147 169H146V172L148 171ZM248 169L246 168L245 171L248 170ZM263 169H264V168H263ZM22 170H23V168H22ZM24 170H25V169H24ZM91 170H92V169H91ZM99 170H100V169H99ZM103 170H104V168H103ZM107 170H109V168L105 170V173H106V174H107ZM136 170H137V169H136ZM144 170H145V169H144ZM226 170H228V169L225 168V171H226ZM233 170H234V169H233ZM233 170H232V172L236 171V169H235L234 171H233ZM29 171H30V170H29ZM31 171H32V170H31ZM89 171H90V170H89ZM97 171H98V170H97ZM97 171H96V172H97ZM100 171L102 172V169H101ZM160 171H161V168H160ZM190 171H191V170H190ZM190 171H189V172H190ZM221 171H223V170H221ZM221 171H220V173H221ZM17 172H18V173H17ZM26 172H25V175H26ZM90 172H91V171H90ZM92 172H93V171H92ZM92 172H91V173H92ZM98 172H99V171H98ZM98 172H97V173H98ZM109 172H110V171H109ZM143 172H144V171H143ZM146 172H145V175H146ZM179 172L182 173V171H179ZM189 172H188V173H189ZM223 172H224V171H223ZM228 172H229V170H228ZM228 172H227V174H228ZM230 172H231V171H230ZM262 172L264 173V171H262ZM7 173L11 174V172H8V171H7ZM12 173H13V175L11 174V176H8V177H5L4 175H2V177L4 176V178H6V179H3V180H2V177H1V179H0V180H1V181H0V216L3 215V214H6V215H7V216L5 215V216H6V221L8 220V221H9V222H8L9 224L12 222L13 225H12V224H10V225H12V228H13V226L16 227V225H14V223L17 222V219L21 216L22 213H25V212L31 207L32 204H36L35 207H37V206L39 205L38 208H37V210L39 209L41 212H43L44 210L48 209V208H49V207H48L49 204L51 205L52 203H50V200H51V199L47 201L46 197H45V198H42L43 194H45V192H43V191H45L46 188L44 189V186H45L44 183H43V185H42L43 187H41L40 184H36V183H37L36 181L39 179V178L37 179L36 174H35L34 177H28V179L30 178V180L33 179L32 182L28 180V181H29V184H28V181H27V183H26V184H28L27 186L29 187V190H28V192H27L26 195H27V197L34 198V201L31 202V203H30V202H25V203H23V202H18V201L16 202L15 199H14L13 197H10V196L17 195L18 190H24V187H26V185H25V183H24L25 180H22L23 177L21 176V172H19V171H17V170H13ZM30 173H31V172H29V174H30ZM76 173H77V172H76ZM79 173H81V172H79ZM97 173H96V174H97ZM102 173H104V172H102ZM105 173H104V174H101V175H105V176H106ZM112 173H113V172H111V175H112ZM150 173H151V172H150ZM159 173H160V172H159ZM159 173H158L157 175H159ZM174 173L176 174V172H173V173H171V175H170L171 177L169 176L170 180H171V178H172V176H173L172 174H174ZM177 173H178V172H177ZM188 173H186V174H188ZM191 173L194 174L193 170H192ZM220 173L217 172L216 174L219 175ZM235 173H236V172H234V175H235ZM240 173H241V171L238 172V174H240ZM242 173H243V172H242ZM244 173H245V172H244ZM244 173H243V174H244ZM247 173H248V172H246V174H247ZM258 173H260V171H259ZM263 173L261 174L262 177L264 176ZM22 174L24 175L23 172H22ZM33 174H34V173H33ZM88 174H89V173H88ZM141 174H142V173H141ZM141 174H140V176H139L140 178L143 176V174H142V176H141ZM152 174L154 175V174H156V172H155V173H152ZM179 174H180V173H179ZM179 174H178V176H179ZM189 174H190V173H189ZM221 174H222V173H221ZM232 174H233V173H232ZM232 174H229V175L231 176ZM246 174H245V175H246ZM254 174H255V173H254ZM256 174H257V173H256ZM31 175H32V174H30V176H31ZM80 175H82V174H80ZM92 175H93V174H92ZM94 175H95V174H94ZM97 175H98V174H97ZM99 175H100V174H99ZM99 175H98V176H99ZM101 175H100V177H101ZM107 175H110V174H107ZM147 175H148V174H147ZM147 175H146V176H147ZM157 175H156V177H157ZM165 175H166V174H165ZM165 175H161L162 178H163V176H165ZM176 175H177V174H176ZM180 175H182V174H180ZM225 175H226V172H225ZM225 175H224V176H225ZM0 176H1V175H0ZM26 176H27V175H26ZM39 176H40V175H38V177H39ZM105 176H103V177H105ZM112 176H113V175H112ZM150 176H151V175H150ZM182 176H183V175H182ZM190 176H191V175H190ZM193 176H195V174H194ZM193 176H192V178H193ZM215 176H216V175H214V177H215ZM219 176H220V175H219ZM221 176H222V175H221ZM240 176H242V175L240 174ZM243 176H244V175H243ZM246 176H248V175H246ZM249 176H250V175H249ZM251 176H252V174H251ZM257 176H258V175H257ZM35 177H36V180L34 179ZM91 177H92V176H91ZM94 177H95V176H94ZM110 177H111V176H110ZM143 177H144V176H143ZM156 177H155V175H154V178H156ZM159 177H160V176H158L157 178H159ZM165 177H166V176H165ZM173 177H174V176H173ZM186 177H187L188 179H190V178H189V175H188V176L186 175ZM186 177H185V178H186ZM222 177H223V176H222ZM222 177H221V178H222ZM227 177H228V176H227ZM237 177H238V176H237ZM254 177L256 178V176H254ZM25 178H27V177H24V179H25ZM41 178H42V177H40V179H41ZM92 178H93V177H92ZM97 178L99 179V177H95V179H92L91 182L89 183L90 185H88L87 183H85V184L87 185V186L85 185L86 188H87L88 186H90L91 188L94 189V187H96V186L92 187V185H93V183L96 184L97 182L94 181V182L92 183V181H93V180H96ZM101 178H102V177H101ZM106 178L108 179L109 177H105V179H106ZM114 178H115V176H114ZM151 178H152V176H151ZM151 178H150V179H151ZM157 178H156V179H157ZM166 178H167V177H166ZM174 178H175V180L177 179L176 176H175ZM174 178H172V179H174ZM183 178H184V176H183L181 179H183ZM185 178H184V180H180V181L178 180L179 177H178V179H177L178 182H181V181H182L183 186H185V187H183V186L180 184V186H182V188L180 187L181 190L184 189V188H186V187L188 188V189L186 188V190H189V189H191L192 187H194V186H192V184H194V182L191 183V182H192L191 180H193L194 178L191 179V180H188V181H190L191 185H190L189 183H187V184H188L187 186L184 185V183H185V181H186ZM195 178H196V176H195ZM215 178H217V177H215ZM234 178H235V176H234ZM234 178L231 177L230 179L232 180V179H234ZM245 178H246V177H245ZM250 178H251V177H250ZM111 179H113V177H112ZM143 179H146V178H143ZM167 179H168V178H167ZM197 179H198V178H197ZM225 179H226V178H224V180H225ZM239 179H240V178H239ZM252 179H253V178H252ZM258 179H259V178H258ZM258 179L256 178V180H257V182H258V183H257L258 185H260L262 182H264V181L261 182V180H262L261 178H260L259 180H258ZM43 180H44V179H43ZM146 180H149V177H148ZM153 180H155V179L152 178V181H151V182L154 183ZM158 180H159V179H158ZM158 180H156V181L158 182ZM161 180H162V179H161ZM213 180H214V179H213ZM219 180H220V179H219ZM219 180H218V182H220ZM221 180H222V179H221ZM245 180H246V179H245ZM245 180L243 179V182H244ZM22 181H23V182H22ZM38 181H39V180H38ZM105 181H106V180H105ZM107 181H108V184H109V185L112 183L110 180H107ZM141 181H142V180H141ZM144 181H145V180H144ZM156 181H155V186H154V184L152 183V185H153L154 187H158V184H157V186H156ZM159 181H160V180H159ZM162 181H163V180H162ZM162 181H160V182L163 183ZM167 181H168V180H167ZM172 181H173V180H172ZM188 181H187V182H188ZM194 181H195V180H194ZM214 181H215V180H214ZM214 181H213L212 183H214ZM222 181H223V180H222ZM234 181H235V179H234ZM247 181L249 182V180H246V182H247ZM251 181H252V180H251ZM253 181H254V180H253ZM259 181H260V182H259ZM43 182H44V181H43ZM45 182H46V180H45ZM113 182H114V181H113ZM147 182H148V181H147ZM147 182L145 181V182H143V184H142V182H141V185H142V186H143V185L147 186L146 184H144V183H147ZM168 182H169V181H168ZM168 182H165V183H168ZM178 182H176V183H178ZM183 182H184V183H183ZM226 182H227V181H226ZM239 182H240V181H239ZM241 182H242V181H241ZM241 182H240V183H241ZM40 183L42 184L41 181H40ZM91 183H92V185H91ZM100 183H101V180H100ZM100 183H99V184H100ZM103 183H104V178H103ZM105 183H106V182H105ZM158 183H159V182H158ZM173 183H174V182H173ZM195 183H196V182H195ZM227 183H229V182H227ZM230 183H231V182H230ZM232 183H234V182L232 181ZM240 183H239V185H240ZM249 183H250V182H249ZM249 183L247 184L248 187H249ZM252 183H253V182H251V185H252ZM259 183H260V184H259ZM35 184H36V186L39 185L40 187H35ZM45 184H46V183H45ZM99 184H97V185H99ZM114 184H115V182H114ZM149 184H150V183H149ZM171 184H172V183H171ZM216 184H217V183H216ZM223 184H225V182H224ZM235 184H237V183H235ZM46 185H47V184H46ZM51 185H53V184H50V186H51ZM69 185H70V184H69ZM69 185H68V186H69ZM117 185H118V184H117ZM133 185H134V184H133ZM159 185H160V184H159ZM164 185H166V184H164ZM167 185H170V184L168 183ZM167 185H166V187H164V188H167V187H168ZM177 185H178V184H177ZM189 185H190V187H189ZM197 185H198V184H197ZM211 185H212V184H211ZM217 185H218V184H217ZM239 185H238V186H239ZM243 185H244V184H243ZM254 185H255V182H254ZM258 185H257V187L261 190V188H263V186L261 187V186H258ZM263 185H264V183H263ZM48 186H49V185H47V187H48ZM104 186H105V184H104ZM112 186H113V185H112ZM115 186H116V185H115ZM119 186H120V185H119ZM119 186H118V187H119ZM134 186H136V184H135ZM134 186L132 187L133 189L135 188ZM138 186H140V185L138 184ZM145 186L142 187V190L140 189L141 186H140L139 189L143 192V191L145 190V189L143 190V188H146ZM174 186H176V184H174ZM213 186H214V185H213ZM227 186H229V184H228ZM227 186H226V187H227ZM245 186H246V184H245ZM32 187H33V188H32ZM54 187H55V186H54ZM54 187H53L52 189H55V188H56V187H55V188H54ZM71 187H72V185H71ZM90 187H89V188H90ZM101 187H102V188H101ZM105 187H106V186H105ZM105 187H104V188H105ZM107 187H108V186H107ZM107 187H106L105 189H107ZM110 187H111V185H110ZM162 187H163V186H162ZM169 187H171V186H169ZM178 187H179V185H178ZM211 187H212V186H211ZM223 187H224V186H223ZM230 187H232V186H230ZM230 187H229V188H230ZM235 187H237V186H235ZM235 187H232V188H235ZM241 187H242V184H241ZM241 187H240V188H241ZM248 187H246V189H245V187H244V188L242 187V189L248 191ZM255 187H256V186H255ZM49 188H51V187H49ZM49 188H47V190H48ZM68 188H69V187H68ZM84 188H85V187H84ZM86 188H85V189H86ZM108 188H109V187H108ZM148 188L150 189V187H148ZM173 188H174V187H173ZM194 188L196 189V188H198V186H195ZM194 188H193V189H194ZM214 188H215V187H214ZM217 188H219V187H217ZM238 188H239V187H238ZM250 188H251V186H250ZM252 188H254V186H253ZM252 188H251V189H252ZM258 188H257V189H258ZM52 189H51V191H52ZM69 189H70V188H69ZM69 189H68V191H69ZM95 189H96V188H95ZM98 189H102V191H104V192L106 191V190L103 189V185H101L100 187H98ZM112 189H113V188H112ZM115 189H116V187H115ZM115 189H114L113 191H115V192L118 191V190H115ZM129 189H130V188H129ZM129 189H128V190H129ZM149 189H146V190L149 191ZM151 189H154V188L151 186ZM157 189H158V188H157ZM167 189H168V188H167ZM170 189H171V188H170ZM195 189H194V190H195ZM199 189H200V188H199ZM223 189H224V188H223ZM227 189H228V188H227ZM55 190H58V189L56 188ZM71 190H72V189H71ZM83 190H84V189H83ZM109 190L112 191L111 189H109ZM121 190H123V189H121ZM131 190H132V189H131ZM146 190H145V191H146ZM155 190H156V189H155ZM155 190H154V191L151 190V192H148V193H152V191H153V193H154ZM159 190L162 192V190H161V186H160V189H159ZM163 190H164V189H163ZM177 190H178V188H177ZM186 190H185V191H186ZM197 190H198V189H197ZM197 190H196V191H197ZM217 190H218V189H217ZM225 190H226V188H225ZM230 190H232V189H230ZM235 190H236V188H235ZM254 190H255V188H254ZM254 190H253V191H254ZM49 191H50V190H49ZM51 191H50L49 193H51ZM58 191H59V190H58ZM58 191H57V193L60 194L61 191H60V192H58ZM73 191H75V190H73ZM73 191H72V192H73ZM77 191H78V190H77ZM77 191H75V192H77ZM85 191H86V190H85ZM88 191H90V190H88ZM88 191H87V192H88ZM100 191H101V190L97 191L98 194L100 193ZM133 191H134V190H133ZM135 191H137V190H135ZM135 191H134V192H135ZM157 191H158V190H157ZM157 191H156V193H154L155 196H156V194H159V193H160V191H158L159 193H157ZM210 191H212V190H210ZM214 191H215V190H214ZM238 191H239V190H238ZM246 191H245V192H246ZM253 191H252V192H253ZM263 191H264V189H263ZM52 192H53V191H52ZM54 192H55V191H54ZM65 192H66V191H65ZM75 192H74V193H75ZM93 192H94V191H92V193H93ZM130 192H131V191H130ZM134 192H133V194H134V196H136L137 193H138V191H137V193H134ZM164 192H166V191H164ZM164 192H162V193L164 194ZM169 192H171V191L169 190V191L167 192V194H169V195L171 194V195H172V192H171V193H169ZM179 192H180V190H179ZM181 192H182V191H181ZM186 192H188L187 194H189V192H191V190L186 191ZM192 192H193V191H192ZM194 192H195V191H194ZM197 192H198V191H197ZM217 192H219V191H217ZM225 192H226V191H225ZM228 192H229V190H228ZM228 192H227V194H228ZM243 192H244V191H243ZM243 192H241V193H243ZM260 192H261V191H258L256 194H258V193L260 194ZM55 193H56V192H55ZM62 193L64 194V192H62ZM68 193H69V192H68ZM77 193L79 194V192H77ZM77 193H75V194H77ZM85 193H86V192H85ZM89 193H91V191H90ZM94 193H95V192H94ZM94 193H93V194H94ZM118 193H119V192H118ZM120 193H121V192H120ZM143 193L146 194V192H143ZM162 193H161V194H162ZM174 193H175V190H174V192H173V195H174ZM198 193H199V192H198ZM213 193H214V192H213ZM220 193H224V192L221 191ZM220 193H219V194H220ZM238 193H239V192H238ZM248 193H249V192H247L246 195L249 196L250 193H249V194H248ZM52 194H54V193H52ZM65 194H66V193H65ZM70 194H71V193H70ZM81 194H83V193L81 192ZM81 194H79V195H81ZM102 194H104V193H102ZM122 194H123V193H121V195H122ZM127 194H128V193H127ZM130 194H132V193H130ZM135 194H136V195H135ZM140 194H141V193H140ZM167 194H166V195H167ZM184 194H186V193L183 192V194H181V195H184ZM190 194H191V193H190ZM210 194H212V192H211ZM229 194H230V192H229ZM231 194H232V193H231ZM231 194H230V196L228 195V198L231 197ZM253 194H254V193H253ZM253 194H251V195H253ZM45 195H47V193H46ZM45 195H44V196H45ZM86 195H87V194H86ZM94 195H96V194H94ZM106 195H107V194H106ZM121 195H120V196H121ZM142 195H144V194H142ZM159 195H160V194H159ZM159 195H158V196H159ZM169 195H168V196H169ZM179 195H180V194H179ZM191 195H193V196H192V199H193L194 194H191ZM196 195H198V194L195 193V197H194V198H196ZM215 195H216L215 197L218 196L217 193H215ZM221 195H222V194H221ZM221 195H220V196H221ZM234 195H235V194H233V196H234ZM241 195H242V194H241ZM241 195L239 194V197H240ZM244 195H245V194H244ZM244 195H243V196H244ZM60 196H62V198L65 197V196H63L62 194H60ZM66 196H67V195H66ZM71 196H73V195H71ZM83 196H84V195H83ZM99 196H100V195H99ZM101 196H102V195H101ZM104 196H105V194H104ZM117 196H118V195H117ZM144 196H145V195H144ZM149 196H151V195L149 194ZM152 196H153V195H152ZM155 196H153V197H155ZM174 196H175V195H174ZM185 196H187V195H185ZM211 196H212V195H211ZM226 196H227V195H226ZM233 196H232V197H233ZM237 196H238V195H237ZM237 196H235V197H237ZM248 196H247V197H248ZM258 196H259V195H258ZM258 196L255 197V198H260V197H258ZM260 196H261V195H260ZM262 196H263V195H262ZM77 197H78V196H77ZM79 197H81V196H79ZM79 197H78V198H79ZM91 197H92V196H91ZM127 197H128V196H127ZM127 197H126V198H127ZM130 197H131V195H130ZM145 197L147 198V196H145ZM165 197H166V196H164V198H165ZM170 197H172V196H170ZM170 197H169V198H170ZM175 197H176V196H175ZM177 197H178V196H177ZM189 197H190V196H189ZM244 197H245V196H244ZM247 197H246V198H247ZM251 197H252V196H249V197L247 198V200H249V198L251 199ZM253 197H254V196H253ZM51 198H52V197H51ZM58 198H59V195L54 194V197H53V200H52V201H55V200H57ZM66 198H67V197H66ZM69 198H73V197H69ZM69 198H68V199H69ZM81 198H83V197H81ZM87 198H88V197L83 198V199L86 200ZM92 198H94V197H92ZM98 198H100V197H98ZM118 198H119V197H118ZM118 198H116V199H118ZM120 198H121V197H120ZM158 198H159V197H158ZM161 198H163V197L161 196ZM172 198H173V197H172ZM172 198H170V199H172ZM181 198H182V197H181ZM184 198H185V197L183 196V200H185ZM190 198H191V197H190ZM203 198H204V197H203ZM211 198H212V197H211ZM213 198H214V197H213ZM228 198H227V199H228ZM263 198H264V196H263ZM64 199H65V198H64ZM64 199H63L62 201L68 200V199H65V200H64ZM75 199H76V200L73 199L74 202H75V201H78L77 198H75ZM83 199H82V200H83ZM89 199H90V198H88L87 200H89ZM95 199L98 200V201H100V203L102 202V201H101L102 198H100V199L94 198V199H91V200H95ZM110 199H113V198H110ZM123 199H124V198H123ZM127 199H128V198H127ZM140 199H141V198H139V200H140ZM147 199H148V198H147ZM151 199H153V198H151ZM166 199H168V198L166 197ZM175 199H176V198H175ZM188 199H189V198H188ZM188 199L186 198V200H188ZM199 199H200V198H199ZM216 199H217V198H216ZM230 199H231V198H230ZM230 199H229V200H230ZM233 199H234V197H233ZM237 199H238V198H237ZM240 199H241V198H240ZM240 199H239V200H240ZM242 199H243V198H242ZM82 200L80 199L79 201H82ZM85 200H84L83 202H85ZM96 200H95V201H96ZM106 200L108 201V198L105 197V201L103 200L104 203H102V204L107 205L106 203H108V202H107ZM121 200H122V199H121ZM130 200H133V199H130ZM130 200H127V201H124V202H123V203L125 204V206H126V203H127V202H129V203H127V204H129V205H133V204H132L133 202L131 203ZM143 200H145V198H143ZM153 200H154V199H153ZM159 200H161V199H159ZM172 200H173V199H172ZM177 200H178V199H177ZM190 200H191V199H190ZM207 200H210V198L208 197ZM207 200H206V201H207ZM213 200H215V199H213ZM234 200L236 201V199H234ZM245 200H246V199H245ZM257 200H258V199H257ZM257 200H256V201H257ZM261 200L264 201V199H261ZM69 201H70V199H69ZM116 201H117V200H116ZM116 201H115V202H116ZM118 201H119V200H118ZM118 201H117V203L119 204ZM148 201H150V200H148ZM151 201H152V200H151ZM155 201H156V199H155ZM155 201H154V202H155ZM157 201H158V200H157ZM173 201H174V200H173ZM195 201H196V200H195ZM197 201H198V199H197ZM202 201H203V199H202ZM210 201H211V200H210ZM216 201H217V200H216ZM225 201H226V200H225ZM225 201L222 200L223 203H224ZM231 201H232V200H230V202H231ZM251 201H252V200H250V204L254 203V202L251 203ZM256 201H255V202H256ZM259 201H260V200H259ZM57 202H58V200H57ZM65 202H66V201H65ZM65 202H64V204L66 205ZM74 202H72L73 204H71V201H70V204H71V205H75ZM83 202H82V203H83ZM87 202H88V201H87ZM87 202H86V203H87ZM91 202H93V201H90V204H91ZM96 202H97V201H96ZM125 202H126V203H125ZM138 202L141 203V205H142L141 207H143V208L145 207L144 204L147 203V202H144V201H143L144 204H142V200H140V201H138ZM138 202H137V205H136V206H138ZM159 202H160V201H158V203H159ZM162 202H163V200H162ZM162 202H161V203H162ZM191 202H192V201H191ZM204 202H205V201H204ZM217 202H219V201H217ZM228 202H229V201H228ZM239 202H240V201H239ZM244 202L246 203V201H244ZM244 202H243V203H244ZM55 203H56V202H55ZM55 203H53V204L55 205ZM86 203H84V204L86 205ZM121 203H122V202H121ZM121 203H120V204H121ZM151 203H152V202H151ZM155 203H157V202H155ZM158 203H157V204H158ZM170 203H171V202H170ZM170 203H169V204H170ZM173 203H175V202H173ZM178 203H179V202H178ZM183 203H184V202H183ZM183 203H182V204H183ZM186 203H187V202H186ZM188 203H189V202H188ZM220 203H221V201H220ZM232 203H234V202H232ZM237 203H238V202H236V204H237ZM247 203H248V202H247ZM247 203H246V205H244V204H242V205L248 207ZM262 203H263V202H262ZM56 204H57V203H56ZM78 204H80V203H78ZM84 204H83V205H84ZM88 204H89V203H88ZM97 204H98V202L95 203V205H97ZM147 204H148V203H147ZM147 204H145V205H147ZM149 204H150V203H149ZM152 204H153V205H151V208H152V206L155 205L154 203H152ZM195 204H197V203H195ZM198 204H199V203H198ZM207 204H208V203H207ZM229 204H231V203H229ZM229 204H228V206H229ZM240 204H241V203H239V204H237V205L240 207ZM255 204H259V205H260L261 202H260V203H257V202H256ZM255 204L252 205V206H253V207H252L253 210H252L251 207L246 208V207H244V206L241 205V207L239 208V211H240V210L242 211V207L246 208L245 210L250 209V211L247 210L248 213L245 212L244 209H243V211H244V215H245V213H246V214H247V215H246L247 217H248V214H249V216H250V215L252 216V215H253V212H256L255 209L258 210V213L260 212L259 215H260V214H261V215L264 214L263 212L261 213V211H264V209H263L264 207L261 206L262 210L260 209V210H261V211H260L259 208L256 207V206H259V205H256V206H255V209H254V205H255ZM68 205H69V204H68ZM85 205H84V206H85ZM98 205H99V204H98ZM98 205H97V207L100 209L101 205H99V206H98ZM159 205H160V204H159ZM161 205H162V204H161ZM173 205H174V206H173V209H174L175 214H176V213L178 214V212H179V213H182V214H181L182 216H184V213H183V212L185 211L186 206H185V205H181V203H180V204H177V203H176V204H173ZM190 205H191V203H190ZM209 205H210V204H209ZM214 205H215V204H214ZM224 205H226V204H224ZM57 206H58V205H57ZM80 206H81V205H80ZM87 206H88V205H87ZM89 206H90V205H89ZM93 206H94V204H92V208H93ZM125 206H123L122 209H123V208H127L128 205H127L126 207H125ZM147 206H149V208H150V205H147ZM155 206H156V205H155ZM155 206H154V207H155ZM191 206H192V205H191ZM195 206H196V205H195ZM210 206H211V205H210ZM220 206H221V205H220ZM234 206H236V205H234ZM250 206H251V205H250ZM47 207H48V208H47ZM76 207H77V202H76ZM76 207H75V209H76ZM82 207H83V206H82ZM85 207H86V206H85ZM95 207H96V206H95ZM95 207H94V208H95ZM102 207H103V205H102ZM102 207H101V209H100L101 211H102V209H103ZM112 207H113V205H112ZM114 207H115V205H114ZM116 207H117V206H116ZM131 207L133 208L134 206H131ZM131 207H130V209H131ZM138 207H140V206H138ZM138 207H137V208H138ZM141 207H140V208H141ZM170 207H171V206H170ZM230 207H231V206H230ZM67 208L71 209V208H74V207H73V206H71V207L69 206V207H66V209H67ZM83 208H84V207H83ZM90 208H91V206L89 207V209H90ZM94 208H93V210H94ZM134 208H135V207H134ZM143 208H141V209H143ZM146 208H148V207H146ZM149 208H148V209H149ZM158 208H159V207H158ZM160 208H161V207H160ZM160 208H159V209H160ZM194 208H195V207H194ZM206 208L209 209L208 207H206V204H204V203H200L197 209H198L199 211H202V210H205ZM223 208H224V207H223ZM223 208L221 207L222 210H223ZM236 208H238V207L236 206ZM34 209H35V208H34ZM49 209H50V208H49ZM49 209H48V210H49ZM64 209H65V208H64ZM80 209H81V208H80ZM106 209H108V208H106ZM118 209H120V208H118ZM138 209H139V208H138ZM197 209H196V210H197ZM210 209H212V208H210ZM213 209H214V208H213ZM229 209H230V208H229ZM37 210H36V211H37ZM51 210H52V208H51ZM51 210H50V211H51ZM55 210H56V209H53V211H55ZM72 210H73V209H72ZM84 210H85V209H84ZM90 210H91V209H90ZM104 210H105V209H104ZM109 210L113 211V210H115V209L112 210V208H109ZM109 210H108V211H109ZM116 210H117V209H116ZM132 210H133V209H132ZM136 210H137V209H134V211H136ZM139 210H140V209H139ZM145 210H146V209H144V211H145ZM152 210H153V209H152ZM155 210H156V208H155ZM155 210H154V211H155ZM214 210H215V209H214ZM225 210H227L226 207H225V209H224V212H225ZM231 210H232V209H231ZM235 210H236V209L234 208V211H235ZM237 210H238V209H237ZM237 210H236V211H237ZM34 211H35V210H34ZM60 211H61V209H60ZM62 211H63V210H62ZM64 211H65V210H64ZM64 211H63V212H64ZM76 211H77V210H76ZM78 211H79V210H78ZM105 211H106V210H105ZM108 211H106V212L109 214L108 216H110V213H109ZM124 211H125V210H124ZM124 211H123V212H124ZM134 211H133V212H134ZM140 211H141V210H140ZM140 211H138V212H140ZM149 211H150V210H149ZM156 211H157V210H156ZM211 211H212V210H211ZM229 211H230V210H229ZM229 211H228V213H232V211H230V212H229ZM236 211H235V212H236ZM251 211H252V212H251ZM41 212H40V213H41ZM45 212H46V211H45ZM55 212H56V211H55ZM55 212H54V213H55ZM57 212H58V208H57ZM68 212H69V211H68ZM68 212H65V213L68 214ZM70 212H74V211H70ZM79 212H81V211H79ZM79 212H77V213L80 215ZM103 212H104V211H102V213H103ZM106 212H105V214H107ZM113 212H114V211H113ZM118 212H119V211H117V212L115 211L114 213H117V214H118ZM130 212H131V211H130ZM142 212H143V211H142ZM150 212H151V211H150ZM161 212H163V210H162ZM161 212H159V213H161ZM165 212H166V211H165ZM249 212L252 213V214H250ZM33 213H34V212H33ZM52 213H53V212H52ZM54 213H53V214H54ZM58 213H61V212H58ZM74 213H76V212H74ZM74 213H73V214H74ZM88 213H89V212H88ZM95 213H96V212H95ZM119 213H120V212H119ZM147 213H148V212H147ZM147 213H145L144 215H147ZM151 213H152V214H151ZM151 213H149V214H150L149 216H151V215H152V216L155 215V214H153V212H151ZM204 213H206V212H204ZM208 213H209V214H213V213H211L210 211H209ZM218 213H219V212H218ZM228 213H226V215H227ZM237 213H238V212H237ZM237 213H235V214H237ZM241 213H242V212H241ZM241 213H240V214H241ZM258 213L256 212V215H253V217H254V216H255V217L258 216ZM48 214H49V213H48ZM50 214H51V213H50ZM71 214H72V213H71ZM78 214H76V216H77ZM82 214H83V212H82ZM82 214H81V215H82ZM84 214H85V213H84ZM91 214H92V213H90L89 215H91ZM103 214H104V213H103ZM103 214H102V215H103ZM105 214H104V215H105ZM112 214H113V213H112ZM123 214H124V213H122V215L119 214L117 219L120 220V217H119V216H121V217L123 218ZM138 214H139V213H138ZM156 214H157V213H156ZM177 214H176V215H177ZM199 214H200V212H199ZM232 214H234V213H232ZM235 214H234V216H235ZM240 214L238 213L239 216H240ZM40 215H41V214H40ZM40 215L38 214L37 216L41 217ZM65 215H66V214H65ZM74 215H75V214H74ZM95 215H96V214H95ZM95 215H93V216H95ZM102 215H101V216H102ZM158 215H159V214H158ZM160 215H161V214H160ZM163 215H164V214H163ZM215 215L217 216L216 211H215ZM215 215H214V216H215ZM37 216L35 215V218H36ZM46 216H47V215H46ZM50 216H52V214H51ZM56 216H58L57 213H56ZM85 216H86V215H84V217H85ZM87 216H88V215H87ZM93 216H92V217H93ZM99 216H100V215H99ZM101 216H100V218H101ZM200 216H201V215H200ZM241 216H242V214H241ZM263 216H264V215H263ZM1 217H4V216H1ZM1 217H0V218H1ZM43 217H45V216L43 215ZM60 217H61V219H62L64 216H60ZM67 217H71V216L69 215V216H67ZM72 217H73V215H72ZM72 217H71V218H72ZM74 217H75V216H74ZM74 217H73V218H74ZM81 217H83V216H81ZM90 217H91V216H90ZM90 217L88 216V218H87V217H86V218L89 219ZM105 217H106V216H105ZM114 217H115V216H114ZM114 217L111 216L112 219H113ZM116 217H117V216H116ZM116 217H115V219H116ZM155 217H156V216H155ZM160 217H161V216H160ZM164 217H165V215L163 216V218H164ZM196 217H197V216H196ZM221 217H222V216H221ZM226 217H227V216H226ZM236 217H237V216H236ZM35 218H34V219H35ZM37 218H38V217H37ZM37 218H36V219H37ZM52 218H53V217H52ZM65 218H66V217H65ZM65 218H64V220H65V223H67V224H69V223H68V220H69V221H72V220H73V218H72V220H70L71 218H70V219L68 218L67 221H66ZM76 218H77V217H76ZM86 218H85V220H86ZM96 218H98V217H96ZM100 218H99V219H100ZM103 218H104V217H103ZM109 218H110V217H109ZM111 218H110V219H111ZM157 218H158V217H157ZM200 218H202V217H200ZM204 218H205V217H204ZM207 218H209V217H207ZM229 218L231 219V216H230ZM251 218H252V217H250V219H248V220H251ZM2 219H4V218H2ZM39 219H40V218H39ZM48 219H49V216H48ZM53 219L55 220V218H53ZM56 219H58V218H56ZM74 219H75V218H74ZM106 219H107V218H106ZM115 219H113L114 222H115ZM215 219H216V218H215ZM234 219H235V218H234ZM238 219H239V218H238ZM246 219H247V218H245V220H246ZM253 219H256V218H253ZM258 219H259L258 222H261L263 218H260V217L258 216V217H257V220H258ZM260 219H261V221H260ZM42 220H43V219H41V220H38V219H37V221H39V222L42 221ZM50 220H51V219H50ZM64 220H63V221H64ZM75 220H76V219H75ZM78 220H79V219H78ZM78 220H76V221H78ZM81 220H82V219H81ZM85 220H84V221H85ZM102 220H105V218L102 219ZM113 220H112V221H113ZM127 220H128V219H127ZM130 220H131V217H130ZM135 220H136V219H135ZM137 220H138V219H137ZM148 220H150V219H148ZM148 220H147V221H148ZM156 220H157V219H156ZM196 220H197V219H196ZM201 220H202V219H201ZM3 221H4V220H3ZM34 221H35V220H34ZM37 221H35V222H37ZM45 221H46V218H45ZM51 221H52V222H51ZM51 221H50V222L53 224V220H51ZM56 221H57V220H55V222H56ZM59 221H62V220H59ZM88 221H89V220H88ZM90 221H91V220H90ZM95 221H96V220H95ZM99 221H100V220H99ZM107 221H110V220H107ZM139 221H140V220H139ZM152 221H154V220H152ZM157 221H158V220H157ZM198 221H199V220H198ZM232 221H235V223H236V220H232ZM242 221H244V220H242ZM242 221H241V222H242ZM263 221H264V219H263ZM72 222H73V221H72ZM96 222H97V224H98V221H96ZM101 222H102V221H101ZM104 222H105V221H104ZM114 222H113V223H114ZM116 222H117V221H116ZM121 222H122V221H121ZM133 222H135V221H133ZM133 222H131V224H132ZM148 222H149V221H148ZM155 222H156V221H155ZM160 222H161V221H160ZM160 222H159V223H160ZM163 222H164V224H165V221H163ZM244 222H245V223L252 222V224H253V221H252V220H251V221H247V222L244 221ZM254 222H255V221H254ZM258 222L256 223V225L259 224ZM48 223H49V222H48ZM59 223H61V222H59ZM59 223H57V224H59ZM76 223H78V226H79V222H76ZM113 223H111V225H112ZM117 223H118V222H117ZM128 223H129V221H128ZM138 223H139V222H138ZM141 223H142V222H141ZM141 223H140V227H142V226H141ZM144 223H145V221H144ZM153 223H154V222H153ZM229 223H232V222L229 221ZM242 223H243V222H242ZM263 223H264V222H263ZM2 224H3V226H4V222H2ZM2 224H1V226H2ZM5 224H6V222H5ZM57 224L55 223V226H56ZM73 224H75V223H73ZM73 224H72V225H73ZM80 224H81V223H80ZM83 224L85 225L86 222H85V223L83 222ZM90 224H91V223H90ZM107 224H108V223H107ZM109 224H110V222H109ZM115 224H116V223H115ZM118 224H119V223H118ZM121 224H122V223H121ZM135 224H137V222H136ZM150 224H151V221H150ZM150 224H149V225H150ZM160 224H162V222H161ZM164 224H163V225H164ZM166 224H167V221H166ZM248 224H249V226L252 225V224H250V223H248ZM248 224H247V225H248ZM261 224H262V223H261ZM261 224H260V225H261ZM7 225H8V224H7ZM46 225H47V223H46ZM61 225H62V224H61ZM88 225H89V224H87V226H88ZM95 225H96V224H95ZM101 225H102V224H101ZM111 225H110V226H111ZM127 225H128V224H127ZM142 225H144L145 228H146V226H147V228H148V224H147V222H146V224H143V223H142ZM145 225H146V226H145ZM153 225H154V224H153ZM157 225H158V223H157ZM169 225H170V224H169ZM184 225H185V224H184ZM215 225H217V224H215ZM232 225H234V223H233ZM237 225H238V224H237ZM240 225H241V224H240ZM1 226H0V227H1ZM3 226H2V228L0 229V230H2L1 233L5 232V230H6V229H5V230L3 229V228H5V227H3ZM5 226H6V225H5ZM49 226H50V224H49ZM57 226H58V225H57ZM64 226H65V224L62 225L63 229H64ZM76 226H77V225H76ZM78 226H77V227H78ZM81 226H82V225H81ZM81 226L78 227V228H79V229H78L79 232L82 231V230H80ZM85 226H86V225H85ZM85 226H82V227H83L82 229H84ZM98 226H99V225H96V228H97ZM102 226H103V225H102ZM125 226H126V225H125ZM133 226H134V225H133ZM160 226H161V225H160ZM164 226H165V225H164ZM234 226H236V225H234ZM254 226H255V225H253L252 227H254ZM258 226H259V225H258ZM258 226H257V227H258ZM262 226H263V224H262ZM7 227H9V226H7ZM10 227H11V226H10ZM39 227H41V224H40ZM43 227H44V226H43ZM51 227H52V226H51ZM53 227H54V225H53ZM62 227H61V228H62ZM66 227H67V226H66ZM66 227H65V228H66ZM112 227H113V226H111V228H112ZM134 227L136 228V226H134ZM134 227H133V229H134ZM149 227H151V226H149ZM155 227L157 228V226H155ZM166 227H167L166 230H168V227H170L169 229H171V225H170V226H166ZM166 227H164V228H166ZM225 227H226V226H225ZM242 227H243V226H242ZM259 227H261V226H259ZM12 228H11V230H12ZM17 228H18V227H17ZM44 228H45V227H44ZM46 228H47V226H46ZM46 228H45V229H46ZM56 228H58V227H55V230H56ZM59 228H60V226H59ZM72 228H73V227H72ZM72 228H71V229H72ZM99 228H100V226H99ZM111 228H110V229H111ZM117 228H119V227H117ZM127 228H128V226H127ZM145 228L143 229L144 232L146 231ZM147 228H146V229H147ZM152 228H153V227H151V229H152ZM161 228H162V226H161ZM176 228H177V227H175V229H176ZM186 228H189V227L186 226ZM190 228H191V227H190ZM231 228H232V227H231ZM247 228H249V227H247ZM255 228H256V227H255ZM261 228H264V226L261 227ZM8 229H9V228H8ZM13 229H14V228H13ZM18 229H19V228H18ZM24 229H25V228H24ZM45 229H44V230H45ZM50 229H52V228L49 227V230H50ZM66 229H68V228H66ZM66 229H65V230H66ZM85 229H86V228H85ZM88 229H89V230H88ZM100 229L102 230V227H101ZM104 229H105V228H104ZM104 229H103V231H105ZM110 229H109V231L111 232L112 230H110ZM123 229H124V228H123ZM129 229H130V227H129ZM140 229H141V228H140ZM175 229H174V230H175ZM191 229H192V228H191ZM227 229H228V227H227ZM256 229H257V228H256ZM258 229H259V228H258ZM258 229H257V230H258ZM21 230H22V229H21ZM39 230H40V228L38 229V231H39ZM44 230L42 231V233L44 232ZM47 230H48V229H47ZM55 230H54V231H55ZM59 230H61V229H59ZM65 230H64L63 232H65ZM73 230H74V229H73ZM75 230H76V227H75ZM93 230H94V229H93ZM93 230H92V231H93ZM95 230L99 231L98 229H95ZM117 230H118V229H117ZM125 230H126V229H125ZM136 230H139V229H136ZM152 230H153V229H152ZM155 230H158V229H155ZM159 230H160V229H159ZM162 230H163V229H162ZM162 230H161V231H162ZM164 230H165V229H164ZM171 230H172V229H171ZM171 230H170V231H171ZM177 230H178V229H177ZM186 230H187V229H186ZM192 230H193V229H192ZM192 230H191V231H192ZM224 230H226V228H225ZM231 230L233 231V229H231ZM234 230H235V228H234ZM238 230H239V229H238ZM238 230H237V231H238ZM18 231L21 232L20 230H18ZM24 231H25V230H24ZM26 231H27V230H26ZM67 231H68V230H67ZM85 231H86V230H85ZM88 231H90V228H87V232H88ZM109 231H107V233H108L109 236H110ZM119 231H123V230H119ZM141 231H142V230H141ZM153 231H154V230H153ZM178 231H180V230H178ZM178 231H177L176 235L178 234V236H179V233L181 234V231H180L179 233H178ZM189 231H190V229H189ZM189 231H187V232H189ZM191 231H190V232H191ZM247 231H248V230H247ZM7 232H8V231H6V233H7ZM11 232H12V231H11ZM45 232H46V231H45ZM49 232H50V231H48V233H49ZM57 232H59L58 229H57ZM57 232H56V233H57ZM63 232H61V233H63ZM70 232H71V231H70ZM70 232H69V233H70ZM79 232H78V233H79ZM83 232H84V230H83ZM83 232H82V233H83ZM87 232H84V233H83V234H84V237L87 236V235H85V233H87ZM100 232H101V231H99V233H100ZM148 232H149V230H148ZM150 232H151V231H150ZM157 232L159 233L160 231H157ZM168 232H169V230H168ZM194 232H195V230H194ZM238 232H239V231H238ZM244 232H245V231H244ZM50 233H51V232H50ZM53 233H55V232H53ZM59 233H60V232H59ZM61 233H60V234H61ZM72 233H75V232H72ZM78 233H76V234H74V235H76L77 237H79L80 234H81V232H80L79 235H77ZM111 233H112V232H111ZM114 233H115V232H114ZM119 233H120V232H119ZM131 233H132V232H131ZM134 233H135V231H134ZM136 233H138V232L136 231ZM139 233H140V230H139ZM142 233H143V232H142ZM161 233H162V232H161ZM166 233H167V232H166ZM234 233H236V230H235ZM241 233H242V232H240L239 234L241 235ZM246 233H247V232H246ZM246 233H245V236H246V237L243 235V236H244L243 240L246 239V238H247V239H256V237L253 236V235H255V234L252 235V232H251V233L249 232L250 235L252 236L251 238H248L247 235H246ZM254 233H255V232H254ZM260 233H261V232H260ZM19 234H20V233H19ZM21 234H22V232H21ZM21 234H20V235H21ZM39 234H40V233H38V235H39ZM87 234H88V233H87ZM91 234H92V232H91ZM95 234H96V233H95ZM97 234H98V233H97ZM101 234H102V236H103V238H104V235H103V234H105V233H104V232H101ZM108 234H107V235H108ZM128 234H129V232H127V236H128ZM146 234H147V232H146ZM149 234H150V233H149ZM151 234H153V232H152ZM163 234H164V231H163ZM169 234H170V232H169ZM173 234L175 235V232H173ZM182 234H183V233H182ZM194 234H195V233H194ZM229 234H230V233H229ZM38 235H37V236H38ZM40 235H41V234H40ZM49 235L52 237V233L49 234ZM49 235H48V236H49ZM58 235H59V234H58ZM64 235H65V234H64ZM89 235H90V234H89ZM119 235H120V234H119ZM137 235H138V234H137ZM160 235H162V234H160ZM160 235L157 234L158 238H159ZM165 235H166V234H165ZM167 235H168V234H167ZM170 235H172V234H170ZM192 235H193V234H192ZM250 235L248 234L249 237H250ZM258 235H259V233H258ZM258 235L256 234V236H258ZM260 235H261V234H260ZM262 235H264V234H262ZM0 236H1V235H0ZM48 236H47V238H48ZM50 236H49V237H50ZM56 236H57V235H56ZM62 236H63V235H62ZM68 236H69V235H67V237H68ZM76 236H75V237H76ZM93 236H94V235H93ZM93 236H92V237H93ZM96 236H97V235H96ZM99 236H100V235H99ZM113 236H114V235H113ZM121 236H122V235H121ZM132 236H133V235H132ZM132 236H131V237H132ZM141 236H143V235H141ZM147 236H148V234H147ZM162 236H163V235H162ZM162 236H161V237H162ZM168 236H169V235H168ZM221 236H224V235H221ZM221 236H220V238H221ZM226 236H227V235H226ZM229 236H230V235H229ZM34 237H35V236H34ZM51 237H50V239H53V241H54V237H55V236H54L53 238H51ZM72 237H73V236H72ZM84 237H82L83 240H84ZM87 237H88V236H87ZM87 237H86V238H87ZM89 237H91V236H89ZM115 237H116V236H115ZM117 237H118V236H117ZM124 237H125V232H124ZM124 237H123V238H124ZM139 237H140V234H139ZM143 237H144V236H143ZM143 237H142V238H143ZM152 237H153V236H152ZM152 237H151V238H152ZM164 237H166V236H163V238H164ZM169 237H170V236H169ZM183 237H184V235L181 237V239H182ZM218 237H219V236H217V238H218ZM224 237H225V236H224ZM224 237H223V238H224ZM230 237L232 238V236H230ZM239 237H242V236H239ZM254 237H255V238H254ZM259 237H260V236H259ZM261 237H262V236H261ZM261 237H260V238H261ZM35 238H37V237H35ZM35 238H33V239H35ZM43 238H44V237H43ZM43 238H42V239H43ZM45 238H46V237H45ZM45 238H44V240H45ZM55 238H56V240H57V237H55ZM68 238H69V237H68ZM93 238H94V237H93ZM96 238H98V236H97ZM101 238H102V237H101ZM101 238H100V240H102ZM126 238H127V237H126ZM133 238H134V237H133ZM151 238H149V239H151ZM153 238L155 239V235H154ZM167 238H168V237H167ZM174 238H175V236H174ZM178 238H180V237H178ZM185 238H186V237H185ZM187 238H188V237H187ZM187 238L184 239V242H182L181 239H180L181 241L179 240L181 243H183V245H181L182 247L185 246V244H186V246H189V247L191 246V244H192V240H191V239H187ZM215 238H216V237H215ZM215 238H212V239H215ZM217 238H216V239H217ZM231 238H230V239H231ZM234 238H235V237H234ZM236 238H237V237H236ZM257 238H258V237H257ZM19 239H20V241H21V240H22V236H21V238H19ZM24 239H25V238H23L22 242L24 241ZM37 239L39 240V238H37ZM37 239H35V240L38 241ZM48 239H49V238H48ZM62 239H66V237H65V238L61 237V238H60V241H58V242L61 243V240H62ZM90 239H91V238H90ZM90 239L87 238V240H89V242H90ZM105 239H106V238H105ZM118 239H119V237H118ZM129 239H131V238H129ZM134 239H135V238H134ZM159 239H161V238H159ZM164 239H165V238H164ZM192 239H193V238H192ZM201 239H202V238H201ZM201 239H200V240H201ZM203 239H204V237H203ZM207 239H208V238H207ZM209 239H210V238H209ZM224 239H226V238H224ZM232 239H233V238H232ZM237 239H238V238H237ZM237 239H236V240H237ZM258 239H259V238H258ZM261 239H264V238H261ZM26 240H27V239H26ZM26 240H25V241H26ZM40 240H41V239H40ZM56 240H55V241H56ZM71 240H72V239H71ZM85 240H86V239H85ZM93 240H94V242L97 241V239H96V240L93 239ZM111 240H114V239L112 238V239H110V241H111ZM123 240H124V239H122V241H123ZM126 240H128V239H126ZM137 240H139L138 237H137ZM142 240H143V243H144V239H141L140 241H142ZM146 240H147V238H146ZM155 240L157 241V238H156ZM172 240H173V239H172ZM185 240H186V243H185ZM190 240H191V241H190ZM236 240H235V242H236ZM239 240H240V239H239ZM239 240H238V241H239ZM2 241H3V240H0V242H2ZM25 241H24V243H26V246H25V248H26V249H25V252L27 251V253H28V250H29V252H30V251H31L30 249H32V248H30L31 246L27 244V241H26V242H25ZM33 241H34V240H33ZM45 241H47V240H45ZM77 241H78V240H77ZM80 241H82V240H80ZM80 241H79V242H80ZM91 241H92V239H91ZM105 241H106V240H105ZM105 241H104V242H105ZM107 241H108V240H107ZM132 241H133V239H132ZM134 241H135V240H134ZM148 241H149V240H148ZM148 241H147V242H148ZM156 241L153 240L154 244L151 245L152 243L150 242V243H151L150 245L153 246V247H156L157 245H159V244L161 243L162 240L160 241V243H157ZM168 241H169V240H168ZM168 241H167V242H168ZM201 241H202V240H201ZM201 241L199 242V244L201 243ZM204 241H206V239H205ZM216 241H218V240H216ZM223 241H224V240H223ZM238 241H237V242H238ZM241 241H242V240H241ZM247 241H248V240H247ZM249 241H250V240H249ZM249 241H248V243H249ZM254 241H255V240H254ZM261 241H262V240H261ZM17 242L19 243V240H17ZM22 242H21V243H22ZM47 242H48V241H47ZM64 242H65V240H64ZM71 242H72V241H71ZM73 242H74V240H73ZM73 242H72V243H73ZM79 242H78V244H79ZM87 242H88V241H87ZM98 242H99V240H98ZM111 242H112V241H111ZM117 242H118V241H117ZM125 242H126V241H125ZM125 242H123V243H125ZM136 242H137V241H136ZM155 242L157 243V245L155 244ZM158 242H159V241H158ZM162 242H163V241H162ZM167 242H164V243L167 244ZM170 242H171V240H170ZM173 242L176 243V241H173ZM188 242H191V244H190V245H187ZM210 242H211V241H210ZM210 242H208V243H210ZM226 242H228V241H226ZM226 242H225V243L222 242V243L224 244V246H225ZM256 242H257V240H256ZM21 243H20V245H22V246L24 247V245H23L24 243H23V244H21ZM51 243H53V242H51ZM54 243L58 244L57 242H54ZM62 243H63V241H62ZM81 243H82V242H81ZM99 243H100V242H99ZM106 243H107V242H105V244H106ZM145 243H146V242H145ZM181 243H180V244H181ZM196 243H197V242H196ZM202 243H203V242H202ZM206 243H207V242H206ZM206 243H203V244H206ZM212 243H213V245H216V244H215L216 242L214 243V242L212 241ZM228 243H229V242H228ZM231 243H232V242H231ZM231 243H229V244H231ZM238 243H239V242H238ZM245 243H246V242H244V244H245ZM251 243H252V242H251ZM260 243H261V242L259 241V244H260ZM1 244H2V243H1ZM1 244H0V247L2 246ZM48 244H50V243H48ZM67 244H68V240H67ZM67 244H65V249H66V247H69V245L67 246ZM69 244H70V241H69ZM75 244H77L76 241H75ZM75 244H73V245H75ZM85 244H86V241H85ZM90 244L94 245V244H93V241H92V243L90 242ZM90 244H87V245H90ZM101 244L103 245L104 243H101ZM112 244H113V243H112ZM120 244H121V243H120ZM129 244H131V243L129 242L128 245H129ZM132 244H133V243H132ZM132 244H131V245H132ZM138 244H139V243H138ZM147 244H148V243H147ZM169 244H170V243L168 242V245H169ZM171 244H172V243H171ZM180 244H179V245H180ZM193 244H194V242H193ZM203 244H202V245H203ZM229 244H228V245H229ZM235 244H237V243H235ZM239 244H240V243H239ZM241 244H242V243H241ZM254 244H255V243H252V244L250 245V243H249L250 246H252V245H254ZM3 245H4V244H3ZM12 245L15 246V244H11V246H12ZM20 245L18 246V244H17V246H15V247H17V248L19 249ZM50 245H51V244H50ZM50 245H49V246H50ZM52 245H53V244H52ZM60 245H61V244H60ZM73 245H72V246H73ZM82 245H83V243H82ZM108 245H109V244H108ZM108 245H107V246H108ZM117 245H119V243L116 244V246H117ZM123 245H124V244H123ZM123 245H122V247H123ZM125 245H126V243H125ZM128 245H127V246H128ZM140 245L143 246V244H140ZM154 245H155V246H154ZM168 245H167V246H168ZM197 245H198V244H197ZM197 245H196V246H197ZM210 245H212V244H211V243L208 244V248L211 247ZM213 245H212V246H213ZM217 245H218V244H217ZM220 245H221V243H220ZM228 245H227V246H228ZM246 245H247V244H246ZM249 245H248V246H249ZM6 246H7V245H4V247H6ZM27 246H30V247H28V248H30V249H28ZM57 246H58V245H57ZM61 246H62V245H61ZM63 246H64V245H63ZM63 246H62V247H63ZM76 246H77V245H75V247H76ZM83 246H84V245H83ZM90 246H91V245H90ZM103 246H104V245H103ZM109 246H110V245H109ZM109 246L107 247L108 250H109ZM112 246H114V245H112ZM112 246H111V247H112ZM116 246L114 247L115 249H117ZM127 246H126V247H127ZM137 246H138V245H137ZM144 246H146V245H144ZM163 246H164V245H162V247H163ZM170 246H172V245H170ZM186 246H185V247H186ZM209 246H210V247H209ZM222 246H223V245H222ZM230 246H231V245H230ZM239 246H240V245H239ZM239 246H238V248L241 250L242 248H240V247H243L244 245H243V246H240V247H239ZM259 246H261V244H260ZM259 246H258V247H259ZM262 246H263V245H262ZM262 246H261V247H262ZM15 247H11V249H12V248L15 249ZM52 247H53V246H52ZM75 247H74V248H75ZM80 247H81V246H80ZM80 247H79V246L77 247L78 250H81ZM96 247H98V246H96ZM105 247H106V246H105ZM118 247H120V245H119ZM129 247H131V246H129ZM132 247H134V244H133ZM147 247L149 248V246H147ZM158 247H159V246H158ZM164 247H166V246H164ZM172 247H173V246H172ZM172 247H171V249H172ZM193 247H194V245H193ZM193 247H192V250L194 249ZM200 247H201V244H200ZM200 247L198 246V248H200ZM203 247H204V246H203ZM206 247H207V246H206ZM213 247H214V246H213ZM225 247H226V246H225ZM234 247H235V245H234ZM244 247H245V246H244ZM252 247H253V248L256 247V250L258 249L257 246H252ZM38 248H39V247H37V249H38ZM53 248H56V247L54 246ZM58 248L60 249V246H58ZM58 248H56V250H58ZM79 248H80V249H79ZM82 248H83V247H82ZM87 248H88V247H87ZM89 248H90V247H89ZM89 248H88V249H89ZM99 248L103 250V247H102V248H101V247H98L97 249H99ZM112 248H113V247H112ZM114 248L112 249V253H111V251H110V254H113V255H111V256H115L114 254H116V253H114V251H113ZM138 248H139V247H137V249H138ZM141 248H142V247H141ZM145 248H146V247H145ZM148 248H146V249L148 250ZM169 248H170V247H169ZM173 248H174V247H173ZM176 248H177V247H176ZM176 248H175V249H176ZM180 248H181V247H180ZM180 248H178V249H180ZM195 248H196V247H195ZM201 248H202V247H201ZM218 248H219V247H218ZM218 248H217V250H218ZM230 248H231V247H230ZM230 248L227 247V249H230ZM259 248H260V247H259ZM61 249H62V248H61ZM65 249H62V250H65ZM71 249H72V248H71ZM90 249H91V248H90ZM93 249H94V248H93ZM120 249H121V248H120ZM124 249H125V247H124ZM134 249H135V248H134ZM150 249H153V248L150 247ZM155 249H156V248H155ZM157 249H158V248H157ZM159 249H161V248H159ZM163 249H164V248H163ZM178 249H176V250H178ZM187 249H188V248H187ZM187 249H183V252H184L185 250H187ZM189 249H190V252H192L191 248H189ZM204 249H205V248H204ZM211 249H212V251L214 252V249H213V248H211ZM227 249H225V250H227ZM232 249H233V248H232ZM236 249H237V248L235 247V250H234V251H236ZM249 249H250V248H249ZM251 249H252V248H251ZM254 249H255V248H254ZM4 250H5V248H4ZM4 250L2 251V249H1V251H2L1 253H2V254H5V256H7V254H8L7 251H9V249H8L5 253H4ZM15 250H16V249H15ZM15 250H14V252H15ZM19 250H21V253H19V252H18V253L21 254V255H23V252H24L23 250H24V248H22V249L20 248ZM35 250H36V249H35ZM40 250H41V248L38 249V252H37V251H34L35 253L37 252V255L39 254V258H40ZM53 250H54V249H53ZM82 250H83V249H82ZM82 250H81V252H84L83 254L88 253V252H89V254L91 253V251H89V250H88L87 252H85V251H86V248H85L83 251H82ZM91 250H92V249H91ZM105 250H107V249H105ZM105 250H104V251H105ZM122 250H123V249H122ZM126 250H127V249H126ZM140 250H142V249H140ZM144 250H145V249H144ZM147 250H146V251H147ZM172 250H173V249H172ZM172 250H171V251H172ZM176 250H174V251H176ZM197 250H198V249H197ZM200 250H201V249H200ZM200 250H199V251H200ZM206 250H207V249H206ZM217 250H216V247H215V252H216ZM221 250H223V249H221ZM246 250L248 251L247 248H246ZM246 250H242V251L245 252ZM66 251H68V250H66ZM69 251H70V250H69ZM74 251H75V250H74ZM117 251H118V250H117ZM117 251H116V252H117ZM119 251H120V250H119ZM127 251H128V250H127ZM127 251H126V252H127ZM138 251H139V250H138ZM152 251H153V250H152ZM162 251H164V250H161V252H162ZM167 251H168V250H167ZM167 251H166V252H167ZM209 251H210V250H209ZM242 251H241V253H243ZM257 251H258V250H257ZM10 252H12V256H13V251H10ZM10 252H9V253H10ZM25 252H24V255H25ZM34 252L32 251V253H34ZM54 252H55V250H54ZM57 252H58V251H57ZM59 252H60V251H59ZM59 252H58V254H60ZM72 252H73V251H72ZM72 252H70V254H72ZM81 252L79 251V252H77V253L80 255ZM96 252H98V251H96ZM108 252H109V251H108ZM108 252H107V253H108ZM124 252H125V251H123V252H121V253H124ZM130 252H131V251H130ZM134 252H135V251H134ZM148 252H149V250H148ZM150 252H151V251H150ZM156 252H157V251H156ZM158 252H159V251H158ZM178 252H179V250H178ZM197 252H198V251H197ZM200 252H203V250L200 251ZM215 252H214V253H215ZM219 252H220V249H219ZM222 252H223V251H222ZM222 252H220V253H222ZM236 252H237V251H236ZM238 252L240 253L239 250H238ZM249 252H251V251H249ZM252 252H253V249H252ZM263 252H264V247H263ZM263 252H262V253H263ZM6 253H7V254H6ZM16 253H17V251H16ZM27 253H26L25 256H27ZM32 253H29V254L31 255ZM55 253H56V252H55ZM66 253H67V252H63V254H66ZM98 253H100V252H98ZM107 253H106V254H107ZM118 253H120V252H117V254H116L117 256H118ZM131 253H133V252H131ZM136 253H137V251H136ZM145 253H146V252H145ZM162 253H163V252H162ZM164 253H165V252H164ZM175 253H176V252H175ZM175 253H172L171 256L174 255ZM185 253H186V252H185ZM187 253H188V252H187ZM205 253H207V251H205ZM214 253H210V254H214ZM227 253L229 254L228 251H227ZM230 253H231V251H230ZM232 253H234V252H232ZM232 253H231V256L233 257V256L235 255V253H234V255H233ZM254 253H255V252H254ZM258 253H259V252H258ZM2 254H1V256H0V257H1V260H0V261H2V257L4 256V255L2 256ZM52 254H53V253H52ZM61 254H62V253H61ZM73 254H74V252H73ZM78 254H77V255L74 254L75 257L79 256ZM92 254H93V251H92ZM128 254H130V253H128ZM138 254H141V252H140V253L138 252ZM142 254H143V251H142ZM177 254H178V253H177ZM196 254H197V253H195V256H196ZM198 254H199V253H198ZM201 254H202V253H201ZM203 254H204V253H203ZM216 254H217V253H216ZM223 254H224V253H223ZM237 254H238V253H237ZM243 254H244V253H243ZM243 254H242L241 256H243ZM249 254H251V253H249ZM252 254H253V253H252ZM259 254H260V253H259ZM14 255H15V254H14ZM17 255H18V254H16V256H17ZM34 255H35V254H34ZM34 255L32 254V257H33ZM41 255H44V256H45L46 253L44 254V253H42V251H41ZM93 255H94V256H93ZM93 255H92V256H93L94 259H95V252H94ZM107 255H108L109 257H111L109 254H107ZM120 255H121V254H120ZM124 255H125V254H124ZM124 255H123V256H124ZM154 255H156V254H153V256H154ZM164 255H165V254H164ZM164 255L162 254V256H160V257H163ZM166 255H167V253H166ZM182 255H183V254H182ZM192 255H194V254H192ZM217 255H218V254H217ZM217 255H216V256H217ZM219 255H220V257H221V254H219ZM225 255H226V253H225ZM246 255H247V254H246ZM262 255H263V254H262ZM10 256H11V255H10ZM10 256H8V257H10ZM16 256H15V257H16ZM35 256H36V255H35ZM59 256H60V255H59ZM59 256H57V257H59ZM61 256H62V255H61ZM71 256H72V255H71ZM80 256H82V255H80ZM83 256L86 257L87 255H83ZM88 256H89V255H88ZM88 256H87V257H88ZM98 256H99V254H98ZM100 256H101V259H102V257H103L102 253H101ZM105 256H106V255H105ZM108 256H107V257H108ZM137 256H138V255H137ZM137 256H136V258H137ZM176 256H177V255H176ZM176 256H175V257H176ZM183 256H185V254H184ZM183 256H182V257H183ZM195 256H194V257H195ZM198 256H199V255H198ZM198 256H197V257H198ZM207 256H209V254H208ZM210 256H211L210 258L213 257L212 255H210ZM226 256H227V255H226ZM228 256H230V254H229ZM228 256H227V257H228ZM236 256H237L236 258H238V257H239V254L236 255ZM244 256H245V255H244ZM249 256L252 257L253 255H249ZM256 256H258V255H256ZM256 256L254 255V257H255L254 260H256V258H257ZM259 256H260V255H259ZM259 256H258V257H259ZM8 257H6V258H8ZM15 257H14V259H15ZM20 257H21V256H20ZM46 257H47V256H46ZM46 257H45V260L47 259ZM53 257H54V256H53ZM55 257H56V256H55ZM55 257H54V258H55ZM63 257H65V256H63ZM69 257H70V256H69ZM87 257H86V258H87ZM96 257H97V255H96ZM127 257H128V256H126V258L123 257V260L126 259V260L128 261L129 257H128V258H127ZM131 257H133V256H131ZM141 257H142V256H141ZM146 257H147V258H146ZM146 257H143V258H146L147 261H146V260H145V261L148 262L150 258L148 259V255H146ZM150 257H151V256H150ZM168 257H169V256H168ZM175 257H174V260H175V261H178V260H177V257H176V259H175ZM186 257H187V256H186ZM202 257H203V256H202ZM202 257H201V258H202ZM205 257H206V256H205ZM224 257H225V256H224ZM246 257H247V256H246ZM260 257L263 258L264 256H260ZM16 258H17V257H16ZM18 258H19V257H18ZM22 258H24V260L27 259V258H25V257H22ZM29 258H31V257L29 256ZM29 258H28V260H29ZM33 258H34V259H33ZM33 258H32V259L35 260V257H33ZM37 258H38V257H36V259H37ZM43 258H44V257H43ZM43 258H42V256H41V259H43ZM50 258H51V257H50ZM50 258H49V259H50ZM70 258H71V257H70ZM70 258H69V259H70ZM72 258H74V257H72ZM78 258L81 260L80 257H78ZM114 258H115V257H114ZM120 258H121V257H120ZM136 258H134V260H135ZM154 258H157V257H154ZM172 258H173V256H172ZM172 258H171V259H172ZM195 258H196V257H195ZM201 258H200V262H201ZM213 258H214V257H213ZM213 258H212V262L214 263L215 260H213ZM218 258H219V257H218ZM236 258H235V259H236ZM14 259H11V260H14ZM32 259H31V261H32ZM59 259H60V258H59ZM61 259H62V258H61ZM61 259H60V260H61ZM67 259H68V257L66 258V260H67ZM75 259H76V258H75ZM89 259H92V258L90 257ZM89 259H83V260L86 261V260H89ZM98 259H99V257H98ZM98 259H97V260H98ZM111 259H113V257H111ZM111 259L109 258V261H111ZM116 259L119 260V256H118V258H116ZM132 259H133V258H132ZM132 259H131V260H132ZM169 259H170V258H169ZM185 259H186V262H185L184 264H186V263L188 262V261H187V258H185ZM203 259H204V258H202V260H203ZM208 259H209V258H208ZM220 259H221V258H219V260H220ZM223 259H224V258H223ZM223 259H221V260L223 261ZM231 259H232V258H230V259L226 258L227 261H229V260H231ZM235 259H233V260H231V261L233 262ZM240 259H241V258H240ZM248 259H250V258L248 257ZM258 259H259V258H258ZM11 260L8 259L9 263H10ZM22 260H23V259H22ZM51 260H52V259H51ZM56 260H57V259H56ZM60 260H58V263H59V264H61V263L59 262ZM66 260L64 261V259H63L64 262H66ZM77 260H78V259H77ZM77 260H76V261H77ZM80 260H78V261L80 262ZM97 260H96V261H97ZM104 260H105V259H104ZM104 260H103V263H106V262L109 263V261H104ZM106 260H108V258H106ZM118 260H117V261H118ZM131 260H130V261H131ZM134 260H133V261H134ZM137 260L139 261V257H138ZM142 260H143V259H142ZM154 260H155V259H154ZM224 260H225V259H224ZM226 260H225V262H226ZM245 260L247 261V258H246ZM251 260H252V259H251ZM3 261H5L4 258H3ZM19 261H20V259H19ZM19 261H18V262H19ZM31 261H30V263H31ZM49 261H50V260H49ZM49 261H48V262H49ZM53 261H55V260H53ZM69 261H70V260H69ZM69 261H68V263H69ZM89 261H90V260H89ZM89 261L87 262V264L89 263ZM96 261H95V262H96ZM99 261L102 262L100 259H99ZM99 261H97V262L99 263ZM127 261H126V262H127ZM138 261H137V262H138ZM140 261H141V260H140ZM151 261H152V260H151ZM172 261H173V259H172ZM179 261H181L180 263H183L182 261H185V260H179ZM191 261H192V260H191ZM194 261H196V260H194ZM203 261H204V260H203ZM231 261H230V262H231ZM236 261H238V260H236ZM236 261H235V262H236ZM240 261H241V260H240ZM246 261H244L245 264H246ZM256 261H257V260H256ZM259 261H260V260H259ZM12 262H13V261H12ZM12 262H11V263H12ZM24 262L26 263V262H28V261L26 260V261H24ZM33 262H35V261H33ZM37 262H38V261H37ZM37 262H35V264H38ZM39 262H40V261H39ZM41 262H43V261H41ZM44 262H45V261H44ZM79 262H78V263H79ZM92 262H93V260L91 261V264H93ZM119 262H120V261H119ZM119 262H118V264H119ZM128 262H129V261H128ZM146 262H143V263L141 262V264H145ZM152 262H153V261H152ZM160 262H161V261H160ZM168 262H169V260H168ZM170 262H171V260H170ZM208 262H209V261H208ZM216 262H217V261H216ZM220 262H221V261H220ZM241 262H242V261H241ZM244 262H243L242 264H244ZM252 262H253V261H252ZM252 262H251V264H252ZM0 263H1V262H0ZM3 263H4V262H2L1 264H3ZM9 263H7V264H9ZM11 263H10V264H11ZM50 263H51V262H50ZM70 263H71V264H74V263H76V262H75V261L73 262V259H72V262H70ZM83 263H84V262H83ZM108 263H107V264H108ZM111 263H114V264L116 263V264H117V262H113V261H111ZM121 263H124V261L121 262ZM129 263H130V262H129ZM132 263L134 264V262H131V264H132ZM139 263H140V262H139ZM149 263H150V262H149ZM149 263H148V264H149ZM155 263H157V262H155ZM172 263H173V262H172ZM172 263H171V264H172ZM176 263L179 264V262H176ZM176 263H174V264H176ZM195 263H196V262H195ZM197 263H198V262H197ZM197 263H196V264H197ZM206 263H207V262L205 261V264H206ZM210 263H211V262H209L208 264H210ZM213 263H212V264H213ZM221 263H222V262H221ZM227 263H228V262H226V264H227ZM5 264H6V261H5ZM21 264H22V261H21ZM31 264H32V263H31ZM44 264H45V263H44ZM54 264H55V263H54ZM56 264H57V262H56ZM62 264H63V263H62ZM76 264H77V263H76ZM84 264H85V263H84ZM95 264H96V263H95ZM100 264H102V263H100ZM109 264H110V263H109ZM126 264H127V263H126ZM137 264H138V263H137ZM153 264H154V263H153ZM157 264H158V263H157ZM160 264H162V262H161ZM167 264H168V263H167ZM169 264H170V263H169ZM190 264H194V262H193V263L190 262ZM215 264H217V263H215ZM218 264H219V263H218ZM232 264H233V263H232ZM235 264H236V263H235ZM237 264H238V262H237ZM239 264H240V263H239ZM247 264H250V261H249V263H247ZM259 264H263V263H262V260H261V263H259Z\"/></svg>","mask_w":264,"mask_h":264},{"label":"crops","instance_id":"3","mask_svg":"<svg viewBox=\"0 0 264 264\" xmlns=\"http://www.w3.org/2000/svg\"><path fill=\"white\" fill-rule=\"evenodd\" d=\"M185 210H186V209H185ZM178 214L181 216L182 213H179V212H178Z\"/></svg>","mask_w":264,"mask_h":264}]
</instances>
